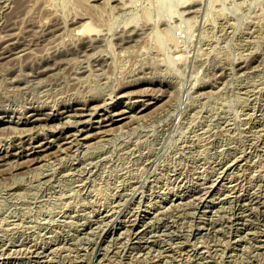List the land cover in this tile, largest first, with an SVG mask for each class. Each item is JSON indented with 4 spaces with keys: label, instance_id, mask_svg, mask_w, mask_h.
<instances>
[{
    "label": "rangeland",
    "instance_id": "374dc122",
    "mask_svg": "<svg viewBox=\"0 0 264 264\" xmlns=\"http://www.w3.org/2000/svg\"><path fill=\"white\" fill-rule=\"evenodd\" d=\"M7 1L9 2V3H7ZM17 1H18V3H17ZM105 1H107V3H106V5H105ZM110 1V2H109ZM129 1V5L130 4H132V5H130V6H128V4H127V2ZM152 1H154V0H151V1H149L148 2V0H136V3L137 4H135V0H131V2H130V0H121V1H119L118 2V0H104V1H101V0H98L97 1V3H96V0H92V5L93 6H91V0H25V2H24V0H0V9L2 10V11H0V12H2L1 14H0V22L3 20V22H1L0 23V38L3 36V38L0 40V48H2L3 49V51L0 49V51H2L1 53H0V57L1 56H3V57H1V59H0V71L2 72V73H0L1 75H0V81L2 82V85L0 84V86H2V88H0V93H2V94H0V99H2L5 103L3 104V101L2 100H0V101H2L0 104V128H2L3 130H1L0 132H4L3 133V135H1L0 136V139H1V141H0V167H1V169L0 170H2V169H6L7 171H2V172H0V224H1V226H0V229L1 228H3V230H1V232H3V233H1L0 232V239H4L3 241H1L0 240V245H1V248L3 247V249H1L0 248V254L2 255V253L1 252H3V255L4 254H7V253H9V254H7V257H6V255L5 256H1L0 255V264H35V262L37 261V263L36 264H73V262H74V264H97L98 262V264H103L104 262H105V264H117V262H121V263H119V264H135V262H137V264H139V261H140V264H143V262H144V264H155V262H156V264H165V261L167 260V263L166 264H168L169 262L171 263L172 262V264L174 263V264H199L200 262V264H213V262H215V264H241L243 261L242 260H244V262L242 263V264H261V263H263L264 264V262L262 261V260H264V199H263V195H264V122H263V120H264V118H263V116H264V0H235L234 2H233V0H228L227 1V3H226V0H219V2H218V0H216L215 1V3H214V1H212V0H196V2L198 3H192V1L193 2H195V0H170L169 2H168V0H155L154 1V5L151 3L150 4V2H152ZM158 1H160V2H158ZM188 1V2H187ZM190 1V2H189ZM199 1V2H198ZM212 1V2H211ZM230 1H232V4H229L228 5V2L230 3ZM22 2V3H21ZM28 2V3H27ZM89 2V3H88ZM98 2H100V3H98ZM113 2H114V4H116V5H114L113 4ZM117 2H118V4L121 2V4H117ZM185 3L184 5L186 6H183V3ZM206 2H207V4H206ZM209 2H211V3H209ZM220 3L219 4V7H213V5L215 4V5H217L218 3ZM222 2H223V5H221L222 4ZM238 2V3H237ZM253 2V3H252ZM11 3H12V5L13 6H11ZM16 3V4H15ZM28 5H27V4ZM104 3V4H103ZM112 3V4H111ZM123 3V4H122ZM125 3V4H124ZM179 3V4H178ZM188 5H187V4ZM200 3H201V5H200ZM209 3V4H208ZM239 3H241V4H239ZM248 4V6H245L246 4ZM249 3H251L252 5L251 6H249L250 4ZM10 4V5H9ZM20 4H22V6H20ZM89 4V5H88ZM109 4V5H108ZM113 6H115L118 10H116V12L114 11L115 10V8H110V7H112L111 5ZM155 4H157V5H155ZM176 4V5H175ZM239 4V5H238ZM3 5H5V6H3ZM122 5V6H121ZM126 5V6H125ZM180 5H182V6H180ZM194 5H195V7H197L196 9V11L194 12L193 10L195 9L194 8ZM201 7H200V6ZM226 5V6H225ZM242 6V8H241V6ZM7 6V7H6ZM15 6V7H14ZM25 6H27L28 8H27V11L25 10ZM30 6V7H29ZM95 6H98V7H96V8H94V9H92L93 7H95ZM113 6V7H114ZM120 6V7H119ZM128 6V7H127ZM155 6L157 7V9L155 8ZM190 8H189V7ZM228 6V7H227ZM12 7V8H11ZM17 7V8H16ZM35 7V8H34ZM125 7V8H124ZM132 7V8H131ZM159 7H160V10L162 11V10H166V14L167 15H165V13H164V15L162 16V14H161V12H160V10H159ZM224 7H227V9L226 8H224ZM245 7H246V9H245ZM251 8V9H248V8ZM29 8H30V10H29ZM121 8V9H120ZM123 8H124V10H123ZM145 8H147V9H145ZM149 8V9H148ZM150 8H153L155 11L153 12V10H151ZM182 8V10H179V9H181ZM194 8V9H193ZM199 8H201V9H199ZM210 8V9H209ZM214 8H217V9H214ZM236 8V9H235ZM12 9V10H11ZM33 9L35 10V11H33ZM47 9V10H46ZM176 9H177V11H176ZM188 9H192L191 10V12H190V10H188ZM212 9H214V10H216V11H218V13L217 12H215L214 11V13H212ZM248 9V10H247ZM86 10V12H83V11H85ZM91 10V12L92 13H89V11ZM129 10V11H128ZM147 10H149L148 12H147ZM167 10H169L172 14H169V12L167 13ZM179 10V11H178ZM185 10V11H184ZM198 10H201V11H198ZM224 10H225V12L226 11H228V12H224ZM253 10H254V12H253ZM5 12V14H4V12ZM10 11V12H9ZM29 11H30V15H29ZM33 11V12H32ZM49 11H51V13H49ZM75 11H77L76 13H75ZM78 11H80V13H81V15L78 13ZM124 11V12H123ZM144 11H146V12H144ZM157 11H158V13H157ZM189 11V12H188ZM205 11V12H204ZM239 11V12H238ZM241 11V12H240ZM245 11H247L246 13H245ZM258 11H259V13H258ZM260 11H263V13H261ZM15 12H16V14H15ZM36 12V13H35ZM44 12H45V15H44ZM118 12H120L119 14H118ZM123 12V13H122ZM151 12H153V13H151ZM198 12V13H197ZM199 12L201 13L200 15H198L199 14ZM206 12H208L207 13V16H209V17H212L211 19H210V21H212L211 23H213V24H211V23H208V21H209V17H206L205 19H204V17H205V14H206ZM220 12L223 14V16H224V18H223V16H222V14H220ZM232 12H234V13H232ZM236 12H238L239 14H237ZM249 12V13H248ZM11 13V14H10ZM35 13V14H34ZM72 13H74V15L72 14ZM144 13H145V15H144ZM181 14L180 15V17H178L177 16V14ZM195 13V14H194ZM197 13V14H196ZM19 14H21V15H19ZM38 15L36 18H35V16L34 15ZM50 16H49V15ZM52 14V15H51ZM56 16H55V15ZM70 14V15H69ZM78 15L77 17L75 16V15ZM87 14H88V16H87ZM92 14H93V16H94V18H93V16H92ZM151 14H154V15H152L151 17L153 18L152 19V21H150V19H151V17H150V19L148 18ZM160 15L161 14V16H160V18H159V20L157 19L159 16L158 15ZM169 14V15H168ZM174 14H176V15H174ZM188 14V16H186ZM194 14V15H193ZM216 14H217V16H216ZM243 14V15H242ZM244 14H245V18L243 17L244 16ZM8 15V16H7ZM17 15V16H16ZM26 15H28V16H26ZM41 15V16H40ZM47 15V16H46ZM65 15H66V17H65ZM68 15V16H67ZM90 15H91V17H90ZM147 15V16H146ZM172 16V18H171V16ZM189 15H190V17H189ZM192 15V16H191ZM229 15V16H228ZM236 15V16H235ZM6 16V17H5ZM20 16V17H19ZM46 18H45V17ZM64 16V17H63ZM70 16V17H69ZM74 16H75V18H74ZM82 18H84V19H82ZM165 16V17H164ZM186 16V17H185ZM193 16H195L194 17V19H192L193 18ZM216 16V17H215ZM220 16H222V18H218V17H220ZM227 16V17H226ZM240 16V17H239ZM32 17H33V19H32ZM40 17V18H39ZM43 17V18H42ZM52 17H54V18H52ZM67 17H68V19H67ZM79 17V18H78ZM140 17V18H139ZM144 17L146 18V20L144 21V23H143V19H144ZM165 19H164V18ZM166 17H168L169 19H167ZM175 17H176V19H175ZM180 18V19H178V18ZM187 17H188V19L189 18H191V21H189V24H187V22H188V20H184V19H187ZM17 18V19H16ZM23 18H25V19H23ZM29 18V19H28ZM75 19V21H74V19ZM77 18L79 19V20H77ZM89 18H90V20H89ZM233 18V19H232ZM4 19H6V20H4ZM8 19V20H7ZM12 19L14 20V22H12ZM19 19H21V20H19ZM35 19V20H34ZM51 20L52 21V23L50 24V21H47V25H45V24H43V21H46V20ZM57 19H58V21H57ZM61 19V20H60ZM71 19V20H70ZM80 19H82L81 21H80ZM85 19H87V20H85ZM148 19H149V21H148ZM162 19H164V20H167L166 22L164 21V20H162ZM198 20L197 22H195V21H193V20ZM218 21H217V20ZM223 19V20H222ZM244 19V20H243ZM23 20V21H22ZM29 20H31V21H29ZM34 20V21H33ZM68 20V21H67ZM96 21L98 24L97 25H101L104 29H107L106 27H108V29H111V30H109L108 31V29H107V31H104V29L102 28V27H98V26H95L94 27V29H90V30H92L93 31V33H91V32H88V31H85V26H90L91 28H92V22L93 21ZM161 20V21H160ZM171 20H175V22H177V23H173V21H171ZM227 20V21H226ZM228 20H230V21H228ZM16 21H17V25H15V26H17L16 28H13L14 27V24H16ZM40 21V22H39ZM42 21V22H41ZM67 21V22H66ZM72 21H74L73 23H72ZM78 21V22H77ZM93 22L94 23V25H96V22ZM130 21V22H129ZM136 22V24H139V22H141V24H139V25H137L138 27L136 28V29H134V27H136V24H132L131 22ZM179 21V22H178ZM183 21H185L184 23H183ZM209 21V22H210ZM233 22V23H235L233 26H231L233 23H230V22ZM235 21V22H234ZM242 21V22H241ZM12 22V24H10ZM25 22V23H24ZM29 24H28V23ZM36 22H38V23H36ZM70 22V23H69ZM88 22V23H87ZM128 23V25L129 26H131V25H133L131 28L128 26V29H126L127 28V24H125V23ZM146 22H147V24H148V22H151V23H153V24H151V23H149V24H151V25H146ZM160 22V23H159ZM170 22V23H169ZM181 22V23H180ZM199 22V23H198ZM223 22V23H222ZM236 22H238V24H239V26H241V27H239L238 28V25L236 24ZM241 22V23H240ZM4 23V24H3ZM14 23V24H13ZM32 23V24H31ZM39 23L41 24V25H43V26H41L40 27V25H39ZM54 23V26L52 25ZM56 23V24H55ZM78 23V24H77ZM90 23V24H89ZM156 23V25H154ZM159 23V24H158ZM163 23H165V24H163ZM169 23V24H168ZM191 23V24H190ZM194 23H195V27H196V29H194ZM197 23V24H196ZM200 23L202 24V26L200 25ZM204 23H207V24H204ZM222 23V24H221ZM229 25H228V24ZM248 23V25L246 26V24ZM251 23H252V25H251ZM1 24H3V25H1ZM6 24H8V26H7V28L8 29H5V26H6ZM62 24H64V28H63V26H62ZM75 24H77V25H80V27H78V26H76ZM144 24V25H143ZM160 24H162V25H160ZM171 24V25H170ZM177 24V25H176ZM199 24V25H198ZM208 24H211V27L208 25ZM216 24V25H215ZM224 24V25H223ZM226 24V25H225ZM10 25V26H9ZM24 25V26H23ZM30 26L29 28L28 27H26V26ZM34 27H33V26ZM58 25V26H57ZM72 25H74V26H72ZM93 25V26H94ZM112 25V26H111ZM126 25V26H125ZM186 25H190V27H186ZM197 25V26H196ZM213 25H214V27H215V29H214V27H213ZM221 25H222V27H221ZM243 25H245V26H243ZM259 27H258V26ZM11 26H13V27H11ZM23 26V27H22ZM35 26H36V28H35ZM37 26H38V28H37ZM55 26H57L58 28H56ZM66 26V27H65ZM67 26H69L68 28H67ZM145 26H146V28H145ZM151 26H155V28H152ZM157 26L159 27L158 29H157ZM172 28H171V27ZM176 26L178 27H185L186 29V31H188V32H186V31H184L183 30V32H182V28H177V30L179 31V29L181 30V31H177V30H175L176 29ZM193 26V27H192ZM204 26H205V28H204ZM229 26V27H228ZM249 26V27H248ZM21 27V28H20ZM76 28L75 30L74 29H72V28ZM121 27H123L124 28V30L121 28ZM139 27H141L140 29H139ZM143 27V28H142ZM148 27H150V28H148ZM165 27V28H164ZM166 27L168 28V29H166ZM174 27H175V29H174ZM191 27H192V29L194 30V32L192 33L191 31H192V29H191ZM243 27H244V29H243ZM246 27V28H245ZM10 28V29H9ZM12 28V29H11ZM23 28H26L25 30H23L24 32H22V34H23V36H26V39H25V37H19L20 36V34H21V31H22V29ZM29 30H28V29ZM40 28V29H39ZM46 28V29H45ZM50 28H52V29H50V30H52L54 33H55V35H56V37H58V38H55V40L56 41H50L48 38H53V40H54V33H52V32H50L49 31V29ZM56 30H55V29ZM78 28V29H77ZM97 28V29H96ZM98 28H101V29H99L100 31H98ZM152 28V29H151ZM163 28V29H162ZM201 28V29H200ZM219 28V29H218ZM220 28H221V30H220ZM223 28V29H222ZM249 28V29H248ZM263 28V29H262ZM19 29H21V30H19ZM32 29V30H31ZM54 29V30H53ZM58 29H60V30H58ZM62 29V30H61ZM67 29H69V31L67 30ZM120 29V30H119ZM133 29V30H132ZM143 29H144V31H143ZM146 29V30H145ZM150 31V32H148V30ZM170 29V30H169ZM190 29H191V31H190ZM204 29V30H203ZM207 29H209V31H208V33H211V31H213L211 34H208L207 33ZM224 29H226L225 31H224ZM246 29V31L248 32H244V30ZM248 29V30H247ZM252 29H254V30H256V29H258V30H256V31H254V30H252ZM5 30H7V31H5ZM12 30H14L13 32H12ZM19 30V31H18ZM36 30L37 31V33L36 32H34V31ZM42 30V31H41ZM47 30H48V35H50L51 37H48L47 36V38H46V35H44L45 34V32L47 33ZM63 30H65V34H64V36H63V32H61V31H63ZM73 30H74V33H71V32H73ZM89 30V31H90ZM102 30L104 31V32H102ZM124 32H123V31ZM125 30H126V32H125ZM135 30V31H134ZM140 30V31H139ZM156 31V33H154V32H152V31ZM158 30V31H157ZM159 30H160V32H161V34L163 35H161L160 33H159ZM162 30H166V31H162ZM168 30L169 31H171V33H170V35L168 36ZM250 30H252V35H251V31ZM17 31V32H16ZM29 31V32H28ZM45 31V32H44ZM96 31V32H95ZM110 31H112L111 33H110ZM133 31V32H132ZM139 31V32H138ZM141 31L145 34V36H144V34L143 33H141ZM147 31V32H146ZM226 31H232V33L233 32H235V33H237V34H235V36L234 35H232V33L231 34H227V33H229V32H227L226 33ZM238 31V32H237ZM257 31H258V33L259 34H261V35H259V34H256L257 33ZM263 31V32H262ZM10 32V33H9ZM19 32V33H18ZM61 32V33H60ZM118 32V33H117ZM131 34V32L133 33V34H129V33ZM136 32V33H135ZM173 32H175V34H177L178 35V37H177V35H176V37H175V34H173ZM195 32H196V35H193V34H195ZM206 32V33H205ZM214 32H216V33H214ZM225 32V34H223ZM239 32H241V34H243V36H244V38H246V40L249 42H247L246 40H244L246 43L244 44V41H243V36L241 35V34H239ZM250 32V33H249ZM10 34V35H8V34ZM30 33V34H29ZM36 34V35H34V34ZM44 33V34H43ZM57 33H58V35H57ZM90 33H91V35H90ZM94 33L96 34V35H94ZM100 33V34H99ZM101 33H103V35H101ZM106 33V35H104ZM116 33V35H114ZM122 33H124V36H123V38H124V40L122 39ZM138 33H140V34H138ZM159 33V34H158ZM14 34V35H13ZM15 34H17V35H15ZM21 34V35H22ZM53 34V35H52ZM71 34L73 35V36H75V37H77V39H75V37H73V36H71ZM83 34L84 35H86V36H83ZM93 34V35H92ZM118 34L121 36H118ZM136 34H138V35H136ZM142 34H143V36H142ZM154 34H156V35H154ZM164 34H166V35H164ZM186 34H188V37H187V35ZM223 34V35H222ZM254 34H255V36H258V37H260V38H256L255 36H254ZM2 35V36H1ZM30 35H32L31 37L33 38V36H34V38L32 39L31 37H30ZM37 35H39V36H37ZM41 35H44V36H41ZM68 35H69V37H68ZM108 35V36H107ZM131 37H130V36ZM146 35H149V36H147L146 37ZM150 35H151V37H150ZM179 35H182V38H183V42H182V38L179 36ZM192 35H193V37H192ZM208 35V36H207ZM211 35V36H210ZM213 35V36H212ZM225 35V36H224ZM227 35V36H226ZM237 35H238V37L239 38H235V37H237ZM249 35V36H248ZM9 36V38H6V37H8ZM15 36V37H14ZM18 37V39H17V37ZM29 36V37H28ZM102 36H104V37H102ZM127 36V37H126ZM129 36V37H128ZM138 36H140L141 37V40H143L142 42H140L139 43V40H140V38L138 37ZM163 38H162V37ZM164 36H166L167 37V39H166V37L164 38ZM205 37V36H207V38L206 39H204L203 37ZM210 36V37H209ZM221 36V37H220ZM230 36V37H229ZM11 37L13 38H16L15 40H14V38L10 41V39H11ZM36 37V38H35ZM45 37V38H44ZM59 37H61V38H59ZM64 37H68L67 38V40H66V38H64ZM87 37V38H86ZM97 37H98V39H97ZM100 37H102V38H100ZM106 37V38H105ZM112 37V38H111ZM115 39H114V38ZM116 37H118V38H116ZM143 37V38H142ZM158 37H161V39L163 40V42L161 41V40H159L158 39ZM171 37V38H170ZM173 37H174V39L175 40H173ZM217 37H219V38H217ZM251 37V38H250ZM5 38V39H4ZM72 38V39H71ZM89 38V40L87 41L86 39H88ZM121 38V39H120ZM127 38V39H126ZM135 38H137V39H135ZM148 40H147V39ZM152 39V40H150L149 41V39ZM156 38V39H155ZM202 38H203V41H202ZM231 40H230V39ZM241 38H242V40H241ZM250 38V39H249ZM4 39V40H3ZM6 39H7V42H6ZM21 39V40H20ZM24 39V40H23ZM37 39V40H36ZM79 39H81L82 41V43H80V41H79ZM90 39H91V41H93V43L92 42H90ZM94 39H96V40H94ZM106 39V40H105ZM110 39H111V41H110ZM112 39L115 41L114 43L112 42ZM117 39V40H116ZM129 39H130V41H129ZM134 39V40H133ZM139 39V40H138ZM165 39V40H164ZM171 39V40H170ZM191 39V40H190ZM192 39H194V41H192ZM240 40V42H239V40ZM249 39V40H248ZM251 39H255L254 41L253 40H251ZM30 40L32 41V42H30ZM44 40V41H43ZM64 40H66V41H64ZM74 40H76V41H74ZM85 40V41H84ZM101 40V41H100ZM137 40H138V43H136L137 42ZM156 40V41H155ZM157 40H159L158 42H157ZM197 40V42L195 43V41ZM207 40V41H206ZM210 40V41H209ZM212 40H214V42L212 41ZM221 40L222 41H224V43H221ZM251 40V41H250ZM4 41V42H3ZM10 41V42H9ZM14 41V42H13ZM21 41V43H19ZM24 41V42H23ZM45 41H46V43L47 44H49V45H47L46 43H45ZM48 41V42H47ZM60 41V42H59ZM78 41V42H77ZM86 41L90 44V45H88V43H86ZM103 41H104V43H103ZM134 41H135V44H134V46H135V48H134V46L132 45L133 43H134ZM154 41L155 42H157L156 44L158 45L159 44V42H161V43H163V48L161 47H159V45L158 46H156L155 45V43H154ZM166 41V42H165ZM168 41H170V43L168 42ZM174 41L176 42H178V43H174ZM191 41V42H190ZM199 41V42H198ZM203 42V43H200V42ZM204 41H205V43H204ZM215 41H217V44L215 43ZM225 41H226V43H225ZM228 41V42H227ZM233 41V42H232ZM236 41H238V42H236ZM10 43V44H7V43ZM11 42H13V43H11ZM18 42V43H17ZM34 42H36V43H34ZM39 42V43H38ZM56 44L57 42V44L56 45H54V43ZM64 42V43H63ZM66 42H70L69 44L68 43H66ZM73 42H74V44H75V46H73L74 44H73ZM117 42V43H116ZM120 42V43H119ZM125 42H127L126 44H123V43H125ZM168 42V43H167ZM179 42H181V44H179ZM213 42V43H212ZM231 42V43H230ZM236 42V43H235ZM17 43V44H16ZM29 43L31 44L30 46H29ZM35 45H34V44ZM41 43H43V44H41ZM83 44L84 46H86V47H84V46H82V45H79V44ZM85 43V44H84ZM111 43V44H110ZM113 43V44H112ZM116 43V44H115ZM146 43V45H144ZM168 45H167V44ZM219 43V44H218ZM235 43V44H234ZM12 44H15L14 46L12 45ZM22 44V45H21ZM24 44L26 45V46H24ZM27 44H28V46H27ZM37 44H39V45H37ZM61 44V45H60ZM64 44V45H63ZM123 44V45H122ZM136 44H141L140 46L139 45H136ZM175 44V45H174ZM177 44H178V46H177ZM192 44L194 45V46H192ZM198 44H204L201 48H200V46H198L197 47V45ZM209 44V45H208ZM212 44V45H211ZM227 46H226V45ZM229 44V45H228ZM239 44H242L241 46L239 45ZM6 45H8V46H6ZM18 45V46H17ZM44 45H46V48H45V46ZM62 45H63V47H62ZM68 45L69 46H71V47H68ZM92 45H97V47L96 46H94V47H92ZM101 45V47L99 48V46ZM109 45H112V46H109ZM121 46V48H119L120 46ZM126 45V47L125 48H123V46H125ZM129 45V47L130 48H132V52H139V53H143V54H140L141 56H143L144 55V57H146V58H141V60H136V59H140V55L139 56H137L138 54H134V56L133 55H131V54H133V53H128V52H126V50H130V48L129 47H127ZM147 45H150V47L149 46H147ZM184 45H186V46H184ZM205 45H207V46H205ZM222 45V48L220 47ZM225 45V46H224ZM244 45H246L245 47H244ZM16 46V47H15ZM38 46L39 47H41V48H38ZM44 46V47H43ZM47 46H49V47H47ZM60 48H59V47ZM90 46V47H89ZM103 46V47H102ZM114 46V47H113ZM117 46H119V47H117ZM133 46V47H132ZM139 46V47H138ZM148 47V48H146L145 50L146 51H144V48L145 47ZM152 46H154L153 48H151ZM165 46H166V48H165ZM174 47V49H172L173 47ZM204 46H205V50H204ZM234 46V47H233ZM6 47H8V48H6ZM13 47V48H12ZM25 47H27L28 48V50H26L25 49ZM33 47V48H32ZM58 47V48H57ZM89 49H88V48ZM96 47V49L94 50L93 48H95ZM111 47H112V49H111ZM137 47V48H136ZM171 47V48H170ZM175 47L176 48H180V51H178L179 49H175ZM184 47H186L185 49H184ZM189 47V48H188ZM192 47H195V49L194 48H192ZM197 47V48H196ZM212 49H210V48ZM215 49H214V48ZM218 47V49H216ZM227 47V48H226ZM231 47V48H230ZM23 48L26 50H23ZM36 49L37 48V50H36V52H35V50L34 51H32L33 49ZM44 48H45V50H44ZM54 48H56V49H54ZM74 48H76V49H74ZM77 48H79V49H77ZM81 48H84L83 50L81 49ZM92 48V49H91ZM106 48V49H105ZM109 48V49H108ZM115 48V49H114ZM117 48V49H116ZM123 48V49H122ZM157 48H159V50L157 49ZM226 48V49H225ZM19 49H20V51H19ZM58 49H63V50H60V51H65L66 52V54H65V52H62L63 53V55L61 54V52L58 50ZM91 49V50H90ZM126 49V50H125ZM134 49H136V51H134ZM142 49V50H141ZM168 49H169V51H168ZM175 50V52L174 51H172V50ZM182 49H184V50H182ZM192 50V52H191V50ZM200 49V50H199ZM210 51V53H209V51ZM222 51L221 52V55L222 56H224L223 57V61L222 60H220V58L222 57V56H218V54H220V52H218V51H220V50ZM10 50V51H9ZM12 50H13V52H12ZM21 50H22V52H24V54L21 52ZM46 50H48V51H50L51 52V58H50V60H45V59H49V53H47L48 51H46ZM52 50L55 52V54H54V52H52ZM58 50V51H57ZM74 50V51H73ZM81 50H82V52H81ZM85 50H87V51H85ZM91 52H90V51ZM118 50V51H117ZM128 50V51H129ZM154 50L157 52H159V53H162L161 55H158V54H156V52H154ZM160 50H161V52H160ZM166 51V52H163V51ZM196 50H198V53H197V51ZM202 50V51H201ZM207 50V51H206ZM218 50V51H217ZM224 50H226V51H224ZM229 50V51H228ZM8 51V52H7ZM17 53H15V52ZM67 51H70V52H72V54L74 53V55H72V54H70V52L67 54ZM84 51H85V53L86 54H84ZM95 51V52H94ZM118 52L116 55H115V53H113V52ZM121 51H124V53L126 54H128V55H130V56H127V55H125L124 53H121ZM143 51V52H142ZM170 51L172 52V54H174V56L170 53ZM196 51V52H195ZM207 52L206 54H209V55H205V54H203L204 52ZM215 51V52H214ZM27 54H26V53ZM58 52H60V54H59V57L57 56V53ZM76 52V53H75ZM130 52V51H129ZM170 53L171 54V57H173V60L170 58V55H167V53ZM174 52V53H173ZM182 52V53H181ZM184 52V53H183ZM199 52H201L200 54H199ZM226 52V53H225ZM10 53H11V55H10ZM22 55H21V54ZM43 53H45L44 55H43ZM81 53V54H80ZM89 53V54H88ZM99 53H101V54H99ZM103 53H104V55H103ZM187 53L188 54H190V58H189V55H187ZM218 53V54H217ZM9 54V55H8ZM17 56H16V55ZM28 55V56H26V55ZM39 54V55H38ZM53 54V55H52ZM64 54L65 55H67V57H65V58H69V57H73V59L75 60V63H74V60L71 62V58L69 59V60H65V58H63L64 57ZM92 54V55H91ZM121 54H124L123 56H117V55H121ZM146 54H149V55H146ZM152 54V55H151ZM176 54V55H175ZM183 54L184 55H186L185 57H183V59L184 60H181L182 58H180V57H182L183 56ZM217 54V56H215ZM226 54H227V56L228 57H226ZM19 55V56H18ZM34 55V56H33ZM40 55H42L43 56V58H45V59H41L39 56ZM46 55H48L47 56V58H46ZM61 55V56H60ZM71 55V56H70ZM77 55V56H76ZM84 55V56H83ZM86 55H89V56H87L86 57ZM90 55H91V58L93 59V61H94V63L93 64H96L97 63V65H93L92 64V62L93 61H90ZM106 55V56H105ZM153 55H155L156 57H160V56H162L161 58L162 59H160V58H155V56H154V58H153ZM167 55V56H166ZM197 55V56H196ZM232 55V56H231ZM247 55H248V58H247ZM258 55H260V57H258ZM25 56V57H24ZM31 56H33V58H31ZM38 56V59L36 60V58L35 57H37ZM41 56V57H42ZM45 56V57H44ZM56 58H54V57ZM63 56V57H62ZM78 57V56H81V58L80 59H78V58H76V57ZM82 56H83V58H82ZM102 58H101V57ZM109 56V57H108ZM112 56V57H111ZM198 57H200V59H199V61L197 60V58ZM203 56H205V58H202ZM231 57V59H230V57ZM245 56H246V58H245ZM255 56V57H254ZM6 57V58H5ZM9 57L10 58H13L14 57V60H12V59H10V60H8L9 59ZM23 57V58H22ZM99 57V58H98ZM115 57H117V59L115 58ZM168 57V58H167ZM179 57V58H178ZM252 57V58H251ZM18 59V60H15V59ZM32 60H31V59ZM105 58V61H103V59ZM108 58V59H107ZM151 58V59H150ZM169 58H170V64H168L169 63ZM174 58H175V60H174ZM206 58H208V59H206ZM212 58H216L215 60H213ZM224 58L226 59V60H230V61H226V60H224ZM229 58V59H228ZM256 58V59H255ZM4 59V60H3ZM6 59V60H5ZM23 60L22 61V64H21V60ZM27 59V60H26ZM30 59V60H29ZM62 59L63 60V63L60 61V60ZM100 59H102V60H100ZM111 59V60H110ZM148 59V60H147ZM155 59H156V61H155ZM165 59H167V61L165 62L164 60ZM179 59V60H178ZM187 59V60H186ZM189 59H191L192 60V62H191V60H189ZM203 59V60H202ZM206 59V60H205ZM217 59H218V61H217ZM245 59V60H244ZM254 59V60H253ZM261 59V60H260ZM20 60V61H19ZM54 60H57L56 62L57 63H60L61 62V65L60 64H55V63H53L54 62ZM85 60V61H84ZM99 60V62H97ZM107 60H109V61H107ZM113 60V61H112ZM158 60V61H157ZM160 60V61H159ZM179 61V63L177 62V61ZM180 60H181V63H180ZM190 61V63L188 64L190 67H194L195 68V70H194V68H193V71H191L192 70V68H189L188 67V65H187V62H189ZM197 60V61H196ZM200 60H202V62L200 61ZM207 60H208V64H207ZM213 60V61H212ZM236 60V61H235ZM246 60L248 61V63H246ZM250 60H253V61H250ZM259 60H260V62H259ZM18 61V62H17ZM26 61V62H25ZM28 61V62H27ZM31 61L33 62L32 64H31ZM41 61V62H40ZM47 61V62H46ZM58 61H60V62H58ZM66 61H70L69 63L68 62H66ZM112 61V62H111ZM137 61V63H135V62ZM148 61V64L146 63ZM153 61H154V63L155 64H157L156 66L155 65H153L152 63H153ZM216 61L218 62V63H216ZM233 61V62H232ZM258 61V62H257ZM16 62H17V65H15L16 64ZM44 62V63H43ZM50 63L52 66H48V65H50V64H47V63ZM66 62V63H65ZM78 62V63H77ZM106 62V63H105ZM140 62V63H139ZM145 62V63H144ZM157 62V63H156ZM173 62H175V64L177 63V65L175 66V64H173ZM200 62V63H199ZM215 62V63H214ZM222 62H224V63H222ZM229 62V63H228ZM31 64L32 65V67L31 66H29V68H28V66L27 65H25V64ZM38 65L39 67H35V66H33V65ZM72 63V64H71ZM87 63H89L88 65H87ZM108 63V64H107ZM135 64H137V65H135V67H134V65ZM159 63H161V65L159 64ZM164 63V64H163ZM165 63H167V66H166V64ZM201 63H204L203 64V66H201L202 64ZM220 63V64H219ZM233 63V64H232ZM247 65V68H246V65ZM254 65H253V64ZM21 64V65H20ZM24 64V65H23ZM29 64V65H30ZM42 64H43V66H42ZM54 64L57 66H54ZM66 64V65H65ZM74 64V66L72 67V65ZM75 64H76V66H75ZM80 64V65H79ZM102 64H104V65H102ZM114 64V65H113ZM148 65V66H145V65ZM180 64V65H179ZM185 64V66L183 67V65ZM195 64H198L200 67H197L198 65H195ZM210 64L212 65V67L210 66ZM213 64H215V65H213ZM222 64V65H221ZM14 65H15V68L17 69V71L19 70V68L21 69L22 67H24V68H22V71L24 70L25 72H19L18 71V73H17V71H16V69L14 68H12L11 69V67L13 66L14 67ZM41 65V66H40ZM68 65H69V69H67L68 68ZM71 65V66H70ZM77 65H79V67L77 66ZM85 65H87V67L85 66ZM102 65V66H101ZM111 66V65H113V68L112 67H109V69L107 68L108 66ZM131 65H132V67H131ZM141 65V66H140ZM151 65H153V66H151ZM163 65V66H162ZM166 67H165V66ZM171 66V68H170V70L169 71H166V70H168L169 68V66ZM175 66L176 68H174L173 66ZM217 65H218V67H217ZM221 65V66H220ZM250 66V68H249V66ZM18 66V67H17ZM22 66V67H21ZM59 66H61L62 68H63V66H65L64 67V69H63V74H62V72H56V71H58V69H59V71H62V68L61 67H59ZM92 66V68H90ZM101 68H100V67ZM143 66H145V69H144V67ZM179 66V67H178ZM224 66V68H222ZM244 66V68H242ZM5 67H7L6 69H5ZM45 67H49L50 68V70H49V68H47V70H46V68ZM55 69H54V68ZM78 67V68H77ZM89 67V68H88ZM96 67H97V69H99V71H100V75L99 76H92V75H94V73H92L93 71L95 72V70H96V72H95V75H97V73H99V71L96 69ZM105 69H104V68ZM140 67H142V68H140ZM147 67H148V71H150V69L152 70L151 72L152 73H149V76H148V73H147ZM157 70L158 69V71L157 72H154V71H156V70H153L154 68ZM159 67H161V69L159 68ZM201 67H203V68H201ZM227 67H229V68H227ZM239 67H241V68H239ZM36 68V70H34ZM38 68H39V70H41L42 71V73L44 72V73H46V74H40V72L41 71H39L38 70ZM53 68V69H52ZM75 68H77L76 70H78V72L75 70ZM82 68H84V69H82ZM87 68V69H86ZM103 68V69H102ZM132 70H131V69ZM133 68H135V70L133 69ZM139 68H140V72H138L139 71ZM168 68V69H167ZM173 68V69H172ZM181 68H183V69H181ZM198 70H197V69ZM201 68V70H202V72H201V70H199ZM207 69V71H206V69ZM215 68V69H214ZM225 68H227V69H225ZM3 69H5V71H3ZM82 69V70H81ZM89 69V70H88ZM110 69L112 70L111 72H113V73H111V72H109V73H106V71L108 72V71H110ZM143 69V71H141ZM162 70L161 71V73H160V70ZM166 69V70H165ZM175 69V70H174ZM185 69V70H184ZM189 70L190 72H194V75L196 76L195 78L196 79H194V82H193V80L191 79V78H193L194 77V75H193V73H190L189 71L188 72H186V73H184L185 71H187V70ZM210 69H212V70H210ZM244 69L246 70L245 72H243L244 71ZM248 69V70H247ZM10 70V71H9ZM12 70V71H11ZM28 70H30V71H28ZM66 70V71H65ZM74 70V71H73ZM103 70V72H101ZM105 70V71H104ZM129 71V72H131V71H133V72H131V73H126V71ZM178 70H179V72H178ZM183 70V71H182ZM214 70V71H213ZM229 71V76L231 77L232 75H234V76H232L231 78L230 77H228V72H225V71ZM239 70V71H238ZM28 71V72H27ZM36 71L38 72V73H36ZM47 71V72H46ZM73 71V72H72ZM80 71H82V72H80ZM83 71H84V73H83ZM88 73H86V72ZM137 71V74L135 73ZM173 73H172V72ZM210 71H213V73L214 74H212V72L210 73ZM216 71V72H215ZM220 71H222L223 73L221 74V75H217V74H215V73H218V74H220L221 72ZM7 72V73H6ZM32 74V75H29L30 73ZM52 74H51V73ZM54 72H56V73H54ZM90 72V73H89ZM141 72H142V74H141ZM144 72H145V74H146V76H144L143 74H144ZM164 72H166L168 75H167V78H166V73H164ZM183 72V73H182ZM200 72V73H199ZM207 72V73H206ZM220 72V73H219ZM232 72V73H231ZM235 72V73H234ZM6 73V74H5ZM16 73L18 74L17 76H16ZM19 73H22L21 75L23 76V77H25V78H22V76L21 77H19ZM25 73H27V75H25ZM74 73H76L77 74V76H76V74H75V76L73 75ZM91 73H92V75H91ZM102 73H103V75H105L107 78H109V81H112V82H109L108 81V83H107V80H105V76H102ZM136 75H135V74ZM155 73H156V75L157 76H155ZM188 73H190L191 74V76H190V74L188 75V76H186ZM197 73H199V75H197ZM201 73H203V75H201ZM9 74H11V75H9ZM15 74V75H14ZM24 74V75H23ZM35 74H37V76H35ZM50 74V76H48ZM53 74H54V76H53ZM60 76H59V75ZM112 74V75H111ZM115 74V75H114ZM122 74V75H121ZM128 74H130V75H128ZM171 74H174V76H172ZM176 74V75H175ZM182 74H183V77H186V78H183L182 77ZM207 74V75H206ZM224 74H226V75H224ZM7 75V76H6ZM9 75V76H8ZM58 75V76H57ZM73 75V76H72ZM78 75H80V77L78 76ZM85 76L86 75V77L82 80V76ZM138 75V76H137ZM142 75V77H140ZM151 75V76H150ZM177 75H181L180 76V78L178 79V76ZM201 75V76H200ZM215 75H217V76H215ZM6 76V77H5ZM14 76H16L15 78H14ZM28 76H30V77H28ZM39 76V77H38ZM47 76H48V79H47ZM55 76H56V78H55ZM72 76V77H71ZM103 77V78H101V80H99L100 79V77ZM121 77L122 76V78H116V77ZM123 76H124V78H123ZM134 76H135V79H136V81L134 82L133 80H135L134 79ZM165 76V77H164ZM202 76H204V77H202ZM206 76V77H205ZM212 76V77H211ZM215 76V77H214ZM226 76V78H224ZM2 77V78H1ZM8 77V78H7ZM10 77H13V79H14V81H13V79L11 78V80L12 81H10V82H8L7 80L8 79H10ZM19 77V78H18ZM34 77V78H33ZM36 77H38V78H41V79H38L37 81H35V79H37ZM44 77V78H43ZM49 77H51V79H49ZM71 77V78H70ZM74 77H76V78H78L79 79V81H80V83L78 82V79L75 81V78ZM89 77V78H88ZM110 77H112V78H110ZM128 77V78H127ZM143 77H144V79H145V81H144V79H143ZM148 77H150L149 79H147ZM173 79H172V78ZM177 77V78H176ZM187 77H188V79L189 80H191L190 81V83H189V80L187 79ZM202 77V78H201ZM213 77L214 78H216V79H213ZM21 78V79H20ZM30 78V79H29ZM58 78V79H57ZM94 78V79H93ZM96 78H97V80H99V84L98 83H96L95 81H96ZM115 78H116V80H115ZM129 78H131L130 79V83H128L129 82ZM152 78V79H151ZM157 78V79H156ZM199 78H201V80H203V81H201ZM4 79H6V80H4ZM20 79V80H19ZM32 79H34V80H32ZM72 79H74V80H72ZM81 79V80H80ZM86 79V80H85ZM102 79L104 80V81H106V82H104V81H102ZM127 79V80H126ZM139 79V80H138ZM156 79V80H155ZM164 79H169V80H165L164 81ZM172 79V80H171ZM177 79V80H176ZM187 79V80H186ZM198 79H199V81H200V84L198 83V84H196V82H199L198 81ZM218 79V80H217ZM223 79V80H222ZM17 82H16V81ZM21 80H22V82H21ZM28 80V81H27ZM30 80V81H29ZM44 80H45V83L44 84H42L43 82H44ZM48 80V81H47ZM51 80H54L55 82H53V81H51ZM56 80H58V81H56ZM63 81V83H62V81ZM70 80V81H69ZM72 80V81H71ZM90 80H93V82H95V85H93L91 82L92 81H90ZM115 80V81H114ZM117 80H118V82H122V81H124V83H122V85L120 84V83H118L117 82ZM161 80V81H160ZM171 80V81H170ZM173 80H175L176 81V83H175V81L173 82ZM180 80V81H179ZM182 80V81H181ZM211 81V83L209 84V82ZM212 80H215V81H212ZM222 81V82H220V81ZM25 81H26V83H25ZM42 81V82H41ZM51 81V82H50ZM59 81H61L60 83H58ZM64 81H65V83H64ZM84 81V82H83ZM87 81H89L90 83H87ZM125 81H127V82H125ZM187 81H188V84H187ZM204 81H205V84H204ZM207 81V82H206ZM209 81V82H208ZM218 81V82H217ZM223 81H224V83L225 84H223ZM20 82V83H19ZM25 83V88H24V84H22V83ZM57 82V83H56ZM69 82V83H68ZM72 82H74V83H72ZM105 83H107V87L106 86H103ZM131 82H134L135 84H131ZM161 82H162V84H161ZM168 82V83H167ZM171 82V83H170ZM6 83H8L9 84V87H8V84H6ZM15 83V84H14ZM28 83H31L32 85H33V87L31 86V85H28ZM51 83V84H50ZM53 83H54V85H53ZM55 83H56V85H55ZM69 84V85H66V84ZM74 84V85H72V84ZM76 83V84H75ZM110 83H111V85H112V87H111V85H110ZM112 83H114V84H112ZM116 83H118V84H120V85H118V84H116ZM127 83V84H126ZM173 83V84H172ZM185 83V84H184ZM196 85H195V84ZM215 83H217V84H215ZM12 84V85H11ZM40 84V85H39ZM60 84H62V85H64L65 84V93H63V88H64V86L62 87L61 86V88L62 89H60ZM100 84H101V88L99 89V87H100ZM130 84V85H129ZM154 84V85H153ZM178 84H181V85H179L180 87H182L181 89L179 88V86H178ZM188 85L187 87H185V85ZM202 84V85H201ZM204 84V85H203ZM218 84H222L221 86L220 85H218ZM5 85V86H4ZM23 85V86H22ZM26 85H28L27 87L29 88H31V89H33L32 91L34 92H31V89L29 88H27L26 87ZM35 85V86H34ZM39 87V86H41V87H37V86ZM45 86L46 88L48 87V89H49V87H51L49 90L47 89V91H46V88H43V86ZM51 85V86H50ZM54 87H53V86ZM59 85V86H58ZM76 85V86H75ZM96 85H98L99 87H97ZM125 85V86H124ZM132 85H134V86H132ZM169 85H171V86H169ZM183 85V86H182ZM193 85V86H192ZM198 85H201V86H198ZM205 85H207V86H205ZM209 85V86H208ZM213 85H216V86H214V87H211V86H213ZM14 86L17 88L16 90H15V92H13L14 90ZM21 87V89H20V87ZM92 86V87H91ZM109 86L111 87V90L110 89H106V88H109ZM195 86H196V88H195ZM198 86V87H197ZM223 86H225V87H223ZM19 87V88H18ZM57 87H58V89H57ZM96 89H95V88ZM105 87V88H104ZM118 87H120V88H118ZM148 87H149V89L150 88H152V90L150 89H148ZM158 87H160V89L158 88ZM167 87H168V89H167ZM172 87H176L177 89L179 88V91L175 88H172ZM185 87V88H184ZM194 87V88H193ZM219 87H221L219 90H217ZM12 88V89H11ZM25 90H23V89ZM35 88H37V89H35ZM90 88H91V91H90ZM95 90H94V89ZM117 88V89H116ZM144 89V88H147L146 90H144V92L142 91V90H140V89ZM153 88H155V89H153ZM186 88H189V90L186 92ZM191 88V89H190ZM199 88V89H198ZM204 88V89H203ZM212 88V89H211ZM2 89V90H1ZM20 89V90H19ZM26 89H28V90H26ZM60 89V90H59ZM75 89V90H74ZM78 89V90H77ZM98 89V90H97ZM102 89V90H101ZM105 89H106V91L107 90H109V91H107V93H105L106 91H105ZM118 89H120V91H118ZM125 89V90H124ZM133 89V90H132ZM135 89L137 90V92L139 91L140 93H137V94H149V95H151L152 97H155L156 96V98L157 97H159V96H161V94H162V89H163V93L166 91V89H167V92H169L168 94H166V92L164 93V94H162V96L163 97H160L159 99H152V100H150L151 102H152V104H151V106H153V107H150L149 109H147L146 111H143V112H141V105H142V103H136L135 102V99H132V98H130L131 100H133V102H131V100L129 99V98H127V97H122L123 95H122V93H127L128 91H133V92H135ZM159 89V90H158ZM165 89V90H164ZM215 89V90H214ZM4 90L6 91V92H4ZM8 90H10V91H8ZM13 90V91H12ZM20 91V92H18L17 93V91ZM34 90H37L36 92L34 91ZM55 90H57L55 93L56 94H54V91ZM155 90H156V92H155ZM157 90H158V93H157ZM177 91L176 93L178 94V95H176V93H175V96L173 95L174 93H173V91ZM183 90H184V93H181V91L183 92ZM204 90V91H203ZM208 90H210L209 91V93L207 92ZM218 91L219 93H217V91H216V93L214 92V91ZM22 91V92H21ZM40 91H42V92H40ZM59 91H61L62 92V95H60L61 93H59L58 95H60V96H58L57 95V92H59ZM74 91H76V92H74ZM90 91V92H89ZM96 91L98 92V91H100V93H98V95L96 94V95H94L95 93H96ZM102 91H105L104 93H102ZM111 91V92H110ZM146 91H148V92H146ZM151 91H153L152 93H150ZM160 91H161V93H160ZM170 91H172V93L173 94H170L171 92ZM191 91H193L192 92V95H190V93H191ZM195 91H198V92H201V93H203V92H205V93H203L204 94V96H203V94L201 95V93H200V95H198L199 93L198 92H195ZM211 91H213V92H211ZM26 92V93H25ZM49 92V93H48ZM52 94H51V93ZM72 92H73V94H72ZM92 92H95L94 94L92 93ZM118 92V93H117ZM146 92V93H145ZM155 92V93H154ZM195 92V93H194ZM5 93H6V95H5ZM11 93V94H10ZM22 93V94H21ZM31 93H32V95H31ZM40 93V94H39ZM41 93L43 94V93H45L44 94V96H42L41 95ZM75 93H77V94H75ZM94 95V98H93V96L91 95ZM128 93H131V92H128ZM196 93H197V95L199 96V97H197L196 96ZM212 93V95H208V94H211ZM215 93V94H214ZM8 94H9V96H8ZM13 94V95H12ZM29 94V95H28ZM39 94V95H38ZM46 94H50V95H55L54 97L52 96H49V95H46ZM65 94V95H64ZM68 94H69V96H68ZM75 94V96H73ZM78 94H80V97H77L78 96ZM86 94H87V96H88V98H86L87 96H86ZM89 94V95H88ZM118 94V95H117ZM179 94H180V96H182V99H180L181 97L179 96ZM187 94V95H186ZM205 94H206V96H207V98H205L206 96H205ZM3 95H4V97H5V99H3L4 97H3ZM17 95V96H16ZM21 95V96H20ZM26 95V96H25ZM35 95V96H34ZM42 96L43 98H44V100H43V98L41 97L40 99H39V97L38 96ZM73 97H72V96ZM108 95V96H107ZM110 95V96H109ZM120 95V96H119ZM190 95V96H189ZM2 96V97H1ZM15 97L16 96V98H11V97ZM26 98H25V97ZM58 96V97H57ZM61 96H63L62 97V99L64 100V103H65V100H66V103H65V105H63L64 103H62L63 102V100L61 99ZM67 96V97H66ZM83 96V97H82ZM89 96H90V98H89ZM102 96H104V97H102ZM167 96V97H166ZM172 96H173V98H175L174 100H173V98H172ZM178 96V97H177ZM186 96V97H185ZM188 96V97H187ZM203 96V97H202ZM8 98V100H7V98ZM30 97H32L33 99H34V101L32 100V98H30ZM46 97V98H45ZM49 97H51V99H49ZM74 97H75V99H74ZM97 97V98H96ZM100 97V98H99ZM116 97V98H115ZM185 97V98H184ZM200 97H202L200 100H199V98ZM249 97V98H248ZM11 98V99H10ZM25 98V100H23ZM27 98H29V99H27ZM38 98V99H37ZM52 98H54V99H52ZM66 98H68V99H66ZM74 99V100H72V99ZM79 98V99H78ZM85 98H86V100H85ZM108 101H106L105 99ZM111 98V99H110ZM121 98V99H120ZM147 98L148 97H144V98H142V99H139V100H147ZM163 98V99H162ZM168 98H169V100L170 101H172V103L168 100ZM177 98V99H176ZM191 98V99H190ZM212 98V99H211ZM248 98V99H247ZM27 99V100H26ZM36 99H37V101L39 102H37L36 101ZM83 99V100H82ZM87 99H88V101H87ZM93 99V100H92ZM95 99H97V100H95ZM100 101H99V100ZM116 99V100H115ZM126 100V102H125V100ZM129 99V100H128ZM149 99V98H148ZM167 99V101L166 102H163V101H165ZM188 99H190V100H188ZM252 99H253V101H252ZM254 99H256V100H254ZM49 102H48V101ZM52 102H51V101ZM62 100V101H61ZM85 100V101H84ZM104 100L106 101V102H104ZM118 100V101H117ZM181 100V101H180ZM187 100V102H184V101H186ZM195 100H197V101H195ZM246 100V101H245ZM16 101V102H15ZM24 101H27L26 103H24ZM32 101H33V103H32ZM60 101V102H59ZM115 101H117L116 103H115ZM169 101V102H168ZM191 101H193L192 103H189V102H191ZM9 102V103H8ZM46 102H48V103H46ZM54 102V103H53ZM71 102V103H70ZM80 102V103H79ZM82 102V103H81ZM94 102V103H93ZM124 102V103H123ZM173 102H175V103H177V105L176 104H174ZM182 102V103H181ZM41 103H42V105H41ZM101 103H103V104H101ZM136 103V104H135ZM161 103H162V105H161ZM245 103H248V104H246L245 105ZM252 103V104H251ZM5 104H9V105H5ZM19 104V105H18ZM25 104V105H24ZM29 104V105H28ZM38 104H40L39 105V107H38ZM46 104H48L49 105V107H47V105ZM58 104V105H57ZM98 104H101V105H98ZM112 104V105H111ZM132 104V105H131ZM141 104V105H140ZM159 104H160V109L161 108H163L162 110H163V112H162V114H161V112L160 111H162V110H160L158 107H159ZM163 104H165V106H163ZM167 104L168 105H170V106H167ZM255 104H256V108H254V110L252 109V107H253V105H254V107H255ZM23 105V106H22ZM35 105H36V107H35ZM51 105V106H50ZM55 105V106H54ZM95 105V106H94ZM96 105H98V106H96ZM114 105V106H113ZM174 105V106H173ZM184 105V107H181V106H183ZM189 105H191L190 106V108H191V111H190V108H189ZM4 106V107H3ZM18 106H20V108H18ZM46 106V107H45ZM53 106V107H52ZM85 106V107H84ZM92 106V107H91ZM166 106H167V108H166ZM172 106H173V108H172ZM176 106V107H175ZM194 106V107H193ZM250 106V107H249ZM11 107V108H10ZM27 107H29V109L27 108ZM44 107V108H43ZM55 107V108H54ZM78 107H80V108H78ZM93 107H95V108H93ZM99 107V108H98ZM124 107V108H123ZM171 109H170V108ZM179 107H180V109H179ZM248 107H249V109H248ZM13 108H15V109H13ZM26 108V109H25ZM34 110H33V109ZM40 108V109H39ZM50 108H52V109H50ZM74 108V109H73ZM88 108H92L93 110H89ZM108 108V109H107ZM127 108V109H126ZM131 108V109H130ZM151 108H154V109H152V111H154V110H156V112H155V117H157V120L159 121H157L156 123H155V121L153 120V118H154V112L152 113L151 111H150V113L152 114H150L149 116L146 114V113H148V111L149 110H151ZM167 109V112L164 110V109ZM186 108H189L188 110L190 111L189 112V115H188V111L186 112ZM194 108H195V110H194ZM8 109V110H7ZM12 109V110H11ZM17 109H20V110H18L17 111ZM36 109V110H35ZM50 109V110H49ZM77 109V110H76ZM78 109H81V111L80 110H78ZM83 109V110H82ZM87 109V110H86ZM114 109H116V110H127V111H129L131 114H133L134 116H132L130 113L127 115V116H129V118H126L127 116H125V118L123 119V120H121L119 117H116L115 118V123L113 124V125H111L110 127H108V128H111L112 127V130H114V133L111 131V132H109L108 134H106V135H98V136H96V137H89V138H87V140L85 139V140H82L83 139V137L84 136H86V135H84V136H81V137H79V138H77V140H75L74 142L75 143H73V145H72V147L71 148H67L65 151H63V152H61V154H60V152L58 151L60 148H59V146L61 145V139H60V137L61 136H64L65 135V132L66 131H71V132H76L77 131V129L78 130H84V133L85 134H87V135H91L92 133L94 134H96V132H98V130L96 129V127L98 126V124H95V122L96 121H98L99 119H103V118H105L108 114H109V112H111L112 110H114ZM174 109V110H173ZM177 109H179L178 111H177ZM183 111H182V110ZM184 109H185V111H184ZM247 111H246V110ZM5 112H4V111ZM16 110V111H15ZM46 110V111H45ZM63 111V113H62V111ZM65 110V111H64ZM67 110V111H66ZM85 110V111H84ZM137 110V111H136ZM157 110H159L158 111V114H157ZM168 110H172L171 112H169ZM181 110V111H180ZM193 110V111H192ZM199 110V111H198ZM256 110V111H255ZM10 111H11V113H10ZM25 111H27V112H25ZM92 111V112H91ZM96 111V112H95ZM106 111V112H105ZM109 111V112H108ZM195 111V112H194ZM241 111H243V113L241 112ZM246 111V112H245ZM255 111V112H254ZM58 112H59V115H58ZM74 112H75V114H74ZM79 112V113H78ZM82 112H86V113H93V118H85V119H82V118H80L79 116H77V114H81ZM135 112V113H134ZM192 112H194V113H192ZM201 112V113H200ZM240 114H239V113ZM248 112V113H247ZM252 112V113H251ZM4 113V114H3ZM27 113V114H26ZM32 113V114H31ZM35 113V114H34ZM50 113H52V115L50 116V115H48V114H50ZM61 113V114H60ZM66 113H67V115L68 116H66ZM73 113V114H72ZM77 113V114H76ZM102 113V114H101ZM143 113V114H142ZM167 114V115H165V114ZM170 113V114H169ZM175 113H176V115L179 113V118H178V116H176L175 115ZM186 114V116L184 117V118H182L183 117V115H185ZM197 113V114H196ZM244 113H247L248 115L247 116H245L246 114H244ZM254 113H256V114H259V115H256V114H254ZM263 113V114H262ZM9 114V115H8ZM13 114V115H12ZM17 114H19L18 116H17ZM30 114V115H29ZM37 114V115H36ZM55 116H54V115ZM70 114H72V116L70 115ZM142 115H146L147 117H148V120L147 119H145V118H147L146 116H144V119H142L141 118V116ZM161 116H160V115ZM173 114V115H172ZM183 114V115H182ZM193 114H195L194 115V117H191ZM237 114H239L240 116L241 115H243L242 117H244V118H242V117H239ZM253 114V115H252ZM2 115H3V117H2ZM43 115V116H42ZM62 115H65V117L64 116H62ZM131 115V116H130ZM135 115H137V117L135 116ZM175 115V116H174ZM12 116H14V117H12ZM22 116V118H20ZM26 116H30L28 119L26 118ZM139 116V117H138ZM159 116V117H158ZM166 116H168V117H166ZM180 116H182V117H180ZM188 116H190V117H188ZM197 116V117H196ZM225 116V118H223L222 119V117H224ZM249 116V117H248ZM257 118H256V117ZM262 116V117H261ZM17 117V118H16ZM60 117V118H59ZM67 117V118H66ZM69 117H70V119H69ZM101 117V118H100ZM149 117L152 119V123L150 122L151 121V119H149ZM188 117V118H187ZM260 117V118H259ZM38 118V119H37ZM40 118H42V119H40ZM45 118H47V120H45ZM78 118V119H77ZM132 118H135L136 119V121H135V119H132ZM142 119V121H144V120H146V121H144V122H141V124H140V120ZM166 118H167V120H166ZM173 118V119H172ZM187 118V119H186ZM251 118V120H249ZM257 119L256 121L254 120V119ZM258 118H259V121H258ZM36 119V120H35ZM40 119V120H39ZM62 119V120H61ZM64 119V120H63ZM131 119V121L130 122H132V121H134L133 123H129V120ZM140 119V120H139ZM177 119V120H176ZM215 119V121H213ZM227 119V120H226ZM245 119V120H244ZM261 119H262V121H261ZM4 120V121H3ZM12 120H13V122H12ZM66 120V121H65ZM77 121L78 120V122H75V121ZM79 120H81V121H79ZM82 120H86V124L84 125L83 123H82ZM138 120V121H137ZM161 120V121H160ZM182 120V121H181ZM207 120V121H206ZM212 120V121H211ZM218 120V121H217ZM222 120V121H221ZM224 120H226V125H225V122H223ZM229 120V121H228ZM239 120H241V121H239ZM244 120V121H243ZM246 120H248V122L246 121ZM25 121V122H24ZM38 121V122H37ZM44 121H46V122H44ZM62 123H61V122ZM69 121V122H68ZM74 123H73V122ZM127 121V122H126ZM174 121V122H173ZM176 121H177V123H176ZM179 121H181V123L179 122ZM227 121H228V123H227ZM15 122H17V123H15ZM19 122H20V124H19ZM40 122V123H39ZM48 122V123H47ZM53 122H54V124H53ZM66 122L68 123L67 125H66ZM126 124H125V123ZM148 122V123H147ZM170 122V123H169ZM171 122H172V124H171ZM202 122V123H201ZM240 122H242V123H240ZM246 122H247V124H246ZM64 123H65V125H64ZM92 124V125H90V124ZM138 125H137V124ZM169 123V124H168ZM174 123H176V124H174ZM180 123V124H179ZM204 123H205V125H204ZM245 123V124H244ZM13 125V127H14V129H16L15 131L16 132H14V134H12V132H13V130H11V129H13V127H12V125ZM38 124V125H37ZM39 124H41V126H39ZM45 124V125H44ZM51 124H52V126H51ZM56 124H58V125H56ZM62 124V125H61ZM69 124H71V125H69ZM121 124V125H120ZM123 124H125V126H127V125H129V126H127V127H125ZM185 126H184V125ZM244 124V125H243ZM260 124H261V126H260ZM8 125H9V127H8ZM17 125V126H16ZM35 125H37V126H35ZM49 125L51 126V127H49ZM60 125V126H59ZM75 125V126H74ZM84 125V126H83ZM97 125V126H96ZM117 125H119L118 127H119V129H118V127H117ZM122 125L124 126V127H122ZM131 125V126H130ZM163 125H164V127H163ZM171 125V126H170ZM173 125H175L174 127H173ZM180 125V126H179ZM199 125V126H198ZM247 125V126H246ZM254 125V126H253ZM19 126V127H18ZM46 126H48V127H46ZM53 126H55V127H53ZM96 126V127H95ZM177 126V127H176ZM208 126H211V127H208ZM221 128H220V127ZM250 126V127H249ZM251 126H253L252 127V129H251ZM257 126V127H256ZM263 126V127H262ZM5 127H7L8 129H7V131H6V129H5ZM12 127V128H11ZM23 127H24V129L25 128H29L30 127V129L27 131L26 129L24 130L23 129ZM33 127V130H31V128ZM115 127H116V130H115ZM121 127L123 128L122 130H121ZM133 127V128H132ZM208 127V128H207ZM218 127V128H217ZM256 127V128H255ZM18 128V129H17ZM24 130V132H25V134L26 135H21V133L22 134H24V132H23V130ZM27 128V129H28ZM34 128H35V130H34ZM41 128H43V129H41ZM50 128V129H49ZM68 128V129H67ZM86 128H88V129H86ZM108 128H107V130H108ZM125 128H129L128 130L127 129H125ZM159 128H160V131H159ZM177 130H176V129ZM205 128H206V130H205ZM248 128V129H247ZM9 129L11 130V131H9ZM134 129V130H133ZM170 129H171V131H172V133H171V131H170ZM176 130V131H174V130ZM204 129V130H203ZM223 129V130H222ZM228 129V130H227ZM20 131L21 133H19V132H17V131ZM53 130V131H52ZM56 132H55V131ZM59 130V131H58ZM96 130V131H95ZM120 130V131H119ZM166 130V133H163L164 131ZM168 130V131H167ZM210 130V131H209ZM227 130V131H226ZM250 130H252L253 132H251ZM27 131V132H26ZM35 131L37 132V133H35ZM61 131V132H60ZM93 131V132H92ZM170 131V132H169ZM206 131V132H205ZM212 131V132H211ZM229 131V132H228ZM32 134H31V133ZM40 132L43 134H41L40 135ZM45 132H47V133H45ZM52 132V133H51ZM60 132V133H59ZM88 132V133H87ZM128 132V133H127ZM162 132V133H161ZM203 132L205 133V134H203ZM228 132V133H227ZM15 133H17V134H15ZM59 133V134H58ZM116 133H118V134H116ZM8 135V136H6V135ZM9 134H10V138L11 139H13V140H10V138H8L9 137ZM254 134H258L259 136H257V135H254ZM12 135V136H11ZM33 135V136H32ZM40 137H39V136ZM47 137H46V136ZM114 135V136H113ZM122 135V136H121ZM159 135V136H158ZM233 135V136H232ZM5 136V137H4ZM21 136H22V138H21ZM31 136V137H30ZM104 136H105V138H107L108 140H109V138H110V140L108 141L107 139H105V140H103L102 141V143H101V140L102 139H104ZM110 136V137H109ZM156 136H157V139H156ZM172 136V137H171ZM233 138H232V137ZM256 138H255V137ZM21 138V139H19V138ZM23 137H24V139H23ZM28 137H30V138H28ZM35 137V138H34ZM51 137V138H50ZM102 137V138H101ZM112 137V138H111ZM122 137V138H121ZM259 137V138H258ZM34 138V139H33ZM45 138H47V140L45 139ZM82 138V139H81ZM101 138V139H100ZM162 138V140H160ZM258 138V139H257ZM3 139H5L4 141H3ZM17 139H18V141H17ZM32 139V140H31ZM37 139V140H36ZM52 139H53V141H52ZM60 141H59V140ZM79 139V140H78ZM97 139V140H96ZM113 139V140H112ZM164 139V140H163ZM171 139V141H169ZM252 139V140H251ZM19 140H25V141H20L19 142ZM30 140V141H29ZM39 140V141H38ZM44 140H45V142H44ZM50 140V141H49ZM94 140V141H93ZM157 140V141H156ZM249 140V141H248ZM10 141V142H9ZM54 141H56V142H54ZM85 141V142H84ZM97 141H98V143H100V145H98V143H97ZM105 141H107V142H105ZM164 141H166V142H164ZM173 141V142H172ZM184 141V142H183ZM12 142V143H11ZM17 142H18V144H17ZM26 142H28V143H26ZM76 142H78V143H76ZM84 142V143H83ZM92 142H94L93 143V145L95 144V146H96V150L94 151V150H92V149H94V147L95 146H89V145H92ZM112 144H111V143ZM115 142V143H114ZM163 142L165 143V145L163 144ZM4 143V144H3ZM11 144V145H9V144ZM30 143V144H29ZM55 143V144H54ZM57 143V144H56ZM83 145H82V144ZM87 143V144H86ZM136 143H137V145H136ZM171 143V144H170ZM172 143H174V144H172ZM6 144V145H5ZM15 144V145H14ZM20 144V145H19ZM23 144V145H22ZM36 144L38 145V146H36ZM40 144H42L43 145V147L44 148H46V147H48V146H52V149L50 150V151H48V152H46V153H40V146H42V145H40ZM75 144H77V145H75ZM101 144H103V145H101ZM109 144V145H108ZM114 144V146H112ZM176 144V145H175ZM7 145H9V146H7ZM17 145V146H16ZM30 145H32V146H30ZM35 145V146H34ZM40 145V146H39ZM58 145V146H57ZM79 145V146H78ZM91 147L92 149L90 150L91 151V153L93 154H91L90 153V151L89 150H87L89 147ZM98 145V146H97ZM111 145V147H110V149H109V146ZM185 145V146H184ZM3 146V147H2ZM5 146V147H4ZM14 146V147H13ZM55 146V147H54ZM83 146V147H82ZM104 146V147H103ZM9 147V148H8ZM58 147V148H57ZM70 147V146H69ZM76 147H79V149L78 148H76ZM100 147H102L103 149H101ZM22 148V149H21ZM24 148H25V150H24ZM27 148V149H26ZM75 148V149H74ZM84 148H85V152H88L89 151V155H87V153H84L83 154V151H84ZM98 148V149H97ZM100 148V149H99ZM106 148H108V149H106ZM116 148V149H115ZM10 151H9V150ZM13 149V150H12ZM21 149V150H20ZM72 149V150H71ZM123 149V150H122ZM228 149V150H227ZM244 149V150H243ZM20 150V151H19ZM38 150V151H37ZM53 150V151H52ZM71 150V151H70ZM76 150V151H75ZM80 151L79 152V155H78V151ZM103 150H105V151H103ZM121 150V151H120ZM166 150H169L168 152H166ZM19 151V152H18ZM26 151V152H25ZM28 151V152H27ZM52 151V153H50ZM54 151H57V152H54ZM109 151H111L112 153H109ZM141 151H143L142 152V155H141ZM221 151H222V153H221ZM244 151H245V153H244ZM6 152V153H5ZM8 152V153H7ZM16 154H15V153ZM66 152H67V155H66ZM99 152V153H98ZM107 152H108V154H107ZM136 154H135V153ZM145 152H146V154H148V155H146L145 154ZM224 152V153H223ZM250 152V153H249ZM2 153V154H1ZM11 153V154H10ZM18 153H19V155L20 156H18ZM28 153V154H27ZM49 153V154H48ZM54 153V154H53ZM71 154V156H70V154ZM106 153V154H105ZM123 153H124V155H123ZM127 153V154H126ZM131 153V154H130ZM139 153V154H138ZM219 153H221L222 155L220 156V154ZM243 153V154H242ZM13 154H15V155H13ZM39 154L41 155V156H39ZM48 154V155H47ZM52 156H51V155ZM236 154V155H235ZM2 155H3V157H2ZM17 155V156H16ZM21 155H22V157H21ZM38 155V156H37ZM65 155H66V157H65ZM68 155H69V157H68ZM92 155V156H91ZM95 155V156H94ZM108 155V156H107ZM132 155V156H131ZM135 155V156H134ZM144 155H146V157H142V156H144ZM213 155H215V156H213ZM8 156V157H7ZM43 156H44V158H43ZM46 156V157H45ZM60 156H61V158H60ZM78 156L79 157H81V159L80 158H78ZM85 156H86V158H85ZM98 156V157H97ZM99 156H101L100 158H99ZM151 158H150V157ZM17 159H16V158ZM24 157V158H23ZM29 157V158H28ZM39 157V158H38ZM41 157V158H40ZM49 157V158H48ZM63 157H65V158H67V159H65V158H63ZM92 157V158H91ZM96 157H97V159H96ZM108 157H110V158H108ZM143 158V160L141 159H138V158ZM216 157H217V159H216ZM15 158V159H14ZM21 160H20V159ZM23 158V159H22ZM32 158V160H30ZM64 159V161H62L63 159ZM80 159V160H77V159ZM99 158V159H98ZM223 158V159H222ZM6 159V160H5ZM8 159V160H7ZM10 159V160H9ZM11 159H14V162H13V160H11ZM29 161V163H28V161ZM33 159H37V160H34L33 161ZM42 159V160H41ZM46 159H48V160H46ZM55 159L57 160L56 162H53V161H55ZM69 159H70V161H69ZM76 159V160H75ZM96 159V160H95ZM100 159H101V161H100ZM106 159H109V160H106ZM145 159V160H144ZM237 159V160H236ZM4 162H2V161ZM15 160H17L19 163H21V161H22V164H25L24 162H27V164H30V165H27V164H25V165H23L22 167L20 166V164H17L18 162L17 161H15ZM44 160H46V162L44 161ZM50 160L53 162V163H51L50 162ZM74 160V161H73ZM89 160V161H88ZM95 160V161H94ZM220 162H219V161ZM24 161V162H23ZM38 162V164L36 163V162ZM81 161V162H80ZM85 162V163H82V162ZM91 161V166H89V163L88 162H90ZM92 161H94V164L92 163ZM152 161V162H151ZM153 161H155V162H153ZM215 161V162H214ZM217 161H218V163H217ZM222 161V162H221ZM223 161H224V163H223ZM234 161V162H233ZM7 162H9V163H7ZM41 162H42V164H41ZM48 162H50V165H53L52 167L51 166H49V163ZM58 162V163H57ZM71 162H72V165H71ZM74 162V163H73ZM80 162V163H79ZM138 162V163H137ZM150 165H148L147 163ZM205 162V163H204ZM17 165H16V164ZM33 163V164H32ZM43 163H45V164H43ZM63 163H64V165H63ZM88 163V164H87ZM142 163H144V164H142ZM157 163V164H156ZM158 163H159V165H158ZM204 163V164H203ZM230 163H232V164H230ZM21 164V165H22ZM40 164H41V166H43L45 169H43V167H40ZM65 164H69V165H65ZM82 164V165H81ZM84 164H85V166H84ZM225 164H226V166H225ZM9 165V166H8ZM31 165H33V166H31ZM37 165H38V168L37 169H39L40 168V171H38V170H36L35 168L37 167ZM60 165H62V166H60ZM77 165V166H76ZM88 167H87V166ZM102 165V166H101ZM142 165H144V166H142ZM158 165V166H157ZM216 165V166H215ZM5 166V167H4ZM12 166V167H11ZM15 166V167H14ZM29 166H31L32 168L34 167V169H32L31 167H29ZM47 166H49V167H47ZM54 166H56V168L54 167ZM64 166V167H63ZM70 166V167H69ZM72 166H74L75 167V169H74V167H72ZM83 166V167H82ZM99 166V167H98ZM100 166H101V168H100ZM141 166H142V168H141ZM155 166V168L153 169V167ZM204 166V167H203ZM207 166V167H206ZM209 166V167H208ZM222 166V167H221ZM3 167V168H2ZM6 167H11V168H6ZM57 167H58V169H57ZM60 167V168H59ZM86 167V169H84ZM96 167V168H95ZM106 167V168H105ZM160 167V168H159ZM183 167V168H182ZM200 167V168H199ZM226 167V168H225ZM16 168H18V169H20V170H17ZM30 168V169H29ZM51 168H52V170H51ZM62 168V169H61ZM67 168V169H66ZM69 168H71V169H69ZM77 168H79V169H77ZM140 168H141V171H140ZM171 168H172V171H171ZM178 168V169H177ZM179 168H180V170H179ZM181 168H182V170H181ZM203 170H202V169ZM207 168V170H205ZM222 168V169H221ZM229 168V169H228ZM240 168V169H239ZM4 169V170H5ZM15 169V170H14ZM28 169H29V171H31V172H28ZM41 169H42V172H41ZM49 169H50V171H53V172H51V173H53V175L49 172ZM70 170V173H68L69 172V170ZM83 169V170H82ZM91 169H93V170H96L97 171V173H96V171H93V170H91ZM143 169V170H142ZM163 169V170H162ZM165 169V170H164ZM173 169H175V171H173ZM199 169V170H198ZM216 169V170H215ZM219 169V170H218ZM228 169V170H227ZM236 169H238V170H236ZM14 170V171H13ZM26 170V171H25ZM32 170H34V172L32 171ZM36 170V171H35ZM62 170V171H61ZM65 170H67V171H65ZM77 170H79V171H77ZM82 170V171H81ZM85 170V171H84ZM140 171V174H139V171ZM148 170V171H147ZM169 170V171H168ZM193 170V171H192ZM196 172H195V171ZM19 171V172H18ZM22 171V172H21ZM24 171V172H23ZM43 171H45V172H43ZM47 171V172H46ZM84 171V172H83ZM90 171V172H89ZM91 171H93V172H91ZM100 171V172H99ZM103 171V172H102ZM105 171V172H104ZM135 171V172H134ZM136 171H138L137 173H136ZM147 171V172H146ZM177 171V172H176ZM185 171V172H184ZM214 171H215V173H214ZM217 171H219V172H217ZM221 171V172H220ZM11 172V173H10ZM17 173V175H18V173H19V175L17 176V175H15V176H13L14 174L13 173ZM36 172L38 173V176H37V174H36ZM49 172V173H48ZM54 172H56V173H54ZM60 172H64V174L62 173V174H60ZM79 172H81L82 174H80ZM100 174H99V173ZM134 172V173H133ZM141 172H142V174H141ZM149 172V173H148ZM171 172H174V173H171ZM182 172V173H181ZM197 172H199V173H197ZM1 173H3V174H1ZM15 173V174H16ZM26 173V174H25ZM29 173V174H28ZM32 173V174H31ZM66 173V174H65ZM72 173H74V174H72ZM87 175H86V174ZM96 173V174H95ZM144 173V174H143ZM146 173V174H145ZM152 173V174H151ZM166 173V175H167V177H168V179H167V177H166V175H164ZM184 173V174H183ZM222 173H224V174H222ZM233 173V174H232ZM238 173V174H237ZM13 174V175H12ZM28 174V175H27ZM34 174H36L35 175V177H34ZM41 175V177H40V175ZM43 174H45L44 175V177H43ZM56 174V175H55ZM78 174V175H77ZM93 174V175H92ZM101 174H102V177H101ZM127 174H129V175H127ZM149 174V175H148ZM150 174H151V176H150ZM219 174V175H218ZM235 174V175H234ZM6 177V178H4V176ZM9 175H11V176H9ZM22 175V176H21ZM24 175H27L26 177L24 176ZM29 175H30V179H29ZM32 175V176H31ZM51 175H52V177H51ZM61 175V176H60ZM73 175H75V176H73ZM92 175V176H91ZM99 175V176H98ZM122 175H123V177H122ZM127 176V178H125L126 176ZM136 175V176H135ZM138 175V176H137ZM142 175V176H141ZM143 175H145V177H143ZM169 175V176H168ZM182 175H183V177H182ZM230 175V176H229ZM233 175V176H232ZM3 176V177H2ZM20 176V177H19ZM49 176V177H48ZM57 176V177H56ZM60 176V177H59ZM65 176V177H64ZM67 176V177H66ZM88 177V179H87V177ZM93 176H94V178H93ZM141 176V177H140ZM161 176H163V179H162V177ZM177 176V177H176ZM189 176V177H188ZM220 176V177H219ZM225 176V177H224ZM261 176V177H260ZM15 177V178H14ZM54 177V178H53ZM75 177H77L78 179H76ZM96 177H98V180L99 181H101V182H103V183H101V182H99L98 180H97V178ZM151 177V178H150ZM165 177V178H164ZM172 177V178H171ZM182 179H181V178ZM185 177H186V179H185ZM219 177V178H218ZM230 177V178H229ZM233 177V178H232ZM21 178V179H20ZM34 178V179H33ZM37 178V179H36ZM43 178V179H42ZM51 178V179H50ZM60 178L61 179H64V181L63 182H61L60 183V181H62V180H60ZM109 178V179H108ZM115 178H116V180H115ZM147 178H148V180H147ZM170 178V179H169ZM179 178V179H178ZM220 178H222V179H220ZM231 178H232V181H231ZM26 180V185L25 184H23V185H15V184H22V181L21 180ZM35 179L39 182V185H37L38 183H37V181H35ZM46 179H47V182H48V185H47V182H46ZM53 179V180H52ZM74 179V180H73ZM80 179H82V180H80ZM83 179H84V181H83ZM86 179V180H85ZM96 179V180H95ZM102 179H103V181H102ZM121 179H123V180H121ZM132 179H134L135 180V182H134V180L133 181H131ZM138 179V180H137ZM142 179V180H141ZM146 179V180H145ZM157 179H159V180H157ZM174 179V180H173ZM3 180V181H2ZM15 180H17V181H20V182H17V181H15ZM24 180V181H25ZM29 180H32L31 181V183L29 182V183H27ZM41 180H42V182H41ZM45 180V181H44ZM50 180V181H49ZM80 180V183L78 182ZM89 180V181H88ZM92 180V181H91ZM95 180V181H94ZM112 180H113V182H112ZM161 180V181H160ZM169 180V181H168ZM174 181V182H172V181ZM184 180V181H183ZM215 180V182H213V181ZM218 180V181H217ZM235 180V181H234ZM23 181V182H24ZM53 181V182H52ZM76 181H77V183H76ZM87 181V182H86ZM98 181V182H97ZM109 181H110V183H109ZM119 181H121V186L119 185V184H117V182L119 183ZM139 181H141V182H139ZM148 181V182H147ZM178 181V182H177ZM192 181H193V183H192ZM198 181H199V183H198ZM229 181V182H228ZM262 181V182H261ZM34 182V183H33ZM37 184H36V183ZM43 182H45V184H43ZM57 182V183H56ZM67 182H68V184H67ZM69 182H71V183H69ZM93 182V183H92ZM112 182V183H111ZM116 182V183H115ZM143 182V183H142ZM146 182V183H145ZM149 182H151V183H149ZM176 182V183H175ZM186 182V183H185ZM221 182H223V183H221ZM237 182V183H236ZM14 185H13V184ZM25 183V182H24ZM54 184V186L52 185V184ZM78 183H79V185H78ZM106 183H108L107 185H106ZM134 184L133 186H132V184ZM137 183H139V185L142 183V186H139ZM148 183V184H147ZM170 183H172V185H170ZM214 183H216V184H214ZM229 183V184H228ZM236 183V184H235ZM260 183V184H259ZM34 184L37 186V187H35L34 186ZM40 184L42 185V186H40ZM61 184V185H60ZM65 184V185H64ZM80 184H82V185H80ZM97 184V186H95ZM116 184H117V187H116ZM129 184V185H128ZM168 184V185H167ZM183 184V185H182ZM186 184V185H185ZM187 184H188V186H187ZM207 184L208 185H211V186H207ZM222 184V185H221ZM262 184V185H261ZM13 185V186H12ZM31 185H33V187H31ZM46 185H47V187H46ZM53 187H52V186ZM55 185H57V186H55ZM63 185H64V187H63ZM76 185V186H75ZM87 185V186H86ZM94 185V186H93ZM101 186V187H103V186H105V187H103L102 188V190H100L99 188H97L98 186ZM109 185V186H108ZM113 185H114V188H113ZM122 185H124V186H122ZM196 187H195V186ZM213 185V186H212ZM228 185V186H227ZM8 186H10L9 188H11V189H9V188H7ZM12 186V187H11ZM18 186V187H17ZM25 186V187H24ZM30 186V187H29ZM40 186V187H39ZM44 186V187H43ZM48 186H49V188H48ZM73 186H75V187H73ZM90 186H92V187H94V188H92V187H90ZM99 186V187H100ZM119 186V187H118ZM126 186H128V188L126 187ZM132 186V188H130ZM152 186V187H151ZM175 186V187H174ZM178 186V187H177ZM182 186V187H181ZM206 188H205V187ZM224 186H226V187H224ZM258 186H261V190H260V187H258ZM57 187H62V188H57ZM69 187V188H68ZM72 187V188H71ZM90 187V188H89ZM108 187V188H107ZM122 187H124V188H122ZM134 187H136V188H134ZM170 187H171V189H170ZM180 187V188H179ZM185 187V188H184ZM202 187H204V188H202ZM231 187V188H230ZM236 187H237V190H241V191H237L236 190ZM258 187V188H257ZM34 188H35V190L36 189H41V190H39L40 192L39 193H36V192H38L37 190L35 191L34 190ZM49 189V192L50 193H48L47 194V192H48V189ZM67 188H68V190H67ZM70 188H71V191H73V192H71L70 191ZM77 188V190L75 191V189ZM85 188H86V190H85ZM92 188V190H90ZM110 188H112L113 190H111ZM119 188V189H118ZM120 188H122V189H120ZM133 188H134V190H133ZM145 188H146V190H145ZM148 188V189H147ZM169 188V189H168ZM197 188V189H196ZM209 188V189H208ZM212 188V189H211ZM215 188V189H214ZM225 188V189H224ZM244 188V189H243ZM246 188V189H245ZM252 188V189H251ZM257 188V189H256ZM13 189H14V191H13ZM26 191H25V190ZM44 189H45V191H44ZM47 189V190H46ZM55 189V190H54ZM59 189V190H58ZM73 189V190H72ZM84 190V191H81V190ZM107 189V190H106ZM117 189V190H116ZM126 189H128V190H130V192L127 190L126 191ZM136 189V190H135ZM141 189V190H140ZM176 189V190H175ZM181 189V190H180ZM207 190V191H205V190ZM228 189H229V191H228ZM250 189H251V191H250ZM5 190H7L6 192H5ZM19 192H18V191ZM65 190V191H64ZM89 190H90V192H89ZM95 190V191H94ZM96 190H100V192L98 193V191H96ZM106 191V192H102V191ZM124 190V191H123ZM162 190H163V192H162ZM175 190V191H174ZM204 190V191H203ZM211 190V191H210ZM232 191V193H230L231 191ZM244 190V191H243ZM3 191V192H2ZM56 191V192H55ZM68 191H70V192H68ZM75 191V192H74ZM81 191V192H80ZM141 191L143 192V195L141 194ZM145 191H147V192H145ZM177 191V192H176ZM215 191V192H214ZM250 191V192H249ZM254 191V192H253ZM257 193H256V192ZM2 192V193H1ZM13 192H15V193H13ZM22 192H26V194L24 193L23 195H22ZM29 192V193H28ZM33 192H35L36 194H33ZM52 192V193H51ZM61 192H62V195L65 193V195H64V198H66V199H62V197L63 196H61V198H60V194H61ZM83 192V193H82ZM111 193V194H107V193ZM129 192V193H128ZM156 192V193H155ZM158 192V193H157ZM160 192H162V193H160ZM166 192V193H165ZM170 192V193H169ZM195 192H197V193H195ZM201 194H200V193ZM206 192H209V193H205ZM223 192H225V193H223ZM239 192H241L240 194H239ZM244 192V193H243ZM5 193V194H4ZM32 193V194H31ZM45 193V194H44ZM54 193H55V195H54ZM70 193H73V195L72 194H70ZM79 193V194H78ZM95 193V194H94ZM100 193H102V194H100ZM112 193H114V194H112ZM119 193H121V194H123V195H121V194H119ZM128 193V194H127ZM135 193V194H134ZM153 193H154V195H153ZM178 193V194H177ZM219 193V194H218ZM222 193V194H221ZM243 193V194H242ZM256 195H255V194ZM261 193V194H260ZM14 194V195H13ZM20 196L21 195V197H20V199H19V197H17L18 199L16 200V196H18V195ZM28 194V195H27ZM31 194V195H30ZM38 194V195H37ZM50 194H52L51 196H50ZM69 196H68V195ZM78 194V195H77ZM96 194H97V196H96ZM117 194V195H116ZM124 194H126V195H124ZM149 194V195H148ZM152 194V195H151ZM159 194H162V196H165L164 198L161 196V195H159ZM199 194H200V196H199ZM205 194V195H204ZM208 194V195H207ZM230 194V195H229ZM236 194V195H235ZM240 196H239V195ZM247 194V195H246ZM248 194H251V195H248ZM10 195V196H9ZM16 195V196H15ZM28 196V198H27V196ZM47 195V196H46ZM59 195V196H58ZM94 195L96 196V198L94 197ZM100 195H101V197H100ZM106 195H108V196H111V199H107L106 197ZM115 195V196H114ZM128 195V196H127ZM136 195V196H135ZM173 195V196H172ZM202 195V196H201ZM218 195V197H216ZM224 195H226L227 197H225L224 198ZM229 195V196H228ZM240 197V198H242V199H240L238 196ZM243 197H242V196ZM261 195V196H260ZM13 196H14V199H12L13 198ZM73 196H75V197H73ZM77 196V197H76ZM78 196H79V199H78ZM86 196V197H85ZM89 198H88V197ZM99 196V197H98ZM105 196V197H104ZM146 196H148V197H146ZM168 196V197H167ZM198 196V197H197ZM203 196H205L204 198H202ZM232 196V197H231ZM235 196V197H234ZM250 196V197H249ZM6 197V198H5ZM8 197V198H7ZM25 197H26V199H25ZM33 197V198H32ZM36 197V198H35ZM68 197H69V199H68ZM81 197V198H80ZM114 199H113V198ZM120 197V198H119ZM130 197V198H129ZM141 197H143V198H141ZM153 197V198H152ZM160 197V198H159ZM175 197V198H174ZM195 197L197 198V199H195ZM200 197L202 198V199H200ZM22 198V199H21ZM24 198V199H23ZM32 198V199H31ZM38 198V199H37ZM40 198H41V200H40ZM60 198V199H59ZM71 198H73L72 200H71ZM77 198V199H76ZM83 198V199H82ZM100 198H102V199H100ZM106 198V199H105ZM110 198V197H109ZM127 198H129V199H127ZM132 198V199H131ZM209 198H211V199H209ZM221 198V199H220ZM224 198V199H223ZM233 198V199H232ZM62 199V200H61ZM90 199H92V200H90ZM94 199L96 200L95 202L96 203H94L93 201H94ZM122 199V200H121ZM123 199H124V201H125V205H124V203H123V205H121L122 203H121V201H123ZM128 201H127V200ZM133 199H134V202H133ZM140 199V200H139ZM164 199V201H162ZM168 199V200H167ZM173 199V200H172ZM183 199V200H182ZM193 199H194V202H193ZM221 201H220V200ZM246 199H247V202H246ZM251 199V200H250ZM70 201L71 200V202L72 201H74L75 202V204L74 203H69V205L67 204L68 202L67 201ZM78 200H79V202H78ZM81 200V201H80ZM98 200V201H97ZM115 200V201H114ZM132 200V201H131ZM138 200V201H137ZM150 200V201H149ZM158 200V201H157ZM167 200V201H166ZM183 202H182V201ZM196 200V201H195ZM199 202H198V201ZM202 200V201H201ZM249 200H250V203H249ZM101 201V202H100ZM103 201V202H102ZM120 201V202H119ZM123 201V202H124ZM153 203H152V202ZM155 201V202H154ZM169 201H170V203H169ZM186 201H188V202H186ZM214 201V202H213ZM231 201V202H230ZM234 201V202H233ZM240 201V202H239ZM77 202L79 203L78 205V208H77ZM129 202V203H128ZM173 202V203H172ZM189 202H191V205L189 204ZM197 202H198V204H197ZM216 202V203H215ZM238 204H237V203ZM244 202V203H243ZM253 202H255V203H253ZM82 203H86V204H88V205H82ZM95 205H93V204ZM99 203V204H98ZM106 203H110V204H112V206H108V204H106ZM116 203V205H114L113 206V204H115ZM139 203H141V206L140 205H138ZM144 203L145 204H147V206L146 205H144ZM148 203H150V204H148ZM157 203V204H156ZM162 203V204H161ZM179 205V204H182V205H177V204ZM184 203V204H183ZM193 203V204H192ZM202 203H205V205L204 204H202ZM223 203V204H222ZM226 203V204H225ZM232 203H233V205L234 206H232L231 207V205H232ZM249 203V205H244V204H248ZM262 203V204H261ZM65 204V205H64ZM66 204H67V207H66ZM70 204H73V205H71L70 206ZM92 204V206H93V208L90 206ZM130 204V205H129ZM160 204V206H158ZM172 204H176L175 206H173ZM186 204H187V206H186ZM197 204V205H196ZM230 204V205H229ZM241 204V205H240ZM252 204H253V206H252ZM256 204V205H255ZM74 205H76V207L74 206ZM105 206V207H103V206ZM128 205V206H127ZM150 205V206H149ZM156 205V206H155ZM171 205V206H170ZM186 207H185V206ZM194 205V206H193ZM206 205H208V206H206ZM215 205H216V207H215ZM226 205H228V206H226ZM243 205V206H242ZM255 205V206H254ZM87 206V207H86ZM98 206V207H97ZM107 206H108V209H107ZM116 206H117V208H116ZM120 206V207H119ZM126 206V207H125ZM130 206V207H129ZM135 206V207H134ZM151 206L153 207V208H151ZM170 207V209H169V214L168 215H170V216H168L167 215V213H166V215H164L165 214V212H168V211H165V209L166 208H169ZM196 206V207H195ZM197 206H199V207H197ZM221 206H224L225 207V210H227V211H225L224 210V208L223 207H221ZM240 206V207H239ZM244 206H245V208H244ZM247 206V207H246ZM259 206V207H258ZM65 207V208H64ZM71 207V208H70ZM82 208V209H79V208ZM96 207V208H95ZM101 207V208H100ZM103 207V208H102ZM111 207V208H110ZM115 207V208H114ZM123 207V208H122ZM138 207V208H137ZM157 207V208H156ZM161 207V208H160ZM182 207H184L183 209H182ZM253 207H255V208H253ZM67 208H70V209H67ZM121 208V209H120ZM156 208V209H155ZM174 210H173V209ZM181 208V209H180ZM189 208V209H188ZM191 208V209H190ZM204 208V209H203ZM212 208H214V209H212ZM220 208H222L221 210H220ZM229 208V209H228ZM232 208V209H231ZM234 208V209H233ZM243 208V209H242ZM250 208H252V209H250ZM259 208H261V209H259ZM63 209V210H62ZM65 209V210H64ZM77 209V210H76ZM86 209V210H85ZM97 209H99L98 211H97ZM105 209V210H104ZM114 209H115V211H114ZM126 209V210H125ZM133 210V212H131V211H127V210ZM145 209V210H144ZM161 210V211H165V212H162V214L160 213V212H158V214H157V210ZM172 209V210H171ZM178 209H180V210H178ZM184 209H188L187 210V212L184 210ZM196 209V210H195ZM205 210V211H203V210ZM211 209V210H210ZM215 209L217 210L216 212H214L215 211ZM237 209V210H236ZM255 209H258V212L255 210ZM262 209H263V211H262ZM79 210V211H78ZM87 210L89 211V212H87ZM94 210H95V212H94ZM102 210V211H101ZM111 210L112 211H114L115 212V214H114V212L112 213L111 212ZM117 210V211H116ZM124 210V211H123ZM137 210V211H136ZM144 210V211H143ZM158 210V211H159ZM174 211V212H172L171 213V211ZM182 210V211H181ZM202 210V211H201ZM207 210V211H206ZM233 210V211H232ZM247 210V211H246ZM250 210V211H249ZM260 210V211H259ZM69 211V212H68ZM72 211V212H71ZM77 211V213H74V212H76ZM119 211H123L125 214L123 215V213L122 212H120V213H118ZM152 211V212H151ZM178 211H179V213H178ZM183 211H184V213H183ZM190 211H192V212H190ZM193 211H195V212H193ZM220 211V212H219ZM243 211V212H242ZM254 211V212H253ZM58 212V214H56ZM92 212V213H91ZM98 212V213H97ZM100 212V213H99ZM108 212V213H107ZM128 212V213H127ZM130 212V213H129ZM134 212L136 213V217H135V214H134ZM142 212V213H141ZM154 212V213H153ZM175 212H177V213H175ZM181 212L183 213V214H181ZM186 212V213H185ZM198 212H200V213H198ZM204 212V213H203ZM232 212V213H231ZM233 212H234V214H233ZM241 212V213H240ZM248 212H250V213H248ZM263 212V213H262ZM78 213H80V214H78ZM84 213V214H83ZM90 213L92 214L91 216H92V218L94 219H91V217H90ZM94 213V214H93ZM106 213V214H105ZM111 213V214H110ZM132 213V214H131ZM138 213V214H137ZM149 213V214H148ZM151 213V214H150ZM160 213V214H159ZM189 213V214H188ZM198 213V214H197ZM203 213V214H202ZM212 213H214V215H213V217H212ZM218 213H220L219 215L220 216H222V220L224 221H222V222H220L221 221V218H220V220H219V218L218 217H220V216H218ZM229 213L231 214V215H229ZM248 213V214H247ZM262 213V214H261ZM56 214V215H55ZM69 214V215H68ZM119 214V215H118ZM173 214V217L171 216ZM178 214H179V216H178ZM191 214V215H190ZM201 214V215H200ZM210 214V215H209ZM224 214V215H223ZM228 214V215H227ZM241 214V216H239ZM244 214H246V215H244ZM60 215H61V217H60ZM80 215V216H79ZM83 215V216H82ZM84 215H85V217H84ZM103 215H108V217H110L111 215H112V218H114L115 220L116 219H118L117 221H115L114 220V225L112 224L111 226H109L108 228H110V230H109V234H106V235H99V233L98 232H100V233H102V231H103V229H105V225L103 226L102 224H99L100 223V218H102V216ZM155 215V216H154ZM175 215H177V218H176V216ZM182 215V216H181ZM183 215H185L184 217H185V219H184V217H183ZM187 215H189V216H187ZM226 215H227V217H226ZM250 216V218H249V216ZM259 215V216H258ZM50 216V217H49ZM54 216H55V218H54ZM78 216V217H77ZM101 216V217H100ZM117 216H119V217H117ZM129 216V217H128ZM146 216V217H145ZM153 216V217H152ZM160 216H161V218H163V217H165V218H163V219H161L160 218ZM181 216V217H180ZM192 216V217H191ZM194 216V217H193ZM202 216V217H201ZM234 216V217H233ZM246 216V217H245ZM247 216H248V218H247ZM258 218H257V217ZM70 217V218H69ZM89 219H88V218ZM95 217V218H94ZM97 217V218H96ZM117 217V218H116ZM138 217V218H137ZM151 217V218H150ZM167 217V218H166ZM169 217V218H168ZM180 217V218H179ZM190 219V221L191 222H189V220H188V218ZM196 217V218H195ZM200 217V218H199ZM233 217V218H232ZM254 217V218H253ZM260 217V218H259ZM52 218V219H51ZM134 218H137V222L135 223V225L137 226V228H138V230H139V234H140V236L142 237V240H144L143 238H144V236H146V238L148 239V240H144V241H140L139 243H136V244H132V242H130V243H128L127 241L125 242V240L127 239L128 240V238H130V236H131V234L133 233V229L131 230L130 228H131V223L129 222V220L130 219H134ZM157 218H159L160 220H158ZM173 218V219H172ZM198 218V219H197ZM206 218V219H205ZM208 218V219H207ZM217 218V219H216ZM224 218V219H223ZM234 218H236V219H234ZM247 218V219H246ZM256 218L258 219V221H256ZM52 220V221H50V220ZM55 219V220H54ZM71 219V220H70ZM74 219H76V221L74 220ZM83 219H85L86 220V222H82V221H85V220H83ZM95 219H97V220H95ZM98 219H99V223H98ZM126 219H128V220H126ZM143 219V220H142ZM150 219H152V221L153 222H151L150 221ZM180 219V220H179ZM199 219H201V220H199ZM202 219H205L204 221L202 220ZM231 219V220H230ZM249 219V220H248ZM250 219L251 220H254L255 222H253L252 221V223L251 222H249L250 221ZM261 219H263L262 221H261ZM23 220V221H22ZM66 220L67 221H69L70 223V225L68 226V222H66ZM72 220H74L75 222H72ZM155 220H158V221H155ZM163 220H164V222H163ZM167 220H168V222H167ZM174 220H176V221H174ZM193 220V221H192ZM228 220V221H227ZM248 220V221H247ZM56 221V222H55ZM149 221L151 222V223H149ZM172 221H173V223H172ZM178 221V222H177ZM181 223H180V222ZM188 221V222H187ZM207 223H206V222ZM214 221H215V224L213 225V223H214ZM242 221V222H241ZM47 224H46V223ZM72 222V223H71ZM82 222V223H81ZM96 222V223H95ZM120 222H122V223H120ZM154 222H155V224H154ZM170 222V223H169ZM183 222L185 223V225L184 226H186V227H184V226H182L183 225ZM192 222H194L193 224H192ZM208 222H210V223H208ZM213 222V223H212ZM219 224H218V223ZM230 222V223H229ZM257 222V223H256ZM258 222H259V224H258ZM11 223H12V225H11ZM15 223V224H14ZM16 223H18L17 225H16ZM19 223H21V224H19ZM60 223H62L63 224V226H62V224H60ZM66 223H67V226H66ZM74 223V224H73ZM76 223V224H75ZM79 223V224H78ZM86 223L88 224V225H86ZM92 223V224H91ZM134 223V222H133ZM138 223V224H137ZM161 223H164L165 224V226H166V228H164L165 226H163L164 224H161ZM225 223H226V225H225ZM243 223V224H242ZM256 225H255V224ZM10 224V225H9ZM14 224V225H13ZM58 224H59V226H58ZM65 224V225H64ZM78 224V225H77ZM99 224V225H98ZM143 226H142V225ZM149 224V225H148ZM151 224H153V225H151ZM178 224H179V226H178ZM181 224V225H180ZM188 224H190V225H188ZM234 224L236 225V226H234ZM247 224V225H246ZM253 224V225H252ZM44 227H43V226ZM48 225V226H47ZM95 225L96 226H98V227H95ZM102 225V229L100 228V226ZM119 225V226H118ZM126 225V226H125ZM145 225H147V226H145ZM168 225V226H167ZM194 225V226H193ZM198 225H200V226H198ZM205 225V227H203V226ZM216 225V226H215ZM220 225H221V227H220ZM225 225V226H224ZM230 225H233V226H230ZM8 226V227H7ZM16 226V227H15ZM58 226V227H57ZM73 226V227H72ZM76 226L78 227V228H76ZM115 226V227H114ZM151 227V228H149V227ZM157 226H160V227H158L159 229H157ZM169 226H171V227H169ZM192 228V229H190V227ZM223 226V227H222ZM226 226H228V227H226ZM230 226V227H229ZM239 226V227H238ZM255 226H257V227H255ZM29 227V228H28ZM30 227H32V228H30ZM60 227V228H59ZM66 227V228H65ZM81 227H83L82 228V230H81ZM94 227V228H93ZM182 227V228H181ZM198 227V228H197ZM201 227V228H200ZM212 227V228H211ZM220 227V228H219ZM254 227V228H253ZM8 228V229H7ZM28 228V229H27ZM45 230H43V229ZM70 228V229H69ZM98 228H100V229H98ZM126 228V229H125ZM167 228H170V229H167ZM209 228V229H208ZM211 228V229H210ZM214 228H216V229H214ZM223 229L221 232H220V229ZM226 228V229H225ZM238 228H239V230H238ZM245 228V229H244ZM258 230H257V229ZM10 229V230H9ZM17 229H19L20 231H24V233H23V231L22 232H20L19 230L17 231ZM50 229V230H49ZM52 229V230H51ZM68 229V230H67ZM77 229V230H76ZM92 229H94V230H92ZM98 229V230H97ZM107 229V228H106ZM120 229H121V231H122V233H120L121 231H120ZM147 229H149L148 231H147ZM156 229V230H155ZM166 229V230H165ZM177 229V230H176ZM181 229V230H180ZM189 229H190V231H189ZM218 229V230H217ZM5 230H6V232H5ZM41 230L44 232V233H46V235L48 236H45L44 235V233L43 232H41ZM61 230V231H60ZM67 230V231H66ZM76 230V231H75ZM89 230V231H88ZM97 230V231H96ZM126 230H127V233H126ZM152 232H151V231ZM164 230V231H163ZM172 230V231H171ZM177 231L176 232V234H175V232L174 231ZM197 230V231H196ZM226 230V231H225ZM235 230H238V232H236ZM244 230V231H243ZM251 230V231H250ZM255 230L257 231V232H255ZM17 231V232H16ZM48 231V232H47ZM52 231H53V233H52ZM56 231H58V234H56L57 232ZM60 231V232H59ZM79 231H81V232H79ZM83 231H84V234H83ZM124 231V232H123ZM129 231V232H128ZM180 231V232H179ZM196 231V232H195ZM203 231H204V233H203ZM210 233H209V232ZM216 231V232H215ZM224 231V232H223ZM228 231H230V235L228 234ZM234 231V232H233ZM240 231V232H239ZM242 231V232H241ZM249 233H248V232ZM252 231H254V234L256 235V237L252 234L253 232ZM259 231V232H258ZM261 231V232H260ZM4 232H5V235L7 236V237H5L3 234H4ZM37 232V233H36ZM40 234H39V233ZM50 232V233H49ZM55 232V233H54ZM71 232V233H70ZM89 232H90V234H89ZM113 232V233H112ZM118 232V233H117ZM131 232V234H129ZM146 232V233H145ZM162 232V233H161ZM167 232V233H166ZM185 232V233H184ZM187 232V233H186ZM246 232H247V234H246ZM20 234V236H18L19 234ZM59 233H60V235H59ZM61 233H64L63 235H62V238L60 237L61 236ZM73 233V234H72ZM76 233V234H75ZM94 235H93V234ZM119 233L121 234L120 236H121V238L120 237H118L119 236ZM156 235H155V234ZM159 233V234H158ZM166 235H165V234ZM191 233V234H190ZM196 233H198V234H196ZM200 233V234H199ZM205 233H207V234H205ZM223 233V234H222ZM237 233H239V234H237ZM246 234V236H244L243 237V235H245ZM256 233H258V235L256 234ZM21 234L22 235H25V236H21ZM39 234V235H38ZM42 234V235H41ZM51 234V235H50ZM55 234V235H54ZM113 234V235H112ZM148 234V235H147ZM152 234V235H151ZM154 234V235H153ZM173 234V235H172ZM218 235V238L219 239H221V240H223V239H225V240H228L227 242H224L225 240H223V242L221 241V240H217V241H215V239H217V236H215V235ZM228 234V235H227ZM261 235V238H260V235ZM12 235H14V236H12ZM30 235V236H29ZM38 236V237H34V236ZM80 235H82V236H80ZM97 235H99V236H101V237H95V236H97ZM151 235V236H150ZM168 235V236H167ZM171 235V236H170ZM179 235V236H178ZM184 235H186V236H184ZM196 235V236H195ZM198 235V236H197ZM238 235H242V236H239L238 237ZM4 236V237H3ZM32 236H33V238H32ZM75 236V237H74ZM78 236L79 237H81V240H83V238L84 237H86L87 236V238H85L84 240H85V242H81V240H79L78 239ZM112 236V238H110ZM123 236V237H122ZM126 236V237H125ZM127 236H129V237H127ZM155 236V237H154ZM156 236H157V238H156ZM158 236H159V238H158ZM162 236H164V237H162ZM170 236V237H169ZM202 238H201V237ZM206 236V237H205ZM229 236V237H228ZM252 236V237H251ZM258 236V237H257ZM14 237V238H13ZM19 237V239L17 240V238ZM30 237V238H29ZM45 237V238H44ZM53 237V238H52ZM67 237V238H66ZM69 237H71V238H69ZM92 237H94V238H92ZM105 237V238H104ZM114 237V238H113ZM148 237H150V238H148ZM189 237H190V239H189ZM224 237V238H223ZM243 237V238H242ZM246 237H248V238H246ZM6 238H7V240H6ZM10 238V239H9ZM22 238V239H21ZM26 238V240L28 241H25L24 239ZM47 238V239H46ZM51 238V239H50ZM56 239L55 241H53V239ZM58 238L60 239V241H58ZM73 238V239H72ZM115 238L117 239V238H119V239H117V240H115ZM145 238V239H146ZM173 238V239H172ZM179 238H183V239H180L179 240ZM207 238V239H206ZM232 238V239H231ZM240 238H242V243H241V239ZM245 238V239H244ZM253 238V239H252ZM256 238V239H255ZM8 239L9 240H12V242H10V241H8ZM33 239H35V240H33ZM42 239V240H41ZM50 239V240H49ZM65 239H67V240H65ZM78 239V240H77ZM91 239H93L92 241H91ZM153 239V240H152ZM167 239V240H166ZM168 239H169V241H168ZM195 239H198V240H195ZM200 239H202V240H204V243L202 242V240H200ZM208 239H209V241L210 240H212V242L214 243V242H216V243H214V244H211L210 242L207 244V242H208ZM231 239V240H230ZM255 239V240H254ZM261 239H262V242H261ZM13 240H14V242H13ZM22 240V241H21ZM65 240V241H64ZM86 240H88V241H86ZM105 240H106V242H105ZM112 240V241H111ZM156 240V241H155ZM165 240H166V242L167 243H165ZM175 240V241H174ZM184 240H185V242H184ZM192 240H193V242H192ZM214 240V241H213ZM233 240H236V241H233ZM249 240H251L253 243H251V241H250V243H249ZM257 240H259V241H257ZM5 241V242H4ZM37 241H40V242H37ZM47 241V242H46ZM52 241V243H50ZM57 241V242H56ZM76 241L77 242H80V243H76ZM110 241H111V244H110ZM180 241V242H179ZM182 241H183V243H182ZM188 241H190V242H188ZM245 241H247V242H245ZM25 242V243H24ZM31 242V243H30ZM35 244H34V243ZM37 242V243H36ZM54 242V243H53ZM61 242V243H60ZM71 242V243H70ZM118 242H119V244H118ZM169 242H172L171 243V245H170V243ZM201 242V244H199ZM205 242H206V244H205ZM217 242H219L220 243V245H219V243H217ZM255 242V243H254ZM259 242H261V243H259ZM14 243V244H13ZM44 243V244H43ZM59 243V244H58ZM66 243H68V244H66ZM77 245H76V244ZM104 243V244H103ZM123 243H124V245H123ZM161 243H163V245L161 244ZM174 243V244H173ZM186 245H185V244ZM191 243V244H190ZM198 243V244H197ZM224 243H225V247L227 248H222V246H224ZM245 243V244H244ZM6 244V245H5ZM17 244H19V245H16ZM21 244V245H20ZM23 244H24V246H23ZM32 244H33V247H32ZM57 244V245H56ZM64 245L63 247L61 246V245ZM74 244V245H73ZM79 244H80V246L83 248V249H81V247L79 248ZM96 244V245H95ZM126 244V245H125ZM129 244V245H128ZM138 244V245H137ZM177 244H178V246H177ZM182 244V245H181ZM184 244V245H183ZM188 244H190V245H188ZM194 246H193V245ZM203 244V245H202ZM235 244V245H234ZM236 244H237V246H236ZM251 244V245H250ZM256 244H258V246L256 245ZM8 245V246H7ZM11 245V246H10ZM42 245V246H41ZM48 245V246H47ZM54 245V246H53ZM66 245H67V247H66ZM83 245V246H82ZM119 245H123V246H119ZM132 245V246H131ZM134 245H136V246H134ZM140 245V246H139ZM144 245H146V247L145 248H143V246ZM176 245V246H175ZM198 245V246H197ZM241 245V246H240ZM247 245H249L250 247L249 248H251V249H243V247H247ZM256 245V246H255ZM7 246V247H6ZM9 246H10V248H9ZM28 246V247H27ZM45 246H47V247H45ZM59 246H60V248H59ZM75 246H77L76 248H75ZM87 248H85V247ZM107 246V247H106ZM115 246V247H114ZM139 246V247H138ZM148 246V247H147ZM153 246V247H152ZM160 246V247H159ZM174 246V247H173ZM215 246H216V248H218V252H217V250H216V248H215ZM232 246V247H231ZM260 246V247H259ZM261 246H263V247H261ZM6 247V248H5ZM19 247H21V248H19ZM38 248L39 250H40V252H42V251H44V253H42L41 254V258H38V257H36V256H33V255H31V254H29L28 252H30L33 248ZM45 247V248H44ZM55 247H57L58 249H55V250H53L54 251V253L52 252V249L53 248H55ZM69 247H72V248H69ZM94 247V248H93ZM122 247V248H121ZM159 247V248H158ZM166 247V248H165ZM173 247V248H172ZM178 247H182V248H178ZM187 247V248H186ZM198 247V248H197ZM256 247L258 248V249H256ZM17 248H18V250H17ZM24 250H26V251H24ZM73 248L75 249V250H73ZM96 248V249H95ZM102 248H103V251L104 252H102ZM111 248V249H110ZM127 248V249H126ZM130 248V249H129ZM146 248H148L147 250H146ZM152 248V249H151ZM153 248H154V250L156 251L157 249V251L155 252L154 250H153ZM156 248V249H155ZM161 248H163V249H165V250H162ZM178 248V249H177ZM204 250H203V249ZM222 248V249H221ZM254 248V249H253ZM7 249H8V251H7ZM11 249V250H10ZM28 249H30V251L28 250ZM41 249H42V251H41ZM97 249H98V251H97ZM124 249V250H123ZM137 249V250H136ZM143 249H145V250H143ZM149 249L151 250L150 252H151V254L150 253H147L148 254V258H147V254H146V256H145V253L146 252H148L149 251ZM171 249V250H170ZM180 249H182V251L183 252H181V250ZM186 249H187V251H186ZM47 250V251H46ZM50 250V251H49ZM69 250H71V251H69ZM80 250V252H78ZM93 250V251H92ZM115 250H117V252L115 251ZM173 250H175V252H176V254L178 255V257H177V255L175 254V252L173 251ZM190 250V251H189ZM213 250H215V251H213ZM223 252H225L224 254H222V251ZM239 250H241V251H239ZM243 250H245L244 252H243ZM10 251V252H9ZM13 253H12V252ZM16 251H19V252H17V255H16V257H15V255L14 254H16L15 252ZM28 251V252H27ZM93 253H92V252ZM108 251H109V253H108ZM123 251H125V252H123ZM141 253H140V252ZM168 251V252H167ZM170 251V252H169ZM179 251V252H178ZM227 251H229V254H228V252ZM250 251H252V252H250ZM263 251V252H262ZM21 252V253H20ZM24 252V253H23ZM48 252H50V254H48L49 255V257L50 258H48V256H47V254L46 253H48ZM68 252H69V254H68ZM75 252V253H74ZM91 252V253H90ZM101 252V253H100ZM111 252V253H110ZM115 252V253H114ZM121 252V253H120ZM135 252V253H134ZM142 252H144V253H142ZM158 252V253H157ZM161 252V253H160ZM167 252V255L165 254ZM172 252V253H171ZM190 252V253H189ZM192 252V253H191ZM200 254H199V253ZM208 252V253H207ZM220 252V253H219ZM241 252H243V256H242V254H241ZM246 252H248V253H246ZM263 253V254H261V255H259L258 256V254L259 253ZM10 253H12L11 255H13V257L12 258H10ZM26 253V254H25ZM27 253H28V255H27ZM84 253H86V254H84ZM88 253H90V254H88ZM94 253H95V255H94ZM97 253V254H96ZM104 253L106 254L105 255V257H104ZM113 253V254H112ZM156 253V254H155ZM164 253V254H163ZM185 253V254H184ZM188 253V254H187ZM195 253V254H194ZM197 253V254H196ZM204 255H203V254ZM212 253V254H211ZM215 253V254H214ZM233 253H235V254H233ZM251 253V254H250ZM256 253H258V254H256ZM44 254V255H43ZM53 254V255H52ZM55 254V255H54ZM58 254V255H57ZM62 254H65V256L64 255H62ZM71 254V255H70ZM78 254V255H77ZM88 254V256L86 257V255ZM112 254V255H111ZM121 254H123V257L121 256ZM129 254V255H128ZM134 254V256L135 257H133L132 255ZM140 254V255H139ZM155 254V255H154ZM160 254H162V256L163 257H161V256H159ZM169 254V255H168ZM173 254V255H172ZM190 254V255H189ZM192 254V255H191ZM207 254V255H206ZM224 256V257H222V255ZM231 254H232V256H231ZM241 254V255H240ZM254 254V255H253ZM69 255V256H68ZM85 255V256H84ZM111 255V256H110ZM114 255H116L117 256V259H116V257L114 256ZM131 255V256H130ZM139 256V257H137V256ZM150 255V256H149ZM166 255V256H165ZM172 255V256H171ZM218 255V256H217ZM253 256V258H252V256ZM19 256V257H18ZM26 256V257H25ZM32 256V257H31ZM53 258H52V257ZM61 256H63V260H62V257ZM68 256V257H67ZM77 256V257H76ZM82 256V257H81ZM113 256V257H112ZM154 256L155 257H157V259L156 258H154ZM175 257V259L173 260V259H171V258H174ZM185 256H186V259H185ZM196 256V257H195ZM201 256V257H200ZM206 256V257H205ZM220 256H221V260H220ZM235 256V257H234ZM245 256H246V259H245ZM247 256L248 257H250V261H249V259H247ZM255 256V257H254ZM262 256V257H261ZM2 257V258H1ZM44 257V258H43ZM88 257L89 258H91V260L92 261H90V259H88ZM107 257V258H106ZM123 259H122V258ZM131 257H132V259H131ZM139 258V260H137V258ZM142 258V260H141V258ZM152 257L154 258V259H152ZM165 257H167V259L165 260ZM188 257H190V258H188ZM198 257V258H197ZM227 257H228V260H226L227 259ZM241 257V258H240ZM45 258H46V260H45ZM54 258H56V259H54ZM70 258V259H69ZM82 258H84L83 260H82ZM114 258V259H113ZM130 258V259H129ZM145 258H147L146 260L147 261H149V262H147V261H145L144 259ZM151 258V259H150ZM162 258V259H161ZM194 258H196V259H194ZM205 258H206V260H205ZM207 258H209L210 260L208 261L207 260ZM213 258H215V259H213ZM233 258V259H232ZM236 258H237V262L235 261L236 260ZM257 258H259V259H257ZM44 259V260H43ZM52 260V261H49V260ZM65 259H67V260H65ZM74 259H76L77 261L75 262V260ZM99 259H101V262L99 261ZM111 259V260H110ZM112 259H113V261H112ZM118 259H119V261H118ZM126 259V260H125ZM157 261H156V260ZM171 259V260H170ZM183 259V260H182ZM188 259V261H186ZM219 259V260H218ZM232 260L231 262H230V260ZM18 260V261H17ZM42 260V261H41ZM48 260V261H47ZM69 260V261H68ZM72 260H73V262H72ZM79 260V261H78ZM103 260V261H102ZM131 260V261H130ZM152 260H153V262H152ZM159 260V261H158ZM179 260V261H178ZM185 260V261H184ZM191 262H190V261ZM223 260V261H222ZM233 260H234V262H233ZM239 260V261H238ZM246 260V261H245ZM252 260V261H251ZM6 261V262H5ZM20 261V262H19ZM29 261V262H28ZM43 261H45V262H43ZM58 261H60L59 263H58ZM89 261V262H88ZM94 261V262H93ZM117 261V262H116ZM133 261V262H132ZM143 261V262H142ZM178 261V262H177ZM194 261L195 262H197L198 261V263H194ZM208 261V262H207ZM213 261V262H212ZM22 262V263H21ZM27 262V263H26ZM70 262V263H69ZM81 262H83V263H81ZM87 262V263H86ZM108 262H110V263H108ZM115 262V263H114ZM160 262V263H159ZM181 262V263H180ZM203 262V263H202ZM204 262H206V263H204ZM217 262V263H216ZM222 262V263H221ZM230 262V263H229ZM260 262V263H259Z\"/></svg>",
    "mask_w": 264,
    "mask_h": 264
},
{
    "label": "bare ground",
    "instance_id": "6f19581e",
    "mask_svg": "<svg viewBox=\"0 0 264 264\" xmlns=\"http://www.w3.org/2000/svg\"><path fill=\"white\" fill-rule=\"evenodd\" d=\"M13 1H14V0H13ZM97 1H98V0H96V3H97ZM101 1H104V0H101ZM119 1H121V0H118V2H119ZM137 1H138V0H137ZM149 1H151V0H148V2H149ZM154 1H155V0H154ZM154 1L150 2V4L152 3V4L154 5ZM169 1H170V0H168V2H169ZM171 1H172V0H171ZM185 1H186V0H185ZM204 1H205V0H204ZM212 1H214V3H215L216 0H212ZM212 1H211V2H212ZM223 1H224V0H223ZM227 1H228V0H226V3H227ZM234 1H235V0H233V2H234ZM236 1H237V0H236ZM24 2H25V0H24ZM109 2H110V1H109ZM118 2H117V4H118ZM130 2H131V0H130ZM158 2H160V1H158ZM187 2H188V1H187ZM189 2H190V1H189ZM198 2H199V1H198ZM211 2H209V3H211ZM218 2H219V0H218ZM218 2H217V3H218ZM7 3H9V2L7 1ZM17 3H18V1H17ZM21 3H22V2H21ZM27 3H28V2H27ZM27 3H26V4H27ZM88 3H89V2H88ZM98 3H100V2H98ZM104 3H105V5H106L107 1H105ZM104 3H103V4H104ZM182 3H183V2H182ZM192 3H197V2H196V0H195V2L192 1ZM209 3H208V4H209ZM237 3H238V2H237ZM252 3H253V2H252ZM15 4H16V3H15ZM111 4H112V3H111ZM111 4H110V5H111ZM113 4H114V2H113ZM119 4H121V2H120ZM119 4H118V5H119ZM122 4H123V3H122ZM124 4H125V3H124ZM127 4H128V6L132 5V4L129 5V1L127 2ZM135 4H137V3H136V0H135ZM178 4H179V3H178ZM184 4H185V3H183V6H185ZM186 4H187V3H186ZM197 4H198V3H197ZM206 4H207V2H206ZM215 4H216V3H215ZM215 4L213 5V7H219V4H220V3H218L217 5H215ZM229 4H232V1H230V3L228 2V5H229ZM233 4H234V3H233ZM233 4H232V5H233ZM239 4H241V3H239ZM239 4H238V5H239ZM245 4H246V3H245ZM249 4H250L249 6L252 5L251 3H249ZM9 5H10V4H9ZM27 5H28V4H27ZM88 5H89V4H88ZM108 5H109V4H108ZM114 5H116V4H114ZM114 5H113V6H114ZM155 5H157V4H155ZM175 5H176V4H175ZM187 5H188V4H187ZM200 5H201V3H200ZM200 5H199V6H200ZM221 5H223V2H222ZM3 6H5V5H3ZM11 6H13L12 3H11ZM20 6H22V4H20ZM91 6H93V5H92V0H91ZM111 6H112V5H111ZM113 6L110 7V8H111V9H112V8H115L114 11L116 12V10H118V9H117L118 7L116 8L115 6H114V7H113ZM121 6H122V5H121ZM125 6H126V5H125ZM128 6H127V7H128ZM132 6H133V5H132ZM180 6H182V5H180ZM225 6H226V5H225ZM240 6H241V5H240ZM245 6H248V4H246ZM6 7H7V6H6ZM14 7H15V6H14ZM25 7H26L25 10L27 11V8H28V7H27V6H25ZM29 7H30V6H29ZM96 7H98V6H95V7H93L92 9H94V8H96ZM119 7H120V6H119ZM157 7H158V6H157ZM157 7L155 6L156 9H157ZM185 7H186V6H185ZM188 7H189V6H188ZM200 7H201V6H200ZM227 7H228V6H227ZM227 7H224V8L227 9ZM11 8H12V7H11ZM16 8H17V7H16ZM34 8H35V7H34ZM124 8H125V7H124ZM124 8H123V10H124ZM131 8H132V7H131ZM189 8H190V7H189ZM194 8H195V9H194ZM194 8H193V9H194L193 11L195 12V11L197 10V9H196L197 7H195V5H194ZM219 8H220V7H219ZM241 8H242V6H241ZM1 9H2V8H1ZM1 9H0V11L3 10V9H2V10H1ZM120 9H121V8H120ZM145 9H147V8H145ZM148 9H149V8H148ZM150 9L153 10V12L155 11L153 8H150ZM199 9H201V8H199ZM209 9H210V8H209ZM214 9H217V8H214ZM214 9H212V13H214V11L218 13V11H216V10H214ZM235 9H236V8H235ZM245 9H246V7H245ZM248 9H251V8L249 7ZM248 9H247V10H248ZM11 10H12V9H11ZM29 10H30V8H29ZM46 10H47V9H46ZM159 10H160V7H159ZM179 10H182V8L179 9ZM179 10H178V11H179ZM188 10H190V12H191L192 9H188ZM33 11H35V10L33 9ZM33 11H32V12H33ZM124 11H125V10H124ZM124 11H123V12H124ZM128 11H129V10H128ZM148 11H149V10H147V12H148ZM176 11H177V9H176ZM184 11H185V10H184ZM198 11H201V10H198ZM3 12H4V11H3ZM9 12H10V11H9ZM76 12H77V11H75V13H76ZM83 12H86V10L83 11ZM123 12H122V13H123ZM144 12H146V11H144ZM149 12H150V11H149ZM153 12H151V13H153ZM160 12H161L162 16L164 15V13H165V15H167V14H166V10H165V11H164V10H162V11L160 10ZM168 12H169V14H172L169 10H167V13H168ZM188 12H189V11H188ZM204 12H205V11H204ZM224 12H225V10H224ZM226 12H228V11H226ZM226 12H225V13H226ZM238 12H239V11H238ZM238 12H236V13L239 14ZM240 12H241V11H240ZM246 12H247V11H245V13H246ZM253 12H254V10H253ZM260 12L263 13V11H260ZM1 13H2V12H0V14H1ZM35 13H36V12H35ZM35 13H34V14H35ZM49 13H51V11H49ZM78 13L81 15L80 11H78ZM89 13H92L91 10L89 11ZM119 13H120V12H118V14H119ZM157 13H158V11H157ZM197 13H198V12H197ZM197 13H196V14H197ZM207 13H208V12H206L204 19H205L206 17H209V16H207ZM228 13H229V12H228ZM232 13H234V12H232ZM248 13H249V12H248ZM258 13H259V11H258ZM2 14H3V13H2ZM4 14H5V12H4ZM10 14H11V13H10ZM15 14H16V12H15ZM30 14H31V13H30V11H29V15H30ZM34 14H33V15H34ZM72 14L74 15V13H72ZM161 14H160V15L157 14V15L159 16V17L157 18L158 20H159ZM169 14H168V15H169ZM176 14H177V13H176ZM176 14H174V15H176ZM194 14H195V13H194ZM194 14H193V15H194ZM200 14H201V13L199 12L198 15H200ZM220 14H222V13L220 12ZM234 14H235V13H234ZM19 15H21V14H19ZM44 15H45V12H44ZM48 15H49V14H48ZM51 15H52V14H51ZM54 15H55V14H54ZM69 15H70V14H69ZM144 15H145V13H144ZM152 15H154V14H151L148 18L150 19V17H151ZM178 15H179V14H177V16H178ZM180 15H181V14H180ZM180 15H179L178 17H180ZM242 15H243V14H242ZM7 16H8V15H7ZM16 16H17V15H16ZM26 16H28V15H26ZM34 16H35V18H36L38 15H34ZM40 16H41V15H40ZM46 16H47V15H46ZM49 16H50V15H49ZM55 16H56V15H55ZM67 16H68V15H67ZM75 16L77 17L78 15L76 14ZM75 16H74V18H75ZM87 16H88V14H87ZM92 16H93V14H92ZM146 16H147V15H146ZM170 16H171V15H170ZM172 16H173V15H172ZM172 16H171V18H172ZM186 16H188V14H187ZM186 16H185V17H186ZM191 16H192V15H191ZM216 16H217V14H216ZM216 16H215V17H216ZM222 16H223V14H222ZM222 16H220V17H218V18H222ZM228 16H229V15H228ZM235 16H236V15H235ZM246 16H247V15H246ZM246 16H245V14H244L243 17L245 18ZM5 17H6V16H5ZM19 17H20V16H19ZM44 17H45V16H44ZM63 17H64V16H63ZM65 17H66V15H65ZM69 17H70V16H69ZM80 17H81V16H80ZM82 17H83V16H82ZM82 17H81V18H82ZM90 17H91V15H90ZM152 17H153V16H152ZM152 17H151L150 21H152V19H153ZM164 17H165V16H164ZM164 17H163V18H164ZM178 17H177V18H178ZM189 17H190V15H189ZM194 17H195V16H193L192 19H194ZM212 17H213V16H212ZM212 17H209V21H210V19H211ZM226 17H227V16H226ZM239 17H240V16H239ZM39 18H40V17H39ZM42 18H43V17H42ZM45 18H46V17H45ZM52 18H54V17H52ZM74 18H73V19H74ZM78 18H79V17H78ZM78 18H77V20H79ZM93 18H94V16H93ZM139 18H140V17H139ZM146 18H147V17H146ZM146 18L144 17V19H143V23H144V21L146 20ZM166 18L169 19L168 17H166ZM223 18H224V16H223ZM16 19H17V18H16ZM23 19H25V18H23ZM28 19H29V18H28ZM32 19H33V17H32ZM67 19H68V17H67ZM82 19H84V18H82ZM82 19H80V21H81ZM149 19H148V21H149ZM164 19H165V18H164ZM164 19H162V20H164ZM175 19H176V17H175ZM178 19H180V18H178ZM232 19H233V18H232ZM4 20H6V19H4ZM7 20H8V19H7ZM19 20H21V19H19ZM34 20H35V19H34ZM34 20H33V21H34ZM60 20H61V19H60ZM70 20H71V19H70ZM85 20H87V19H85ZM89 20H90V18H89ZM184 20H188L187 24H189V21H191V18L188 19V17H187V19H184ZM216 20H217V19H216ZM222 20H223V19H222ZM243 20H244V19H243ZM22 21H23V20H22ZM29 21H31V20H29ZM47 21H50V24L52 23L51 20H48V19H47L46 21H43V24L47 25V24H46ZM57 21H58V19H57ZM67 21H68V20H67ZM67 21H66V22H67ZM74 21H75V19H74ZM74 21H72V23H73ZM94 21H95V20H94ZM94 21H93V22H94ZM160 21H161V20H160ZM164 21L166 22L167 20H164ZM171 21H173V20H171ZM193 21L197 22L198 20L196 19V20H193ZM209 21H208V23H211V22H212V21H210V22H209ZM217 21H218V20H217ZM226 21H227V20H226ZM228 21H230V20H228ZM1 22H3V20H2ZM1 22H0V23H1ZM12 22H14L13 19H12ZM12 22H11L10 24H12ZM39 22H40V21H39ZM41 22H42V21H41ZM75 22H76V21H75ZM77 22H78V21H77ZM81 22H82V21H81ZM93 22H92V25H91L92 28H91L90 26H85V31H88V32L93 33V31L90 30V29H94L95 26L102 27L101 25H97L98 23H97L96 21H95V22H96V25H94ZM129 22H130V21H129ZM141 22H142V21H141ZM141 22H139V24H141ZM174 22H175V20L173 21V23H174ZM178 22H179V21H178ZM184 22H185V21H183V23H184ZM234 22H235V21H234ZM241 22H242V21H241ZM241 22H240V23H241ZM24 23H25V22H24ZM27 23H28V22H27ZM36 23H38V22H36ZM69 23H70V22H69ZM87 23H88V22H87ZM131 23H132V24H133V23L136 24V22H133V21H132ZM149 23H151V22H148V24H149ZM153 23H154V22H153ZM153 23H151V24H153ZM159 23H160V22H159ZM159 23H158V24H159ZM169 23H170V22H169ZM169 23H168V24H169ZM175 23H177V22H175ZM180 23H181V22H180ZM198 23H199V22H198ZM222 23H223V22H222ZM222 23H221V24H222ZM230 23H233V22L231 21ZM230 23H229V24H230ZM3 24H4V23H3ZM3 24H1V25H3ZM13 24H14V23H13ZM28 24H29V23H28ZM31 24H32V23H31ZM41 24H42V23H41ZM41 24L39 23L40 27L43 26V25H41ZM55 24H56V23H55ZM77 24H78V23H77ZM77 24H75V25L78 26V27H80L81 24H80V25H77ZM89 24H90V23H89ZM125 24H127V28H126V29H128V26H129L128 23L126 22ZM139 24H136V27H134V29H136V28L138 27L137 25H139ZM148 24H147V22H146V25H148ZM151 24H149V25H151ZM163 24H165V23H163ZM190 24H191V23H190ZM196 24H197V23H196ZM204 24H207V23H204ZM211 24H213V23H211ZM211 24H208V25L211 27ZM227 24H228V23H227ZM229 24H228V25H229ZM234 24H235V23H233L232 25L230 24V25L233 26ZM236 24L238 25V28L241 27V26H239L238 22H236ZM15 25H17V21H16V24H14V27H13V26H11V27L16 28V27L18 26V25H17V26H15ZM52 25L54 26V23H53ZM93 25H94V26H93ZM143 25H144V24H143ZM154 25H156V23H155ZM160 25H162V24H160ZM170 25H171V24H170ZM176 25H177V24H176ZM198 25H199V24H198ZM200 25L202 26L201 23H200ZM215 25H216V24H215ZM223 25H224V24H223ZM225 25H226V24H225ZM247 25H248V23L246 24V26H247ZM251 25H252V23H251ZM263 25H264V24H263ZM7 26H8V24H6L5 29H8ZM9 26H10V25H9ZM23 26H24V25H23ZM23 26H22V27H23ZM32 26H33V25H32ZM57 26H58V25H57ZM57 26H55V27L58 28ZM62 26H63V28H64V24H62ZM72 26H74V25H72ZM111 26H112V25H111ZM125 26H126V25H125ZM132 26H133V25H131V26H129V27L131 28ZM139 26H140V25H139ZM196 26H197V25H196ZM243 26H245V25H243ZM257 26H258V25H257ZM26 27L29 28L30 26L27 25ZM33 27H34V26H33ZM65 27H66V26H65ZM68 27H69V26H67V28H68ZM151 27H152V28H155V26H154V27L151 26ZM170 27H171V26H170ZM172 27H173V26H172ZM172 27H171V28H172ZM178 27H179V26H178ZM178 27L176 26V29H175V27H174V29L177 30ZM186 27H190V25H186ZM192 27H193V26H192ZM192 27H191V29H192ZM213 27H214V25H213ZM221 27H222V25H221ZM228 27H229V26H228ZM248 27H249V26H248ZM258 27H259V26H258ZM263 27H264V26H263ZM20 28H21V27H20ZM28 28H27V29H28ZM35 28H36V26H35ZM37 28H38V26H37ZM102 28H103V27H102ZM106 28L108 29V27H106ZM121 28L124 30L123 27H121ZM140 28H141V27H139V29H140ZM142 28H143V27H142ZM145 28H146V26H145ZM148 28H150V27H148ZM152 28H151V29H152ZM158 28H159V27L157 26V29H158ZM164 28H165V27H164ZM179 28H182V29H181L182 32H183V30L186 31V30H185V29H186L185 27H182V26H181V27H179ZM204 28H205V26H204ZM211 28H212V27H211ZM241 28H242V27H241ZM245 28H246V27H245ZM9 29H10V28H9ZM11 29H12V28H11ZM16 29H17V28H16ZM25 29H26V28H23V29H22L21 34H22V32H24L23 30H25ZM29 29H30V28H29ZM29 29H28V30H29ZM39 29H40V28H39ZM45 29H46V28H45ZM48 29H49V28H48ZM50 29H52V28H50ZM50 29H49V31L52 32V33H54V32H53L52 30H50ZM54 29H55V28H54ZM54 29H53V30H54ZM72 29L75 30L76 28L74 27V28H72ZM77 29H78V28H77ZM96 29H97V28H96ZM99 29H101V28H98V31H100ZM103 29H104V28H103ZM107 29H104V31H107ZM162 29H163V28H162ZM166 29H168V28L166 27ZM191 29H190V31H191ZM194 29H196V27H195V23H194ZM200 29H201V28H200ZM214 29H215V27H214ZM218 29H219V28H218ZM222 29H223V28H222ZM243 29H244V27H243ZM248 29H249V28H248ZM248 29H247V30H248ZM262 29H263V28H262ZM19 30H21V29H19ZM19 30H18V31H19ZM31 30H32V29H31ZM55 30H56V29H55ZM58 30H60V29H58ZM61 30H62V29H61ZM67 30L69 31V29H67ZM74 30H73V32H71V33H74ZM89 30H90V31H89ZM109 30H111V29H108V31H109ZM119 30H120V29H119ZM123 30H122V31H123ZM128 30H129V29H128ZM132 30H133V29H132ZM136 30H137V29H136ZM145 30H146V29H145ZM147 30H148V29H147ZM149 30H150V29H149ZM149 30H148V32H150ZM169 30H170V29H169ZM169 30H168V33H169L168 36H169L170 33H171V31H169ZM181 30L179 29V31H181ZM203 30H204V29H203ZM220 30H221V28H220ZM225 30H226V29H224V31H225ZM252 30H254V29H252ZM252 30H250V31H251V35H252V33H253ZM256 30H258V29H256ZM256 30H254V31H256ZM5 31H7V30H5ZM13 31H14V30H12V32H13ZM33 31H34V30H33ZM41 31H42V30H41ZM70 31H71V30H70ZM70 31H69V32H70ZM104 31L102 30V32H104ZM108 31H107V32H108ZM134 31H135V30H134ZM139 31H140V30H139ZM139 31H138V32H139ZM143 31H144V29H143ZM151 31H152V30H151ZM157 31H158V30H157ZM162 31H166V30H162ZM177 31H178V30H177ZM179 31H178V32H179ZM206 31H207V33H208L209 29H207ZM245 31H246V29L244 30V32H245ZM16 32H17V31H16ZM28 32H29V31H28ZM34 32L37 33L36 30H35ZM44 32H45V31H44ZM61 32H63V36H64V34H65V30H63V31H61ZM61 32H60V33H61ZM95 32H96V31H95ZM111 32H112V31H110V33H111ZM123 32H124V31H123ZM125 32H126V30H125ZM132 32H133V31H132ZM132 32H131V34H133ZM144 32H145V31H144ZM146 32H147V31H146ZM152 32H154V31H152ZM186 32H188V31H186ZM191 32L193 33L194 30L192 29ZM212 32H213V31H211V33H212ZM227 32H229V31H226V33H227ZM237 32H238V31H237ZM246 32H247V31H246ZM246 32H245V33H246ZM262 32H263V31H262ZM9 33H10V32H9ZM18 33H19V32H18ZM91 33H90V35H91ZM117 33H118V32H117ZM128 33H129V32H128ZM135 33H136V32H135ZM141 33H143V32L141 31ZM154 33H156V31H155ZM159 33L161 34L160 30H159ZM159 33H158V34H159ZM183 33H184V32H183ZM188 33H189V32H188ZM205 33H206V32H205ZM211 33H208V34H211ZM214 33H216V32H214ZM231 33H232V31H230V32L227 33V34H231ZM247 33H248V32H247ZM249 33H250V32H249ZM7 34H8V33H7ZM21 34H20L19 37H22V38L25 37V39H26V36H23L24 33H23L22 35H21ZM29 34H30V33H29ZM33 34H34V33H33ZM43 34H44V33H43ZM46 34H47V35H46ZM96 34H97V33H96ZM96 34L94 33V35H96ZM99 34H100V33H99ZM122 34H123V35H122V39L124 40V38H123L124 33H122ZM129 34H130V33H129ZM131 34H130V35H131ZM138 34H140V33H138ZM138 34H136V35H138ZM143 34H144V33H143ZM143 34H142V36H143ZM173 34H175V32H173ZM223 34H225V32H224ZM223 34H222V35H223ZM235 34H237V33H235V32L232 33V35H234V36H235ZM239 34H241V32H239ZM256 34H259L258 31H257ZM8 35H10V34H8ZM13 35H14V34H13ZM15 35H17V34H15ZM34 35H36V34H34ZM44 35H46V38H47V36H48V37H51L50 35H48V30H47V33L45 32ZM44 35H41V36H44ZM52 35H53V34H52ZM54 35H55V33H54ZM57 35H58V33H57ZM92 35H93V34H92ZM101 35H103V33H101ZM104 35H106V33H105ZM114 35H116V33H115ZM130 35H129V36H130ZM154 35H156V34H154ZM161 35H162V34H161ZM164 35H166V34H164ZM176 35H177V34H175V37H176ZM186 35H187V37H188V34H186ZM193 35H196V32H195V34H193ZM193 35H192V37H193ZM241 35L243 36V34H241ZM259 35H261V34H259ZM259 35H258V36H259ZM1 36H2V35H1ZM31 36H32V35H30V37H31ZM37 36H39V35H37ZM71 36H73V35L71 34ZM83 36H86V35L83 34ZM107 36H108V35H107ZM118 36H120V35L118 34ZM129 36H128V37H129ZM144 36H145V34H144ZM147 36H149V35H146V37H147ZM162 36H163V35H162ZM162 36H161V37H162ZM179 36L182 38V35H179ZM207 36H208V35H207ZM207 36H205V37L202 36V37H203L204 39H206ZM210 36H211V35H210ZM210 36H209V37H210ZM212 36H213V35H212ZM224 36H225V35H224ZM226 36H227V35H226ZM248 36H249V35H248ZM252 36H253V35H252ZM254 36H255V34H254ZM258 36H255V37H256V38H260V37H258ZM14 37H15V36H14ZM14 37H13V38H14ZM16 37H17V36H16ZM28 37H29V36H28ZM68 37H69V35H68ZM68 37H64V38H66V40H67ZM73 37H75V36H73ZM102 37H104V36H102ZM102 37H100V38H102ZM120 37H121V36H120ZM126 37H127V36H126ZM130 37H131V36H130ZM138 37L140 38V40L138 39V40H139V43L142 42L143 40H141V37H140V36H138ZM150 37H151V35H150ZM161 37H158V39L161 40V41L163 42V40L161 39ZM165 37H166V36H164V38H165ZM177 37H178V35H177ZM177 37H176V38H177ZM220 37H221V36H220ZM229 37H230V36H229ZM2 38H3V36L0 38V40H1ZM6 38H9V36L6 37ZM13 38L11 37L10 41H11ZM31 38H32V37H31ZM33 38H34V36H33ZM33 38H32V39H33ZM35 38H36V37H35ZM44 38H45V37H44ZM55 38H58V37H56V35H55V36H54V40H53V38H48V39H49L50 41H51V40H52V41H56ZM59 38H61V37H59ZM86 38H87V37H86ZM105 38H106V37H105ZM111 38H112V37H111ZM113 38H114V37H113ZM116 38H118V37H116ZM142 38H143V37H142ZM147 38H148V37H147ZM147 38H146V39H147ZM162 38H163V37H162ZM170 38H171V37H170ZM193 38H194V37H193ZM203 38H202V41H203ZM217 38H219V37H217ZM235 38H239L238 35H237V37H235ZM250 38H251V37H250ZM250 38H249V39H250ZM4 39H5V38H4ZM4 39H3V40H4ZM15 39H16V38H14V40H15ZM17 39H18V37H17ZM71 39H72V38H71ZM75 39H77V37H75ZM97 39H98V37H97ZM114 39H115V38H114ZM120 39H121V38H120ZM126 39H127V38H126ZM135 39H137V38H135ZM155 39H156V38H155ZM166 39H167V37H166ZM229 39H230V38H229ZM249 39H248V40H249ZM20 40H21V39H20ZM23 40H24V39H23ZM36 40H37V39H36ZM66 40H64V41H66ZM86 40L88 41L89 38L86 39ZM94 40H96V39H94ZM105 40H106V39H105ZM116 40H117V39H116ZM133 40H134V39H133ZM138 40H137L136 43H138ZM147 40H148V39H147ZM150 40H152V39L150 38L149 41H150ZM159 40H157V42H158ZM164 40H165V39H164ZM170 40H171V39H170ZM173 40H175L174 37H173ZM190 40H191V39H190ZM230 40H231V39H230ZM238 40H239V39H238ZM241 40H242V38H241ZM244 40H246V38H244V36H243V41H244ZM251 40L254 41L255 39H251ZM251 40H250V41H251ZM10 41H9V42H10ZM43 41H44V40H43ZM52 41H51V42H52ZM74 41H76V40H74ZM79 41H80V43H82V42H81V41H82L81 39H79ZM84 41H85V40H84ZM87 41H86V43H88ZM100 41H101V40H100ZM110 41H111V39H110ZM129 41H130V39H129ZM155 41H156V40H155ZM155 41H154V43H155L156 46H158V45L160 44L159 47H160V48H161V47L163 48V46H164L163 43L159 42V44L157 45V44H156L157 42H155ZM192 41H194V39H192ZM202 41H201L200 43H203ZM206 41H207V40H206ZM209 41H210V40H209ZM212 41L214 42V40H212ZM246 41H247V40H246ZM3 42H4V41H3ZM6 42H7V39H6ZM9 42H8L7 44H10ZM13 42H14V41H13ZM13 42H11V43H13ZM23 42H24V41H23ZM30 42H32V41L30 40ZM47 42H48V41H47ZM59 42H60V41H59ZM77 42H78V41H77ZM90 42L93 43V41H91V39H90ZM112 42L114 43L115 41L112 39ZM130 42H131V41H130ZM165 42H166V41H165ZM168 42L170 43V41H168ZM168 42H167V43H168ZM182 42H183V38H182ZM190 42H191V41H190ZM196 42H197V40L195 41V43H196ZM198 42H199V41H198ZM213 42H212V43H213ZM227 42H228V41H227ZM232 42H233V41H232ZM236 42H238V41H236ZM236 42H235V43H236ZM239 42H240V40H239ZM247 42H248V41H247ZM17 43H18V42H17ZM17 43H16V44H17ZM19 43H21V41H20ZM34 43H36V42H34ZM34 43H33V44H34ZM38 43H39V42H38ZM45 43H46V41H45ZM53 43H54V42H53ZM57 43H58V42H57ZM57 43H56V44H57ZM63 43H64V42H63ZM66 43H68V42H66ZM69 43H70V42H69ZM69 43H68V44H69ZM103 43H104V41H103ZM113 43H112V44H113ZM116 43H117V42H116ZM116 43H115V44H116ZM119 43H120V42H119ZM126 43H127V42H125V43H123V44H126ZM167 43H166V44H167ZM171 43H172V42H171ZM171 43H170V44H171ZM174 43H178V42H177V41H176V42L174 41ZM204 43H205V41H204ZM215 43L217 44V41H215ZM221 43H224V41L221 40ZM225 43H226V41H225ZM230 43H231V42H230ZM235 43H234V44H235ZM245 43H246V42L244 41V44H245ZM248 43H249V42H248ZM41 44H43V43H41ZM46 44H47V43H46ZM49 44H50V43H49ZM49 44H47V45H49ZM56 44L54 43V45H56ZM73 44H74V42H73ZM78 44H79V43H78ZM84 44H85V43H84ZM110 44H111V43H110ZM123 44H122V45H123ZM134 44H135V41H134V43H133L132 45L134 46ZM161 44H162L163 46H162ZM179 44H181V42H179ZM218 44H219V43H218ZM246 44H247V43H246ZM12 45L14 46L15 44H12ZM21 45H22V44H21ZM30 45H31V44L29 43V46H30ZM34 45H35V44H34ZM37 45H39V44H37ZM60 45H61V44H60ZM63 45H64V44H63ZM63 45H62V47H63ZM79 45L84 46L83 44H79ZM88 45H90V44L88 43ZM136 45H139V46H140L141 44H136ZM144 45H146V43H145ZM167 45H168V44H167ZM174 45H175V44H174ZM201 45H202V44H201ZM201 45L198 44L197 47L200 46V48H201L204 44H203L202 46H201ZM208 45H209V44H208ZM211 45H212V44H211ZM225 45H226V44H225ZM225 45H224V46H225ZM228 45H229V44H228ZM239 45L241 46L242 44H239ZM6 46H8V45H6ZM17 46H18V45H17ZM24 46H26V45L24 44ZM27 46H28V44H27ZM29 46H28V47H29ZM44 46H45V48H46V45H44ZM44 46H43V47H44ZM71 46H72V45H71ZM71 46L68 45V47H71ZM73 46H75V44H74ZM94 46L97 47V45H92V47H94ZM109 46H112V45H109ZM119 46H120V45H119ZM119 46H117V47H119ZM133 46H132V47H133ZM139 46H138V47H139ZM147 46L150 47V45H147ZM177 46H178V44H177ZM184 46H186V45H184ZM192 46H194V45L192 44ZM205 46H207V45H205ZM205 46H204V50H205ZM226 46H227V45H226ZM245 46H246V45H244V47H245ZM15 47H16V46H15ZM47 47H49V46H47ZM58 47H59V46H58ZM58 47H57V48H58ZM60 47H61V46H60ZM60 47H59V48H60ZM84 47H86V46H84ZM89 47H90V46H89ZM96 47L93 48V49L95 50ZM100 47H101V45L99 46V48H100ZM102 47H103V46H102ZM113 47H114V46H113ZM125 47H126V45L123 46V48H125ZM127 47H129V45H128ZM144 47H145V46H144ZM153 47H154V46H152L151 48H153ZM172 47H173V46H172ZM197 47H196V48H197ZM220 47L222 48V45H221ZM233 47H234V46H233ZM6 48H8V47H6ZM12 48H13V47H12ZM32 48H33V47H32ZM38 48H41V47L38 46ZM45 48H44V50H45ZM87 48H88V47H87ZM119 48H121V46H120ZM123 48H122V49H123ZM129 48H130V47H129ZM134 48H135V46H134ZM136 48H137V47H136ZM146 48H148V47H145V48H144V51H146V50H145ZM154 48H155V47H154ZM165 48H166V46H165ZM170 48H171V47H170ZM180 48H181V47H180ZM180 48H176V47H175V49H179L178 51H180ZM185 48H186V47H184V49H185ZM188 48H189V47H188ZM192 48L195 49V47H192ZM202 48H203V47H202ZM202 48H201V49H202ZM209 48H210V47H209ZM213 48H214V47H213ZM226 48H227V47H226ZM226 48H225V49H226ZM230 48H231V47H230ZM0 49L3 51L2 48H0ZM8 49H9V48H8ZM25 49L28 50L27 47H25ZM25 49L23 48V50H25ZM54 49H56V48H54ZM74 49H76V48H74ZM77 49H79V48H77ZM81 49L83 50L84 48H81ZM88 49H89V48H88ZM91 49H92V48H91ZM91 49H90V50H91ZM105 49H106V48H105ZM108 49H109V48H108ZM111 49H112V47H111ZM114 49H115V48H114ZM116 49H117V48H116ZM157 49L159 50V48H157ZM172 49H174V47H173ZM172 49H171V50H172ZM184 49H182V50H184ZM210 49H211V48H210ZM214 49H215V48H214ZM216 49H218V47H217ZM26 50H25V51H26ZM34 50H35V52H36L37 48H36V49L34 48L32 51H34ZM58 50L60 51V50H63V49H58ZM58 50H57V51H58ZM82 50H81V52H82ZM90 50H89V51H90ZM125 50H126V49H125ZM128 50H129V49H128ZM128 50H126V52H128L129 54H130V53H133V54H131V55H133V56H134L135 53L138 54V53L140 52V51H139V52H135V53H134V52H132V48H130V50H129L130 52H129ZM141 50H142V49H141ZM185 50H186V49H185ZM190 50H191V49H190ZM199 50H200V49H199ZM207 50H208V49H207ZM207 50H206V51H207ZM211 50H212V49H211ZM219 50H220V49H219ZM2 51H0V53H1ZM9 51H10V50H9ZM19 51H20V49H19ZM46 51H48V50H46ZM73 51H74V50H73ZM85 51H87V50H85ZM85 51H84V54H86ZM117 51H118V50H117ZM134 51H136V49H134ZM162 51H163V50H162ZM166 51H167V50H166ZM166 51H163V52H166ZM168 51H169V49H168ZM172 51L175 52V50H172ZM196 51H197V53H198V50H196ZM196 51H195V52H196ZM201 51H202V50H201ZM206 51H205L203 54H205V55L207 56V55H209V54H206V53H207ZM208 51H209V50H208ZM217 51H218V50H217ZM224 51H226V50H224ZM228 51H229V50H228ZM7 52H8V51H7ZM12 52H13V50H12ZM14 52H15V51H14ZM21 52H22V50H21ZM49 52H50V51H48L47 53H49ZM52 52H54V51L52 50ZM60 52H61V54L63 55L62 52H65V51H60ZM60 52L57 53V56H58V57H59ZM69 52H70V51H67V54H68ZM90 52H91V51H90ZM94 52H95V51H94ZM142 52H143V51H142ZM154 52H156V51L154 50ZM160 52H161V50H160ZM174 52H173V53H174ZM191 52H192V50H191ZM214 52H215V51H214ZM218 52H220V54L217 53L218 56H219V57L222 56V55H221V52H222V51L220 50V51H218ZM226 52H227V51H226ZM226 52H225V53H226ZM15 53H16V52H15ZM22 53L24 54V52H22ZM25 53H26V52H25ZM27 53H28V52H27ZM27 53H26V54H27ZM75 53H76V52H75ZM113 53H115V55H116L118 52H115V51H114ZM121 53H124V51H121ZM158 53H159V52L157 51L156 54H158ZM170 53L172 54L171 51H170ZM170 53L168 52L167 55H170V58L173 60V57H171V54H170ZM181 53H182V52H181ZM183 53H184V52H183ZM192 53H193V52H192ZM200 53H201V52H199V54H200ZM209 53H210V51H209ZM16 54H17V53H16ZM16 54H15V55H16ZM20 54H21V53H20ZM26 54H25V55H26ZM44 54H45V53H43V55H44ZM54 54H55V52H54ZM65 54H66V52H65ZM65 54H64V57L62 56L63 58L67 57V55H65ZM70 54H72V52H70ZM80 54H81V53H80ZM88 54H89V53H88ZM99 54H101V53H99ZM124 54H125V53H124ZM124 54L117 55V56H123ZM140 54H143V53H139L137 56H139ZM161 54H162V53H159L158 55H161ZM201 54H202V53H201ZM203 54H202V55H203ZM210 54H211V53H210ZM217 54H216L215 56H217ZM8 55H9V54H8ZM10 55H11V53H10ZM21 55H22V54H21ZM38 55H39V54H38ZM52 55H53V54H52ZM72 55H74V53H73ZM91 55H92V54H91ZM91 55H90V58H91ZM103 55H104V53H103ZM125 55L130 56V55H128L127 53H126ZM146 55H149V54H146ZM151 55H152V54H151ZM167 55H166V56H167ZM172 55L174 56V54H172ZM175 55H176V54H175ZM187 55H189V58H190V54L187 53ZM3 56H4V55H3ZM3 56H1V57H3ZM11 56H12V55H11ZM16 56H17V55H16ZM18 56H19V55H18ZM26 56H28V55H26ZM33 56H34V55H33ZM33 56H31V58H33ZM41 56H42V55H40L39 57L42 59L43 56H42V57H41ZM47 56H48V55H46V58H47ZM50 56H51V52L49 53V59H45V58H43V59H45V60H50V58H51ZM60 56H61V55H60ZM70 56H71V55H70ZM76 56H77V55H76ZM76 56H75V57H76ZM83 56H84V55H83ZM83 56H82V58H83ZM87 56H89V55H86V57H87ZM105 56H106V55H105ZM154 56H155V55H153V58H154ZM162 56H163V55H162ZM162 56H160V57H156V56H155V58H160V59H162V58H161ZM185 56H186V55L183 54V56L180 57V58H182L181 60H184L183 57H185ZM196 56H197V55H196ZM196 56H195V57H196ZM231 56H232V55H231ZM1 57H0V59H1ZM24 57H25V56H24ZM44 57H45V56H44ZM53 57H54V56H53ZM55 57H56V56H55ZM55 57H54V58H55ZM100 57H101V56H100ZM108 57H109V56H108ZM111 57H112V56H111ZM142 57H143V58H146V57H144V55H143V56L140 55V59H136V60H137V61H138V60H141ZM207 57H208V56H207ZM223 57H224V56H222V57L220 58V60L223 61ZM226 57H228L227 54H226ZM229 57H230V56H229ZM254 57H255V56H254ZM258 57H260V55H258ZM5 58H6V57H5ZM22 58H23V57H22ZM31 58H30V59H31ZM35 58H36V60H37V59H38V56L35 57ZM70 58H71V62L75 59V58L73 59V57L71 56V57H69V58H65V60H66V59L69 60ZM76 58L80 59L81 56H78V57H76ZM98 58H99V57H98ZM101 58H102V57H101ZM115 58L117 59V57H115ZM167 58H168V57H167ZM170 58H169V63H168V64L171 63V62H170ZM178 58H179V57H178ZM185 58H186V57H185ZM196 58H197V57H196ZM202 58H205V56H203ZM245 58H246V56H245ZM247 58H248V55H247ZM251 58H252V57H251ZM10 59L14 60V57H13V58H10V57H9L8 60H10ZM30 59H29V60H30ZM55 59H56V58H55ZM107 59H108V58H107ZM150 59H151V58H150ZM199 59H200V57L197 58L198 61H199ZM206 59H208V58H206ZM206 59H205V60H206ZM212 59L215 60L216 58H215V59L212 58ZM226 59H227V58H226ZM226 59L224 58V60H226ZM228 59H229V58H228ZM230 59H231V57H230ZM248 59H249V58H248ZM255 59H256V58H255ZM3 60H4V59H3ZM5 60H6V59H5ZM15 60H18V59L16 58ZM20 60H21V59H20ZM20 60H19V61H20ZM26 60H27V59H26ZM31 60H32V59H31ZM59 60H60V59H59ZM100 60H102V59H100ZM110 60H111V59H110ZM147 60H148V59H147ZM174 60H175V58H174ZM178 60H179V59H178ZM181 60H180V63H181ZM186 60H187V59H186ZM189 60H191V59H189ZM189 60H188V61H189ZM197 60H196V61H197ZM202 60H203V59H202ZM202 60H200V61L202 62ZM208 60H209V59H208ZM208 60H207V64L209 63ZM213 60H212V61H213ZM244 60H245V59H244ZM253 60H254V59H253ZM253 60H250V61H253ZM260 60H261V59H260ZM260 60H259V62H260ZM22 61H23V60H21V64H22ZM56 61H57V60H54L53 63L56 64V63H57ZM60 61L63 63V60H62V59H61ZM60 61H58V62H60ZM84 61H85V60H84ZM90 61H93V59L91 58ZM94 61H95V60H94ZM94 61L92 62V64L94 63ZM103 61H105V58L103 59ZM107 61H109V60H107ZM112 61H113V60H112ZM112 61H111V62H112ZM137 61H136V62L134 61V62L137 63ZM155 61H156V59H155ZM157 61H158V60H157ZM159 61H160V60H159ZM164 61L166 62L167 59H165ZM176 61H177V60H176ZM217 61H218V59H217ZM217 61H216V63H218ZM226 61H230V60H226ZM235 61H236V60H235ZM17 62H18V61H17ZM17 62H16L15 65H17ZM23 62H24V61H23ZM25 62H26V61H25ZM27 62H28V61H27ZM40 62H41V61H40ZM46 62H47V61H46ZM61 62H60V63H57V64H60V65H61ZM66 62H68V61H66ZM66 62H65V63H66ZM69 62H70V61H69ZM69 62H68V63H69ZM97 62H99V60H98ZM177 62L179 63V61H177ZM191 62H192V60H191ZM232 62H233V61H232ZM253 62H254V61H253ZM257 62H258V61H257ZM32 63H33V62L31 61V64H32ZM43 63H44V62H43ZM72 63H73V62H72ZM72 63H71V64H72ZM74 63H75V60H74ZM77 63H78V62H77ZM105 63H106V62H105ZM139 63H140V62H139ZM144 63H145V62H144ZM146 63L148 64V61H147ZM156 63H157V62H156ZM189 63H190V61L187 62V65H188ZM199 63H200V62H199ZM214 63H215V62H214ZM222 63H224V62H222ZM228 63H229V62H228ZM246 63H248L247 60H246ZM21 64H20V65H21ZM29 64H30V63H29ZM29 64L26 63L25 65H27L28 68H29V66L32 67V65H31V64L29 65ZM34 64H35V63H34ZM47 64H50V63L48 62ZM55 64H54V66L57 65V64H56V65H55ZM88 64H89V63H87V65H88ZM107 64H108V63H107ZM132 64H133V63H132ZM137 64H138V63H137ZM137 64H135V65H137ZM147 64H146L145 66H148ZM152 64L155 65V66L157 65V64L154 63V61H153ZM159 64L161 65V63H159ZM163 64H164V63H163ZM165 64H166V66H167V63H165ZM173 64H175V62H173ZM201 64H202L201 66H203L204 63H201ZM219 64H220V63H219ZM232 64H233V63H232ZM244 64H245V63H244ZM252 64H253V63H252ZM15 65H14V67L12 66L11 69H12V68L14 69V68H15ZM23 65H24V64H23ZM38 65H39V64H38ZM38 65L35 64V65H33V66H35V67H39ZM65 65H66V64H65ZM79 65H80V64H79ZM79 65H77V66L79 67ZM87 65H85V66L87 67ZM93 65H97V63H96V64H93ZM102 65H104V64H102ZM102 65H101V66H102ZM113 65H114V64H113ZM113 65H111V66H108V65H107V66H108L107 68H108V69H109V67H112V68H113ZM133 65H134V64H133ZM135 65H134V67H135ZM153 65H151V66H153ZM176 65H177V63L175 64V66H176ZM179 65H180V64H179ZM195 65H198V64H195ZM204 65H205V64H204ZM213 65H215V64H213ZM221 65H222V64H221ZM221 65H220V66H221ZM245 65H246V64H245ZM253 65H254V64H253ZM40 66H41V65H40ZM42 66H43V64H42ZM48 66L50 67V66H52V65L50 64V65H48ZM57 66H58V65H57ZM57 66H56V67H57ZM70 66H71V65H70ZM73 66H74V64L72 65V67H73ZM75 66H76V64H75ZM88 66H89V65H88ZM140 66H141V65H140ZM145 66H143L144 69H145ZM162 66H163V65H162ZM164 66H165V65H164ZM166 66H165V67H166ZM168 66H169V65H168ZM172 66H173V65H172ZM175 66H173V67L176 68ZM184 66H185V64L183 65V67H184ZM210 66L212 67L211 64H210ZM248 66H249V65H248ZM17 67H18V66H17ZM21 67H22V66H21ZM49 67H45L46 70H47V68H49ZM59 67H61V66H59ZM64 67H65V66H63V68L61 67V68H62V71H59V69H58V71H56V72H57V73H58V72H59V73L62 72V74H63V69H64ZM78 67H77V68H78ZM99 67H100V66H99ZM131 67H132V65H131ZM178 67H179V66H178ZM188 67H189V68H192L191 71H193V68H194L193 66L190 67V66L188 65ZM197 67H200V66L198 65ZM217 67H218V65H217ZM6 68H7V67H5V69H6ZM22 68H24V67H22ZM22 68H21V69L19 68L18 71H19V72H20V71H21V72H25L24 70L22 71ZM53 68H54V67H53ZM53 68H52V69H53ZM77 68H75V70H76ZM88 68H89V67H88ZM90 68H92V66H91ZM100 68H101V67H100ZM103 68H104V67H103ZM103 68H102V69H103ZM140 68H142V67H140ZM140 68H139V71H138V72H140ZM153 68H154V67H153ZM159 68L161 69V67H159ZM168 68H169V69H168ZM168 68H167L168 70H166V69H165V70H166V71H169L170 68H171V66H169ZM201 68H203V67H201ZM201 68H200L199 70H201ZM218 68H219V67H218ZM222 68H224V66H223ZM227 68H229V67H227ZM227 68H225V69H227ZM239 68H241V67H239ZM242 68H244V66H243ZM242 68H241V69H242ZM246 68H247V65H246ZM249 68H250V66H249ZM0 69H1V68H0ZM5 69H3V71H5ZM7 69H8V68H7ZM13 69H12V70H13ZM15 69H16V68H15ZM54 69H55V68H54ZM67 69H69V65H68V68H67ZM82 69H84V68H82ZM82 69H81V70H82ZM86 69H87V68H86ZM96 69H97V67H96ZM104 69H105V68H104ZM130 69H131V68H130ZM133 69L135 70V68H133ZM160 69H159V70H160ZM172 69H173V68H172ZM181 69H183V68H181ZM196 69H197V68H196ZM205 69H206V68H205ZM207 69H208V68H207ZM207 69H206V71H207ZM214 69H215V68H214ZM12 70H11V71H12ZM34 70H36V68H35ZM38 70H39V68H38ZM49 70H50V68H49ZM88 70H89V69H88ZM97 70L99 71V69H97ZM112 70H113V69H112ZM112 70L110 69V71H108V72L106 71V73H109V72H111ZM131 70H132V69H131ZM153 70H156V69L154 68ZM174 70H175V69H174ZM184 70H185V69H184ZM186 70H187V69H186ZM194 70H195V68H194ZM197 70H198V69H197ZM210 70H212V69H210ZM247 70H248V69H247ZM9 71H10V70H9ZM16 71H17V69H16ZM18 71H17V73H18ZM28 71H30V70H28ZM28 71H27V72H28ZM39 71H41V70H39ZM65 71H66V70H65ZM73 71H74V70H73ZM73 71H72V72H73ZM76 71L78 72V70H76ZM104 71H105V70H104ZM141 71H143V69H142ZM151 71H152L151 69H150V71H148V67H147V73H148V72H149V73H152ZM157 71H158V69H157L156 71H154V72H157ZM161 71H162V70H160V73H161ZM182 71H183V70H182ZM188 71H189V70L185 71L184 73H186V72H188ZM213 71H214V70H213ZM213 71H210V73L212 72V74H214ZM224 71H225V70H224ZM238 71H239V70H238ZM245 71H246V70L244 69L243 72H245ZM46 72H47V71H46ZM56 72H54V73H56ZM80 72H82V71H80ZM85 72H86V71H85ZM95 72H96V70H95ZM95 72H94V71L92 72V73H94V75H92V73H91V75H92L93 77H94V76H95V77H96V76H99V75L101 74L100 71H99V73H97V75H95ZM101 72H103V70H102ZM127 72H128V73H131V72H133V71L129 72V71L127 70L126 73H127ZM171 72H172V71H171ZM178 72H179V70H178ZM189 72H190V71H189ZM201 72H202V70H201ZM215 72H216V71H215ZM220 72H221V73H220ZM220 72H219L220 74H218V73H215V74H217V75H221V74L223 73L222 71H220ZM225 72H228V77H230V76H229V75H230V74H229V71H225ZM0 73H2V72L0 71ZM6 73H7V72H6ZM6 73H5V74H6ZM17 73H16V76L18 75ZM29 73H30V72H29ZM36 73H38V72L36 71ZM41 73H42V71L40 72V74H41ZM50 73H51V72H50ZM78 73H79V72H78ZM83 73H84V71H83ZM86 73H87V72H86ZM89 73H90V72H89ZM111 73H113V72H111ZM135 73L137 74V71H136ZM135 73H134V74H135ZM147 73H146V74H147ZM149 73H148V76H149ZM164 73H166V72H164ZM172 73H173V72H172ZM182 73H183V72H182ZM190 73H193V75H194V72H190ZM190 73H188L186 76H188ZM199 73H200V72H199ZM199 73H197V75H199ZM206 73H207V72H206ZM231 73H232V72H231ZM234 73H235V72H234ZM21 74H22V73H19V77L22 76ZM32 74H33V73H32ZM32 74L30 73L29 75H32ZM42 74L44 75V74H46V73L43 72ZM51 74H52V73H51ZM60 74H61V73H60ZM75 74H76V73H74L73 75L75 76ZM87 74H88V73H87ZM98 74H99V75H98ZM136 74H135V75H136ZM141 74H142V72H141ZM146 74H145V72H144L143 75L146 76ZM161 74H162V73H161ZM0 75H1V74H0ZM9 75H11V74H9ZM9 75H8V76H9ZM14 75H15V74H14ZM23 75H24V74H23ZM25 75H27V73H25ZM33 75H34V74H33ZM58 75H59V74H58ZM58 75H57V76H58ZM73 75H72V76H73ZM111 75H112V74H111ZM114 75H115V74H114ZM121 75H122V74H121ZM128 75H130V74H128ZM167 75H168V74L166 73V78H167ZM171 75L174 76V74H171ZM175 75H176V74H175ZM193 75H192V76H193ZM201 75H203V73H201ZM201 75H200V76H201ZM206 75H207V74H206ZM217 75H215V76H217ZM224 75H226V74H224ZM6 76H7V75H6ZM6 76H5V77H6ZM16 76H14V78H15ZM35 76H37V74H35ZM48 76H50V74H49ZM48 76H47V79H48ZM53 76H54V74H53ZM59 76H60V75H59ZM72 76H71V77H72ZM76 76H77V74H76ZM78 76L80 77V75H78ZM81 76H82V75H81ZM102 76H105V75H103V73H102ZM102 76L100 77L99 80H101V78H103ZM137 76H138V75H137ZM150 76H151V75H150ZM155 76H157L156 73H155ZM177 76H178V79H179L181 75H180V76L177 75ZM190 76H191V74H190ZM192 76H191V77H192ZM215 76H214V77H215ZM221 76H222V75H221ZM232 76H234V75H232ZM232 76H231V77H232ZM19 77H18V78H19ZM28 77H30V76H28ZM38 77H39V76H38ZM38 77H36L37 79H35V81H37L38 79H41V78H38ZM71 77H70V78H71ZM85 77H86V75H85V76H82V80H83ZM105 77H106V76H105ZM140 77H142V75H141ZM164 77H165V76H164ZM182 77H183V74H182ZM188 77H189V76H188ZM188 77H187V79H188ZM195 77H196V76L194 75V77L191 78V79L193 80V82H194V79H196ZM202 77H204V76H202ZM202 77H201V78H202ZM205 77H206V76H205ZM211 77H212V76H211ZM214 77H213V79H216V78H214ZM222 77H223V76H222ZM228 77H227V78H228ZM231 77H230V78H231ZM1 78H2V77H1ZM7 78H8V77H7ZM11 78L13 79V77H10V79H8L7 81H8V82L12 81ZM22 78H25V77L22 76ZM33 78H34V77H33ZM43 78H44V77H43ZM55 78H56V76H55ZM74 78H75V81L78 79V78H76V77H74ZM88 78H89V77H88ZM110 78H112V77H110ZM116 78H122V76H121V77H118V76H117ZM116 78H115V80H116ZM123 78H124V76H123ZM127 78H128V77H127ZM149 78H150V77H148L147 79H149ZM171 78H172V77H171ZM176 78H177V77H176ZM183 78H186V77H183ZM201 78H199V79L201 80ZM224 78H226V76H225ZM227 78H226V79H227ZM20 79H21V78H20ZM20 79H19V80H20ZM29 79H30V78H29ZM49 79H51V77H49ZM57 79H58V78H57ZM93 79H94V78H93ZM130 79H131V78H129V82H128V83H130ZM134 79H135V76H134ZM136 79H137V78H136ZM136 79L133 80V81L135 82ZM143 79H144V77H143ZM151 79H152V78H151ZM156 79H157V78H156ZM156 79H155V80H156ZM172 79H173V78H172ZM172 79H171V80H172ZM187 79H186V80H187ZM199 79H198V81H199ZM4 80H6V79H4ZM32 80H34V79H32ZM72 80H74V79H72ZM72 80H71V81H72ZM80 80H81V79H80ZM85 80H86V79H85ZM99 80H97V78H96V81H95V82L98 83ZM105 80H107V83H108L109 78L106 77ZM115 80H114V81H115ZM126 80H127V79H126ZM138 80H139V79H138ZM165 80H169V79H164V81H165ZM171 80H170V81H171ZM176 80H177V79H176ZM188 80H189V79H188ZM203 80H204V79H203ZM203 80H201V81H203ZM217 80H218V79H217ZM222 80H223V79H222ZM13 81H14V79H13ZM15 81H16V80H15ZM27 81H28V80H27ZM29 81H30V80H29ZM38 81H39V80H38ZM38 81H37V82H38ZM47 81H48V80H47ZM51 81L55 82L54 80H51ZM51 81H50V82H51ZM56 81H58V80H56ZM61 81H62V80H61ZM61 81H59L58 83H60ZM69 81H70V80H69ZM90 81H92L91 83H92L93 85H95V82H93V80H90ZM102 81H104V80L102 79ZM144 81H145V79H144ZM160 81H161V80H160ZM174 81H175V80H173V82H174ZM179 81H180V80H179ZM181 81H182V80H181ZM190 81H191V80H189V83H190ZM209 81H210V80H209ZM209 81H208V82H209ZM212 81H215V80H212ZM219 81H220V80H219ZM16 82H17V81H16ZM21 82H22V80H21ZM41 82H42V81H41ZM78 82L80 83L79 79H78ZM83 82H84V81H83ZM104 82H106V81H104ZM109 82H112V81H109ZM117 82H118V80H117ZM125 82H127V81H125ZM134 82H131V84H135ZM136 82H137V81H136ZM165 82H166V81H165ZM206 82H207V81H206ZM217 82H218V81H217ZM220 82H222V81H220ZM19 83H20V82H19ZM25 83H26V81H25ZM25 83H24V82L22 83V84H24V88H25ZM44 83H45V80H44V82H43L42 84H44ZM46 83H47V82H46ZM46 83H45V84H46ZM56 83H57V82H56ZM56 83H55V85H56ZM62 83H63V81H62ZM64 83H65V81H64ZM68 83H69V82H68ZM68 83H67L66 85H69ZM72 83H74V82H72ZM72 83H71V84H72ZM87 83H90V82L87 81ZM102 83H103V82H102ZM107 83H105V84L103 83V84H104L103 86H106ZM118 83H120V82H118ZM118 83H116V84H118ZM122 83H124V81H122L120 84L122 85ZM167 83H168V82H167ZM170 83H171V82H170ZM175 83H176V81H175ZM198 83L200 84V81H199V82H196V84H198ZM210 83H211V81L209 82V84H210ZM0 84L2 85V82H1V81H0ZM6 84H8V83H6ZM14 84H15V83H14ZM50 84H51V83H50ZM75 84H76V83H75ZM98 84H99V83H98ZM112 84H114V83H112ZM120 84H118V85H120ZM126 84H127V83H126ZM161 84H162V82H161ZM172 84H173V83H172ZM184 84H185V83H184ZM187 84H188V81H187ZM187 84L185 85V87L188 86ZM194 84H195V83H194ZM196 84H195V85H196ZM204 84H205V81H204ZM204 84H203V85H204ZM211 84H212V83H211ZM215 84H217V83H215ZM223 84H225L224 81H223ZM11 85H12V84H11ZM28 85H31V86L33 87V85H32L31 83H28ZM28 85H26V87H27ZM39 85H40V84H39ZM53 85H54V83H53ZM53 85H52V86H53ZM72 85H74V84H72ZM110 85H111V83H110ZM129 85H130V84H129ZM153 85H154V84H153ZM179 85H181V84H178V86H179ZM201 85H202V84H201ZM201 85H198V86H201ZM218 85H220V84H218ZM221 85H222V84H221ZM221 85H220V86H221ZM4 86H5V85H4ZM22 86H23V85H22ZM34 86H35V85H34ZM36 86H37V85H36ZM42 86H43V85H42ZM50 86H51V85H50ZM58 86H59V85H58ZM61 86H62V87L64 86V88H63L62 91H63V93H65V91H64V90H65V84H64V85L60 84V89H62ZM75 86H76V85H75ZM96 86L99 87L98 85H96ZM124 86H125V85H124ZM132 86H134V85H132ZM169 86H171V85H169ZM182 86H183V85H182ZM192 86H193V85H192ZM198 86H197V87H198ZM205 86H207V85H205ZM208 86H209V85H208ZM214 86H216V85H213V86H211V87H214ZM8 87H9V84H8ZM19 87H20V86H19ZM19 87H18V88H19ZM37 87H38V86H37ZM39 87H41V86H39ZM39 87H38V88H39ZM53 87H54V86H53ZM91 87H92V86H91ZM106 87H107V86H106ZM111 87H112V85H111ZM111 87L109 86V88H106V89H110V90H111ZM185 87H184V88H185ZM223 87H225V86H223ZM0 88H2V86H0ZM9 88H10V87H9ZM27 88H28V87H27ZM29 88H30V87H29ZM29 88H28V89H29ZM43 88H46V87L43 86ZM50 88H51V87H49V89H50ZM94 88H95V87H94ZM94 88H93V89H94ZM100 88H101V84H100L99 89H100ZM104 88H105V87H104ZM118 88H120V87H118ZM158 88L160 89V87H158ZM172 88L175 89L176 87H172ZM179 88L181 89L182 87L179 86ZM179 88H178V89L176 88V89L179 91ZM193 88H194V87H193ZM195 88H196V86H195ZM217 88H218V87H217ZM220 88H221V87H219L217 90H219ZM2 89H3V88H2ZM2 89H1V90H2ZM11 89H12V88H11ZM16 89H17V88L14 86V89H13L14 91H13V90H12V91L15 92ZM20 89H21V87H20ZM20 89H19V90H20ZM22 89H23V88H22ZM28 89H26V90H28ZM30 89H31V88H30ZM35 89H37V88H35ZM47 89H48V87L46 88V91H47ZM49 89H48V90H49ZM57 89H58V87H57ZM60 89H59V90H60ZM95 89H96V88H95ZM95 89H94V90H95ZM106 89H105V91H106ZM116 89H117V88H116ZM139 89H140V88H139ZM146 89H147V88H144L143 90L140 89V90H142V91L144 92V90H146ZM148 89H149V87H148ZM150 89L152 90V88H150ZM150 89H149V90H150ZM153 89H155V88H153ZM159 89H158V90H159ZM167 89H168V87H167ZM167 89H166V91H165L166 94L169 93V92H167ZM187 89L189 90V88H186V92L188 91ZM190 89H191V88H190ZM198 89H199V88H198ZM203 89H204V88H203ZM211 89H212V88H211ZM221 89H222V88H221ZM221 89H220V90H221ZM19 90L17 91V93L20 92ZM23 90H24V89H23ZM32 90H33V89H31V92H33ZM74 90H75V89H74ZM77 90H78V89H77ZM97 90H98V89H97ZM101 90H102V89H101ZM124 90H125V89H124ZM132 90H133V89H132ZM158 90H157V93H158ZM164 90H165V89H164ZM214 90H215V89H214ZM214 90H213V91H214ZM217 90H216V91H217ZM8 91H10V90H8ZM24 91H25V90H24ZM34 91L36 92L37 90H34ZM56 91H57V90L54 91V94H56V93H55ZM90 91H91V88H90ZM90 91H89V92H90ZM105 91H102V93H104ZM107 91H109V90H107ZM107 91H106L105 93H107ZM118 91H120V89H118ZM172 91H173V90H172ZM172 91H170V92H171L170 94H173V93H174L173 95L175 96V93H176L177 91H173V93H172ZM189 91H190V90H189ZM203 91H204V90H203ZM209 91H210V90H208L207 92L209 93ZM213 91H211V92H213ZM216 91H214V92L216 93ZM4 92H6V91L4 90ZM10 92H11V91H10ZM21 92H22V91H21ZM40 92H42V91H40ZM74 92H76V91H74ZM110 92H111V91H110ZM128 92H131V93H128ZM128 92H127V93H122V95H123L122 97H127V98H129V99L132 98V99H135V102H136V103H139V102L142 103V105L140 104V105H141V107H140V108H141V112L146 111V110L149 109L150 107H153V106H151L152 102H151L150 100H152V99H159L160 97H163L162 94L165 93V92L163 93V89H162V94H161V96H159V97L156 98V96H155V97H152V96L149 95V94H143V93H142V94H137V93H140V92H139V91L137 92L136 89H135V92H133V91H128ZM136 92H137V93H136ZM146 92H148V91H146ZM146 92H145V93H146ZM149 92H150V91H149ZM152 92H153V91H151L150 93H152ZM155 92H156V90H155ZM155 92H154V93H155ZM192 92H193V91H191L190 95H192ZM195 92H198V91H195ZM195 92H194V93H195ZM15 93H16V92H15ZM25 93H26V92H25ZM33 93H34V92H33ZM48 93H49V92H48ZM50 93H51V92H50ZM59 93H61L60 95H62V92H61V91L57 92V95H58ZM92 93L94 94L95 92H92ZM98 93H100V91H98V92L96 91V93H95L94 95H96V94L98 95ZM117 93H118V92H117ZM160 93H161V91H160ZM177 93H178V92H177ZM177 93H176V95H178ZM181 93H184V90H183V92L181 91ZM198 93H199L198 95H200L201 92H198ZM203 93H205V92H203ZM203 93H201V95H202ZM215 93H214V94H215ZM217 93H219V92L217 91ZM0 94H2V93H0ZM10 94H11V93H10ZM21 94H22V93H21ZM39 94H40V93H39ZM39 94H38V95H39ZM44 94H45V93H43V94L41 93L42 96H44ZM51 94H52V93H51ZM72 94H73V92H72ZM75 94H77V93H75ZM75 94H74L73 96H75ZM90 94H91V93H90ZM5 95H6V93H5ZM12 95H13V94H12ZM28 95H29V94H28ZM31 95H32V93H31ZM38 95H37V96H38ZM46 95H49V96H51V97H52V96H53V97L55 96V95H50V94H46ZM60 95H58V96H60ZM64 95H65V94H64ZM88 95H89V94H88ZM91 95H92V94H91ZM94 95H92L93 98H94ZM117 95H118V94H117ZM186 95H187V94H186ZM190 95H189V96H190ZM198 95H197V93H196V96H197V97H199ZM208 95H212V93H211V94H208ZM8 96H9V94H8ZM16 96H17V95H16ZM16 96H15V97L12 96L11 98H16ZM20 96H21V95H20ZM25 96H26V95H25ZM25 96H24V97H25ZM34 96H35V95H34ZM42 96H38L39 99H40ZM58 96H57V97H58ZM68 96H69V94H68ZM71 96H72V95H71ZM73 96H72V97H73ZM86 96H87V94H86ZM98 96H99V95H98ZM107 96H108V95H107ZM109 96H110V95H109ZM119 96H120V95H119ZM179 96H180V94H179ZM203 96H204V94H203ZM203 96H202V97H203ZM205 96H206V94H205ZM1 97H2V96H1ZM3 97H4V95H3ZM51 97H49V99H51ZM62 97H63V96H61V99H62ZM66 97H67V96H66ZM77 97H80V94H78ZM82 97H83V96H82ZM102 97H104V96H102ZM144 97H148L149 99L147 98V100H145V99H144V100H139V99H142V98H144ZM166 97H167V96H166ZM177 97H178V96H177ZM180 97H181L180 99H182V96H180ZM185 97H186V96H185ZM185 97H184V98H185ZM187 97H188V96H187ZM202 97H200L199 100H200ZM6 98H7V97H6ZM8 98H9V97H8ZM8 98H7V100H8ZM11 98H10V99H11ZM25 98H26V97H25ZM25 98H24L23 100H25ZM30 98H32V97H30ZM42 98H43V97H42ZM45 98H46V97H45ZM86 98H88V96H87ZM86 98H85V100H86ZM89 98H90V96H89ZM96 98H97V97H96ZM99 98H100V97H99ZM115 98H116V97H115ZM172 98H173V96H172ZM205 98H207V96H206ZM248 98H249V97H248ZM248 98H247V99H248ZM3 99H5V97H4ZM27 99H29V98H27ZM27 99H26V100H27ZM37 99H38V98H37ZM37 99H36V101H37ZM52 99H54V98H52ZM66 99H68V98H66ZM71 99H72V98H71ZM74 99H75V97H74ZM74 99H72V100H74ZM78 99H79V98H78ZM90 99H91V98H90ZM104 99H105V98H104ZM110 99H111V98H110ZM120 99H121V98H120ZM129 99H128V100H129ZM162 99H163V98H162ZM174 99H175V98H173V100H174ZM176 99H177V98H176ZM190 99H191V98H190ZM190 99H188V100H190ZM207 99H208V98H207ZM211 99H212V98H211ZM0 100H2V99H0ZM32 100L34 101L33 98H32ZM43 100H44V98H43ZM62 100H63V99H62ZM62 100H61V101H62ZM82 100H83V99H82ZM85 100H84V101H85ZM92 100H93V99H92ZM95 100H97V99H95ZM98 100H99V99H98ZM105 100H106V99H105ZM105 100H104V102L107 101V100H106V101H105ZM115 100H116V99H115ZM124 100H125V99H124ZM130 100H131V99H130ZM168 100H169V98H168ZM170 100H171V99H170ZM170 100H169V101H170ZM254 100H256V99H254ZM2 101H3V100H2ZM2 101H0V103H1ZM33 101H32V103H33ZM44 101H45V100H44ZM47 101H48V100H47ZM50 101H51V100H50ZM87 101H88V99H87ZM99 101H100V100H99ZM108 101H109V100H108ZM108 101H107V102H108ZM117 101H118V100H117ZM117 101H115V103H116ZM166 101H167V99H166L165 101H163V102H166ZM169 101H168V102H169ZM180 101H181V100H180ZM195 101H197V100H195ZM245 101H246V100H245ZM252 101H253V99H252ZM5 102H6V101H5ZM5 102L3 101V104H4ZM15 102H16V101H15ZM26 102H27V101H24V103H26ZM37 102H38V101H37ZM48 102H49V101H48ZM48 102H46V103H48ZM51 102H52V101H51ZM59 102H60V101H59ZM88 102H89V101H88ZM125 102H126V100H125ZM131 102H133V100H131ZM170 102L172 103V101H170ZM184 102H187V100L184 101ZM192 102H193V101H191V102H189V103H192ZM8 103H9V102H8ZM38 103H39V102H38ZM53 103H54V102H53ZM62 103H64V100H63ZM65 103H66V100H65ZM65 103H64L63 105H65ZM70 103H71V102H70ZM79 103H80V102H79ZM81 103H82V102H81ZM93 103H94V102H93ZM123 103H124V102H123ZM136 103H135V104H136ZM173 103L177 105V103H175V102H173ZM181 103H182V102H181ZM101 104H103V103H101ZM101 104H98V105H101ZM246 104H248V103H245V105H246ZM251 104H252V103H251ZM0 105H1V104H0ZM5 105H9V104H5ZM18 105H19V104H18ZM24 105H25V104H24ZM28 105H29V104H28ZM39 105H40V104H38V107H39ZM41 105H42V103H41ZM46 105H47V107H49L48 104H46ZM57 105H58V104H57ZM98 105H96V106H98ZM111 105H112V104H111ZM131 105H132V104H131ZM161 105H162V103H161ZM22 106H23V105H22ZM50 106H51V105H50ZM54 106H55V105H54ZM94 106H95V105H94ZM113 106H114V105H113ZM163 106H165V104H163ZM167 106H170V105L167 104ZM167 106H166V108H167ZM173 106H174V105H173ZM173 106H172V108H173ZM190 106H191V105H189V108H190ZM3 107H4V106H3ZM35 107H36V105H35ZM45 107H46V106H45ZM52 107H53V106H52ZM84 107H85V106H84ZM91 107H92V106H91ZM175 107H176V106H175ZM181 107H184V105L181 106ZM193 107H194V106H193ZM249 107H250V106H249ZM249 107H248V109H249ZM256 107H257V106H256V104H255V107H254V105H253L252 109L254 110V108H256ZM0 108H1V107H0ZM10 108H11V107H10ZM18 108H20V106H18ZM27 108L29 109V107H27ZM43 108H44V107H43ZM54 108H55V107H54ZM78 108H80V107H78ZM93 108H95V107H93ZM98 108H99V107H98ZM123 108H124V107H123ZM158 108L160 109V104H159V107H158ZM163 108H164V107H163ZM163 108H161L160 110H162ZM166 108H165L164 110L167 112V109H166ZM169 108H170V107H169ZM189 108H186V109H187L186 112L188 111V112H187L188 115H189V112L191 111V108H190V111L188 110ZM13 109H15V108H13ZM25 109H26V108H25ZM32 109H33V108H32ZM39 109H40V108H39ZM50 109H52V108H50ZM50 109H49V110H50ZM73 109H74V108H73ZM88 109H89V110H93L92 108H91V109L88 108ZM107 109H108V108H107ZM126 109H127V108H126ZM130 109H131V108H130ZM152 109H154V108H151V110H149L148 113H146L148 116L151 114L150 111H151L152 113H153L154 111L156 112V110L152 111ZM170 109H171V108H170ZM179 109H180V107H179ZM179 109H177V111H178ZM7 110H8V109H7ZM11 110H12V109H11ZM18 110H20V109H17V111H18ZM33 110H34V109H33ZM35 110H36V109H35ZM76 110H77V109H76ZM78 110L81 111V109H78ZM82 110H83V109H82ZM86 110H87V109H86ZM173 110H174V109H173ZM181 110H182V109H181ZM181 110H180V111H181ZM194 110H195V108H194ZM245 110H246V109H245ZM3 111H4V110H3ZM15 111H16V110H15ZM45 111H46V110H45ZM61 111H62V110H61ZM64 111H65V110H64ZM66 111H67V110H66ZM84 111H85V110H84ZM136 111H137V110H136ZM158 111H159V110H157V114H158ZM168 111L171 112L172 110H168ZM182 111H183V110H182ZM184 111H185V109H184ZM192 111H193V110H192ZM198 111H199V110H198ZM246 111H247V110H246ZM246 111H245V112H246ZM255 111H256V110H255ZM255 111H254V112H255ZM4 112H5V111H4ZM25 112H27V111H25ZM91 112H92V111H91ZM95 112H96V111H95ZM105 112H106V111H105ZM108 112H109V111H108ZM155 112L153 113V114H154V115H153V116H154L153 120H154L155 123H156L158 120H157V117H155ZM160 112H161V114H162L163 110L160 111ZM194 112H195V111H194ZM194 112H192V113H194ZM241 112L243 113V111H241ZM10 113H11V111H10ZM62 113H63V111H62ZM78 113H79V112H78ZM93 113H94V112H93ZM93 113L82 112L81 114H77V113H76V114H77V116H79L80 118L85 119V118H93V117H92V116H93ZM129 113H130L129 111H127V110H122V109H121L120 111H119V110H116V109L112 110L111 112H109V114H108L105 118H103V119H99L98 121L95 122V124H98V126L96 125L97 127L95 126L96 129L98 130V132H96V134H95V133H94V134L92 133L91 135H87V134L84 133V130H83V129H82V130H78V129H77L76 132L66 131V132H65V135L60 137L61 141L58 139V140L61 142V145L59 146L60 149H59L58 151H59L60 154H61V152L65 151L67 148H68V149L71 148L72 145H73V143H75L74 141L77 140V138H79V137H81V136H84V135H86V136H84L83 139L81 138L82 140H85V139L87 140V138H89V137H96V136H98V135H102V136H103V135L108 134V133L111 132V131L114 133V130H112V127H111V128H108V127H110L111 125H113V124L116 122V121H115V118H116V117H119L121 120H123V119L125 118V116H127ZM134 113H135V112H134ZM200 113H201V112H200ZM238 113H239V112H238ZM247 113H248V112H247ZM247 113H244V114H246L245 116L248 115ZM251 113H252V112H251ZM3 114H4V113H3ZM26 114H27V113H26ZM31 114H32V113H31ZM34 114H35V113H34ZM60 114H61V113H60ZM72 114H73V113H72ZM72 114H70V115L72 116ZM74 114H75V112H74ZM101 114H102V113H101ZM130 114H131V113H130ZM142 114H143V113H142ZM164 114H165V113H164ZM167 114H168V113H167ZM167 114H165V115H167ZM169 114H170V113H169ZM184 114H185V113H184ZM196 114H197V113H196ZM239 114H240V113H239ZM239 114H237L239 117H242V116H243V115L240 116ZM254 114H256V113H254ZM262 114H263V113H262ZM8 115H9V114H8ZM12 115H13V114H12ZM18 115H19V114H17V116H18ZM29 115H30V114H29ZM36 115H37V114H36ZM48 115L51 116L52 113H50V114H48ZM53 115H54V114H53ZM58 115H59V112H58ZM131 115L134 116L133 114H131ZM131 115H130V116H131ZM139 115H140V114H139ZM151 115H152V114H151ZM159 115H160V114H159ZM172 115H173V114H172ZM175 115H176V113H175ZM175 115H174V116H175ZM182 115H183V114H182ZM194 115H195V114H193L191 117H194ZM252 115H253V114H252ZM256 115H259V114H256ZM42 116H43V115H42ZM54 116H55V115H54ZM62 116L65 117V115H62ZM66 116H68L67 113H66ZM135 116L137 117V115H135ZM140 116H141V115H140ZM144 116H146V115H142L141 118L144 119ZM160 116H161V115H160ZM176 116H178V118H179V113H178ZM185 116H186V114L183 115V117H182V116H180V117L184 118ZM2 117H3V115H2ZM12 117H14V116H12ZM18 117H19V116H18ZM27 117L29 118L30 116H26V118H27ZM138 117H139V116H138ZM146 117H147V116H146ZM158 117H159V116H158ZM166 117H168V116H166ZM188 117H190V116H188ZM188 117H187V118H188ZM196 117H197V116H196ZM248 117H249V116H248ZM255 117H256V116H255ZM261 117H262V116H261ZM16 118H17V117H16ZM20 118H22V116H21ZM28 118H27V119H28ZM59 118H60V117H59ZM66 118H67V117H66ZM100 118H101V117H100ZM126 118H129V116H127ZM141 118H140V119H141ZM151 118H152V117H151ZM151 118L149 117V119H151ZM187 118H186V119H187ZM223 118H225V116L222 117V119H223ZM242 118H244V117H242ZM256 118H257V117H256ZM256 118L254 119L255 121L257 120ZM259 118H260V117H259ZM259 118H258V121H259ZM263 118H264V116H263ZM37 119H38V118H37ZM40 119H42V118H40ZM40 119H39V120H40ZM69 119H70V117H69ZM77 119H78V118H77ZM132 119H135V118H132ZM140 119H139V120H140ZM142 119L140 120V124H141V122L146 121V120L142 121ZM145 119L148 120V117L145 118ZM172 119H173V118H172ZM179 119H180V118H179ZM35 120H36V119H35ZM45 120H47V118H45ZM61 120H62V119H61ZM63 120H64V119H63ZM128 120H129V119H128ZM156 120H157V121H156ZM166 120H167V118H166ZM176 120H177V119H176ZM226 120H227V119H226ZM226 120L223 121V122H225V125H226ZM244 120H245V119H244ZM244 120H243V121H244ZM249 120H251V118H250ZM3 121H4V120H3ZM65 121H66V120H65ZM74 121H75V120H74ZM79 121H81V120H79ZM130 121H131V119L129 120V123H133V122H134V121H132V122H130ZM135 121H136V119H135ZM137 121H138V120H137ZM160 121H161V120H160ZM181 121H182V120H181ZM181 121H179V122L181 123ZM206 121H207V120H206ZM211 121H212V120H211ZM213 121H215V119H214ZM217 121H218V120H217ZM221 121H222V120H221ZM228 121H229V120H228ZM228 121H227V123H228ZM239 121H241V120H239ZM246 121L248 122V120H246ZM261 121H262V119H261ZM12 122H13V120H12ZM24 122H25V121H24ZM37 122H38V121H37ZM44 122H46V121H44ZM60 122H61V121H60ZM68 122H69V121H68ZM72 122H73V121H72ZM75 122H78V120L75 121ZM126 122H127V121H126ZM150 122L152 123V119H151ZM158 122H159V121H158ZM158 122H157V123H158ZM173 122H174V121H173ZM247 122H246V124H247ZM263 122H264V120H263ZM15 123H17V122H15ZM39 123H40V122H39ZM47 123H48V122H47ZM61 123H62V122H61ZM73 123H74V122H73ZM82 123H83V124H84V123L86 124V120H82ZM124 123H125V122H124ZM144 123H145V122H144ZM147 123H148V122H147ZM169 123H170V122H169ZM169 123H168V124H169ZM176 123H177V121H176ZM176 123H174V124H176ZM180 123H179V124H180ZM201 123H202V122H201ZM240 123H242V122H240ZM17 124H18V123H17ZM19 124H20V122H19ZM53 124H54V122H53ZM67 124H68V123L66 122V125H67ZM85 124H84V125H85ZM89 124H90V123H89ZM125 124H126V123H125ZM125 124H123V125L125 126ZM136 124H137V123H136ZM138 124H139V123H138ZM138 124H137V125H138ZM171 124H172V122H171ZM244 124H245V123H244ZM244 124H243V125H244ZM11 125H12V124H11ZM37 125H38V124H37ZM37 125H35V126H37ZM44 125H45V124H44ZM56 125H58V124H56ZM61 125H62V124H61ZM64 125H65V123H64ZM69 125H71V124H69ZM84 125H83V126H84ZM90 125H92V124H90ZM120 125H121V124H120ZM123 125H122V127H124ZM176 125H177V124H176ZM183 125H184V124H183ZM185 125H186V124H185ZM185 125H184V126H185ZM204 125H205V123H204ZM16 126H17V125H16ZM39 126H41V124H39ZM51 126H52V124H51ZM51 126L49 125V127H51ZM59 126H60V125H59ZM74 126H75V125H74ZM118 126H119V125H117V127H118ZM127 126H129V125H127ZM127 126H125V127H127ZM130 126H131V125H130ZM170 126H171V125H170ZM174 126H175V125H173V127H174ZM179 126H180V125H179ZM198 126H199V125H198ZM246 126H247V125H246ZM253 126H254V125H253ZM253 126H251V129H252ZM260 126H261V124H260ZM8 127H9V125H8ZM12 127H13V125H12ZM12 127H11V128H12ZM14 127H15V126H14ZM14 127H13V129H11V130H13L12 134H14V132H16V131H15L16 129H14ZM18 127H19V126H18ZM46 127H48V126H46ZM53 127H55V126H53ZM122 127H121V130L123 129ZM163 127H164V125H163ZM176 127H177V126H176ZM208 127H211V126H208ZM208 127H207V128H208ZM219 127H220V126H219ZM249 127H250V126H249ZM256 127H257V126H256ZM256 127H255V128H256ZM262 127H263V126H262ZM27 128H28V127H27ZM27 128H25V129L28 131V130L30 129V127H29L28 129H27ZM55 128H56V127H55ZM107 128H108V130H107ZM132 128H133V127H132ZM164 128H165V127H164ZM217 128H218V127H217ZM220 128H221V127H220ZM0 129L3 130L2 128H0ZM5 129H6V131H7L8 128L5 127ZM17 129H18V128H17ZM21 129H22V128H21ZM23 129H24V127H23ZM23 129H22V130H23ZM25 129H24V130H25ZM41 129H43V128H41ZM49 129H50V128H49ZM67 129H68V128H67ZM86 129H88V128H86ZM118 129H119V127H118ZM125 129L128 130L129 128H125ZM175 129H176V128H175ZM247 129H248V128H247ZM1 130H0V131H1ZM11 130L9 129V131H11ZM24 130H23V132H24ZM31 130H33V127L31 128ZM34 130H35V128H34ZM115 130H116V127H115ZM133 130H134V129H133ZM173 130H174V129H173ZM176 130H177V129H176ZM176 130H174V131H176ZM203 130H204V129H203ZM205 130H206V128H205ZM207 130H208V129H207ZM207 130H206V131H207ZM222 130H223V129H222ZM227 130H228V129H227ZM227 130H226V131H227ZM27 131H26V132H27ZM52 131H53V130H52ZM54 131H55V130H54ZM56 131H57V130H56ZM56 131H55V132H56ZM58 131H59V130H58ZM95 131H96V130H95ZM119 131H120V130H119ZM159 131H160V128H159ZM167 131H168V130H167ZM170 131H171V129H170ZM170 131H169V132H170ZM206 131H205V132H206ZM209 131H210V130H209ZM250 131L253 132L252 130H250ZM17 132L21 133L19 130H18ZM60 132H61V131H60ZM60 132H59V133H60ZM92 132H93V131H92ZM211 132H212V131H211ZM228 132H229V131H228ZM228 132H227V133H228ZM3 133H4V132H0V136L3 135ZM30 133H31V132H30ZM35 133H37V132L35 131ZM45 133H47V132H45ZM51 133H52V132H51ZM59 133H58V134H59ZM87 133H88V132H87ZM127 133H128V132H127ZM161 133H162V132H161ZM163 133H166V130H165ZM171 133H172V131H171ZM15 134H17V133H15ZM31 134H32V133H31ZM41 134H42V133L40 132V135H41ZM116 134H118V133H116ZM203 134H205V133L203 132ZM5 135H6V134H5ZM21 135H26V134H25V132H24V134L21 133ZM42 135H43V134H42ZM42 135H41V136H42ZM254 135L259 136L258 134H254ZM6 136H8V135H6ZM11 136H12V135H11ZM32 136H33V135H32ZM38 136H39V135H38ZM45 136H46V135H45ZM113 136H114V135H113ZM121 136H122V135H121ZM158 136H159V135H158ZM232 136H233V135H232ZM232 136H231V137H232ZM4 137H5V136H4ZM30 137H31V136H30ZM30 137H28V138H30ZM39 137H40V136H39ZM46 137H47V136H46ZM109 137H110V136H109ZM171 137H172V136H171ZM254 137H255V136H254ZM8 138H10V134H9V137H8ZM18 138H19V137H18ZM21 138H22V136H21ZM21 138H19V139H21ZM34 138H35V137H34ZM34 138H33V139H34ZM50 138H51V137H50ZM101 138H102V137H101ZM101 138H100V139H101ZM111 138H112V137H111ZM121 138H122V137H121ZM232 138H233V137H232ZM255 138H256V137H255ZM258 138H259V137H258ZM258 138H257V139H258ZM23 139H24V137H23ZM45 139L47 140V138H45ZM105 139H107V138H105V136H104V139L101 140V143H102V141L105 140ZM156 139H157V136H156ZM4 140H5V139H3V141H4ZM10 140H13V139L10 138ZM31 140H32V139H31ZM36 140H37V139H36ZM78 140H79V139H78ZM96 140H97V139H96ZM107 140H108V139H107ZM109 140H110V138H109ZM109 140H108V141H109ZM112 140H113V139H112ZM160 140H162V138H161ZM163 140H164V139H163ZM251 140H252V139H251ZM0 141H1V139H0ZM5 141H6V140H5ZM13 141H14V140H13ZM17 141H18V139H17ZM20 141L23 142V141H25V140H19V142H20ZM29 141H30V140H29ZM38 141H39V140H38ZM49 141H50V140H49ZM52 141H53V139H52ZM93 141H94V140H93ZM110 141H111V140H110ZM156 141H157V140H156ZM169 141H171V139H170ZM248 141H249V140H248ZM9 142H10V141H9ZM44 142H45V140H44ZM54 142H56V141H54ZM84 142H85V141H84ZM84 142H83V143H84ZM103 142H104V141H103ZM105 142H107V141H105ZM164 142H166V141H164ZM164 142H163V144L165 145ZM172 142H173V141H172ZM183 142H184V141H183ZM11 143H12V142H11ZM26 143H28V142H26ZM76 143H78V142H76ZM93 143H94V142H92V145H89V146H95V144L93 145ZM97 143H98V141H97ZM110 143H111V142H110ZM114 143H115V142H114ZM3 144H4V143H3ZM8 144H9V143H8ZM17 144H18V142H17ZM29 144H30V143H29ZM54 144H55V143H54ZM56 144H57V143H56ZM81 144H82V143H81ZM86 144H87V143H86ZM111 144H112V143H111ZM170 144H171V143H170ZM172 144H174V143H172ZM5 145H6V144H5ZM9 145H11V144H9ZM9 145H7V146H9ZM14 145H15V144H14ZM19 145H20V144H19ZM22 145H23V144H22ZM40 145H42V144H40ZM40 145H39V146H40ZM75 145H77V144H75ZM82 145H83V144H82ZM98 145H100V143H98ZM98 145H97V146H98ZM101 145H103V144H101ZM108 145H109V144H108ZM136 145H137V143H136ZM175 145H176V144H175ZM0 146H1V145H0ZM16 146H17V145H16ZM30 146H32V145H30ZM34 146H35V145H34ZM36 146H38V145L36 144ZM57 146H58V145H57ZM69 146H70V147H69ZM78 146H79V145H78ZM87 146H88V145H87ZM89 146H88V147H89ZM112 146H114V144H113ZM184 146H185V145H184ZM2 147H3V146H2ZM4 147H5V146H4ZM13 147H14V146H13ZM54 147H55V146H54ZM82 147H83V146H82ZM103 147H104V146H103ZM110 147H111V145L109 146V149H110ZM8 148H9V147H8ZM39 148L41 149V150H40V153L43 154V153H46V152L50 151V150L52 149V146H48V147L44 148L43 145H42V146H40ZM57 148H58V147H57ZM76 148L79 149V147H76ZM100 148L103 149L102 147H100ZM100 148H99V149H100ZM21 149H22V148H21ZM21 149H20V150H21ZM26 149H27V148H26ZM74 149H75V148H74ZM91 149H92V148L89 147L87 150L90 151ZM97 149H98V148H97ZM106 149H108V148H106ZM115 149H116V148H115ZM8 150H9V149H8ZM12 150H13V149H12ZM20 150H19V151H20ZM24 150H25V148H24ZM71 150H72V149H71ZM71 150H70V151H71ZM92 150L95 151V150H96V146H95L94 149H92ZM122 150H123V149H122ZM227 150H228V149H227ZM243 150H244V149H243ZM9 151H10V150H9ZM19 151H18V152H19ZM37 151H38V150H37ZM52 151H53V150H52ZM52 151H51L50 153H52ZM75 151H76V150H75ZM77 151H78V150H77ZM85 151H86V150H85V148H84L83 154H84V153H87V155H89V154H88L89 151H88V152H85ZM103 151H105V150H103ZM120 151H121V150H120ZM168 151H169V150H166V152H168ZM25 152H26V151H25ZM27 152H28V151H27ZM54 152H57V151H54ZM79 152H80V151L77 152L78 155H79ZM142 152H143V151H141V155H142ZM5 153H6V152H5ZM7 153H8V152H7ZM14 153H15V152H14ZM16 153H17V152H16ZM16 153H15V154H16ZM90 153H91V151H90ZM98 153H99V152H98ZM109 153H112V152L109 151ZM134 153H135V152H134ZM221 153H222V151H221ZM221 153H219L220 156L222 155ZM223 153H224V152H223ZM244 153H245V151H244ZM249 153H250V152H249ZM1 154H2V153H1ZM10 154H11V153H10ZM15 154H13V155H15ZM27 154H28V153H27ZM48 154H49V153H48ZM48 154H47V155H48ZM53 154H54V153H53ZM53 154H52V155H53ZM69 154H70V153H69ZM71 154H72V153H71ZM71 154H70V156H71ZM91 154H92V153H91ZM93 154H94V153H93ZM93 154H92V155H93ZM105 154H106V153H105ZM107 154H108V152H107ZM126 154H127V153H126ZM130 154H131V153H130ZM135 154H136V153H135ZM138 154H139V153H138ZM145 154H146V152H145ZM242 154H243V153H242ZM50 155H51V154H50ZM52 155H51V156H52ZM66 155H67V152H66ZM66 155H65V157H66ZM73 155H74V154H73ZM73 155H72V156H73ZM92 155H91V156H92ZM123 155H124V153H123ZM146 155H148V154H146ZM146 155H144V156H142V157H146ZM235 155H236V154H235ZM16 156H17V155H16ZM18 156H20L19 153H18ZM37 156H38V155H37ZM39 156H41V155L39 154ZM72 156H71V157H72ZM94 156H95V155H94ZM107 156H108V155H107ZM131 156H132V155H131ZM134 156H135V155H134ZM213 156H215V155H213ZM2 157H3V155H2ZM7 157H8V156H7ZM21 157H22V155H21ZM45 157H46V156H45ZM65 157H63V158H65ZM68 157H69V155H68ZM73 157H74V156H73ZM97 157H98V156H97ZM97 157H96V159H97ZM100 157H101V156H99V158H100ZM149 157H150V156H149ZM0 158H1V157H0ZM15 158H16V157H15ZM15 158H14V159H15ZM23 158H24V157H23ZM23 158H22V159H23ZM28 158H29V157H28ZM38 158H39V157H38ZM40 158H41V157H40ZM43 158H44V156H43ZM48 158H49V157H48ZM60 158H61V156H60ZM63 158H62V159H63ZM78 158L81 159V157H79V156H78ZM85 158H86V156H85ZM91 158H92V157H91ZM99 158H98V159H99ZM108 158H110V157H108ZM137 158H138V157H137ZM150 158H151V157H150ZM14 159H11V160H13V162H14ZM16 159H17V158H16ZM19 159H20V158H19ZM65 159H67V158H65ZM76 159H77V158H76ZM76 159H75V160H76ZM80 159H77V160H80ZM96 159H95V160H96ZM138 159H140V158H138ZM141 159L143 160V158H141ZM141 159H140V160H141ZM216 159H217V157H216ZM222 159H223V158H222ZM5 160H6V159H5ZM7 160H8V159H7ZM9 160H10V159H9ZM20 160H21V159H20ZM26 160H27V159H26ZM28 160H29V159H28ZM28 160H27V161H28ZM30 160H32V158H31ZM34 160H37V159H33V161H34ZM41 160H42V159H41ZM46 160H48V159H46ZM46 160H44V161L46 162ZM95 160H94V161H95ZM106 160H109V159H106ZM144 160H145V159H144ZM236 160H237V159H236ZM1 161H2V160H1ZM15 161H17V160H15ZM56 161H57V160L55 159V161H53V162H56ZM62 161H64V159H63ZM69 161H70V159H69ZM73 161H74V160H73ZM88 161H89V160H88ZM94 161H92L93 164H94ZM100 161H101V159H100ZM218 161H219V160H218ZM218 161H217V163H218ZM2 162H3V161H2ZM17 162H18V161H17ZM23 162H24V161H23ZM35 162H36V161H35ZM50 162L53 163L51 160H50ZM50 162H48V163H49V166L52 167L54 164H53V165H50ZM80 162H81V161H80ZM80 162H79V163H80ZM151 162H152V161H151ZM153 162H155V161H153ZM214 162H215V161H214ZM219 162H220V161H219ZM221 162H222V161H221ZM233 162H234V161H233ZM3 163H4V162H3ZM7 163H9V162H7ZM24 163L27 164V162H24ZM28 163H29V161H28ZM36 163L38 164V162H36ZM57 163H58V162H57ZM73 163H74V162H73ZM82 163H85V162L83 161ZM88 163H89V166H91V165H90V164H91V161L88 162ZM88 163H87V164H88ZM137 163H138V162H137ZM146 163H147V162H146ZM204 163H205V162H204ZM204 163H203V164H204ZM223 163H224V161H223ZM9 164H10V163H9ZM15 164H16V163H15ZM17 164H20L21 167H22L23 165H25V164H22V161H21V163L18 162ZM17 164H16V165H17ZM21 164H22V165H21ZM32 164H33V163H32ZM41 164H42V162H41ZM41 164H40V167H43V166H41ZM43 164H45V163H43ZM142 164H144V163H142ZM147 164H148V163H147ZM156 164H157V163H156ZM230 164H232V163H230ZM27 165H30V164H27ZM63 165H64V163H63ZM65 165H69V164H65ZM71 165H72V162H71ZM81 165H82V164H81ZM144 165H145V164H144ZM144 165H142V166H144ZM148 165H149V164H148ZM158 165H159V163H158ZM158 165H157V166H158ZM8 166H9V165H8ZM31 166H33V165H31ZM31 166H29V167H31ZM49 166H47V167H49ZM60 166H62V165H60ZM76 166H77V165H76ZM84 166H85V164H84ZM86 166H87V165H86ZM101 166H102V165H101ZM101 166H100V168H101ZM142 166H141V168H142ZM149 166H150V165H149ZM159 166H160V165H159ZM215 166H216V165H215ZM225 166H226V164H225ZM4 167H5V166H4ZM11 167H12V166H11ZM11 167H6V168H11ZM14 167H15V166H14ZM54 167L56 168V166H54ZM63 167H64V166H63ZM69 167H70V166H69ZM72 167H74V166H72ZM82 167H83V166H82ZM87 167H88V166H87ZM98 167H99V166H98ZM203 167H204V166H203ZM206 167H207V166H206ZM208 167H209V166H208ZM221 167H222V166H221ZM2 168H3V167H2ZM31 168H32V167H31ZM37 168H38V165H37V167H36L35 169L38 170V171H40V168H39V169H37ZM59 168H60V167H59ZM95 168H96V167H95ZM105 168H106V167H105ZM141 168H140V171H141ZM154 168H155V166L153 167V169H154ZM159 168H160V167H159ZM182 168H183V167H182ZM182 168H181V170H182ZM199 168H200V167H199ZM225 168H226V167H225ZM0 169H1V167H0ZM4 169H5V168H4ZM4 169L0 170V172H2V171H7L6 169H5V170H4ZM16 169H17V170H20V169H18V168H16ZM29 169H30V168H29ZM29 169H28V172H31V171H29ZM32 169H34V167H33ZM43 169H45V168L43 167ZM57 169H58V167H57ZM61 169H62V168H61ZM66 169H67V168H66ZM69 169H71V168H69ZM69 169H68V170H69ZM74 169H75V167H74ZM77 169H79V168H77ZM84 169H86V167H85ZM177 169H178V168H177ZM201 169H202V168H201ZM221 169H222V168H221ZM228 169H229V168H228ZM228 169H227V170H228ZM239 169H240V168H239ZM14 170H15V169H14ZM14 170H13V171H14ZM36 170H35V171H36ZM51 170H52V168H51ZM79 170H80V169H79ZM79 170H77V171H79ZM82 170H83V169H82ZM82 170H81V171H82ZM91 170H93V169H91ZM142 170H143V169H142ZM162 170H163V169H162ZM164 170H165V169H164ZM179 170H180V168H179ZM198 170H199V169H198ZM202 170H203V169H202ZM205 170H207V168H206ZM215 170H216V169H215ZM218 170H219V169H218ZM236 170H238V169H236ZM25 171H26V170H25ZM32 171L34 172V170H32ZM61 171H62V170H61ZM65 171H67V170H65ZM84 171H85V170H84ZM84 171H83V172H84ZM93 171H96V170H93ZM93 171H91V172H93ZM138 171H139V170H138ZM138 171H136V173H137ZM140 171H139V174H140ZM147 171H148V170H147ZM147 171H146V172H147ZM168 171H169V170H168ZM171 171H172V168H171ZM173 171H175V169H173ZM192 171H193V170H192ZM194 171H195V170H194ZM196 171H197V170H196ZM196 171H195V172H196ZM18 172H19V171H18ZM21 172H22V171H21ZM23 172H24V171H23ZM41 172H42V169H41ZM43 172H45V171H43ZM46 172H47V171H46ZM49 172L51 173V172H53V171H50V169H49ZM49 172H48V173H49ZM67 172H68V171H67ZM89 172H90V171H89ZM99 172H100V171H99ZM99 172H98V173H99ZM102 172H103V171H102ZM104 172H105V171H104ZM134 172H135V171H134ZM134 172H133V173H134ZM176 172H177V171H176ZM184 172H185V171H184ZM217 172H219V171H217ZM220 172H221V171H220ZM10 173H11V172H10ZM15 173H16V172H15ZM15 173H13L14 175H13V174H12V175H13V176L17 175V173H16V174H15ZM34 173H35V172H34ZM54 173H56V172H54ZM62 173L64 174V172H60V174H62ZM68 173H70V170H69ZM79 173L82 174L81 172H79ZM96 173H97V171H96ZM96 173H95V174H96ZM148 173H149V172H148ZM171 173H174V172H171ZM181 173H182V172H181ZM197 173H199V172H197ZM214 173H215V171H214ZM1 174H3V173H1ZM25 174H26V173H25ZM28 174H29V173H28ZM28 174H27V175H28ZM31 174H32V173H31ZM36 174H37V176H38V173H37V172H36ZM36 174H34V177H35ZM51 174L53 175V173H51ZM65 174H66V173H65ZM70 174H71V173H70ZM72 174H74V173H72ZM85 174H86V173H85ZM99 174H100V173H99ZM141 174H142V172H141ZM143 174H144V173H143ZM145 174H146V173H145ZM151 174H152V173H151ZM151 174H150V176H151ZM183 174H184V173H183ZM222 174H224V173H222ZM232 174H233V173H232ZM237 174H238V173H237ZM18 175H19V173H18ZM18 175H17V176H18ZM27 175H24V176L26 177ZM39 175H40V174H39ZM41 175H42V174H41ZM41 175H40V177H41ZM44 175H45V174H43V177H44ZM52 175H51V177H52ZM55 175H56V174H55ZM77 175H78V174H77ZM86 175H87V174H86ZM92 175H93V174H92ZM92 175H91V176H92ZM127 175H129V174H127ZM148 175H149V174H148ZM164 175H166V173H165ZM218 175H219V174H218ZM234 175H235V174H234ZM0 176H1V175H0ZM3 176H4V175H3ZM3 176H2V177H3ZM9 176H11V175H9ZM21 176H22V175H21ZM31 176H32V175H31ZM45 176H46V175H45ZM60 176H61V175H60ZM60 176H59V177H60ZM73 176H75V175H73ZM98 176H99V175H98ZM125 176H126V175H125ZM135 176H136V175H135ZM137 176H138V175H137ZM141 176H142V175H141ZM141 176H140V177H141ZM168 176H169V175H168ZM229 176H230V175H229ZM232 176H233V175H232ZM6 177H7V176H6ZM6 177L4 176V178H6ZM11 177H12V176H11ZM19 177H20V176H19ZM27 177H28V176H27ZM48 177H49V176H48ZM56 177H57V176H56ZM64 177H65V176H64ZM66 177H67V176H66ZM86 177H87V176H86ZM101 177H102V174H101ZM122 177H123V175H122ZM143 177H145V175H143ZM161 177H162V179H163V176H161ZM166 177H167V175H166ZM176 177H177V176H176ZM182 177H183V175H182ZM188 177H189V176H188ZM219 177H220V176H219ZM219 177H218V178H219ZM224 177H225V176H224ZM260 177H261V176H260ZM14 178H15V177H14ZM53 178H54V177H53ZM75 178L78 179L77 177H75ZM93 178H94V176H93ZM96 178H97V180H98V177H96ZM125 178H127V176H126ZM150 178H151V177H150ZM164 178H165V177H164ZM171 178H172V177H171ZM180 178H181V177H180ZM229 178H230V177H229ZM232 178H233V177H232ZM232 178H231V181H232ZM20 179H21V178H20ZM29 179H30V175H29ZM33 179H34V178H33ZM36 179H37V178H36ZM36 179H35V181H37ZM42 179H43V178H42ZM50 179H51V178H50ZM87 179H88V177H87ZM108 179H109V178H108ZM127 179H128V178H127ZM167 179H168V177H167ZM169 179H170V178H169ZM178 179H179V178H178ZM181 179H182V178H181ZM185 179H186V177H185ZM220 179H222V178H220ZM0 180H1V179H0ZM24 180H25V179H24ZM24 180H23V179L21 180V181H22V184H18V183H17V184L14 183V184H15V185H20V186L23 185V184L26 185V180H25V181H24ZM52 180H53V179H52ZM60 180H62V181H60V183L64 181V179H61V178H60ZM73 180H74V179H73ZM80 180H82V179H80ZM80 180L78 181L79 183H80ZM85 180H86V179H85ZM95 180H96V179H95ZM95 180H94V181H95ZM115 180H116V178H115ZM121 180H123V179H121ZM133 180H134V179H132L131 181H133ZM137 180H138V179H137ZM141 180H142V179H141ZM145 180H146V179H145ZM147 180H148V178H147ZM157 180H159V179H157ZM173 180H174V179H173ZM2 181H3V180H2ZM15 181H17V180H15ZM23 181H24L25 183H24ZM31 181H32V180H29L27 183H29V182L31 183ZM44 181H45V180H44ZM49 181H50V180H49ZM83 181H84V179H83ZM88 181H89V180H88ZM91 181H92V180H91ZM98 181H99V180H98ZM98 181H97V182H98ZM102 181H103V179H102ZM123 181H124V180H123ZM160 181H161V180H160ZM168 181H169V180H168ZM171 181H172V180H171ZM183 181H184V180H183ZM212 181H213V180H212ZM217 181H218V180H217ZM234 181H235V180H234ZM17 182H20V181H17ZM39 182H40V181H39ZM39 182L37 181L38 184H37L36 182H35V183H36L37 185H39ZM41 182H42V180H41ZM46 182H47V179H46ZM52 182H53V181H52ZM64 182H65V181H64ZM84 182H85V181H84ZM86 182H87V181H86ZM99 182H101V181H99ZM112 182H113V180H112ZM112 182H111V183H112ZM134 182H135V180H134ZM139 182H141V181H139ZM147 182H148V181H147ZM172 182H174V181H172ZM177 182H178V181H177ZM213 182H215V180H214ZM228 182H229V181H228ZM261 182H262V181H261ZM0 183H1V182H0ZM33 183H34V182H33ZM56 183H57V182H56ZM69 183H71V182H69ZM76 183H77V181H76ZM79 183H78V185H79ZM92 183H93V182H92ZM101 183H103V182H101ZM109 183H110V181H109ZM115 183H116V182H115ZM142 183H143V182H142ZM142 183H141L140 185H139V183H137V184H138L139 186H142ZM145 183H146V182H145ZM149 183H151V182H149ZM175 183H176V182H175ZM185 183H186V182H185ZM192 183H193V181H192ZM198 183H199V181H198ZM221 183H223V182H221ZM236 183H237V182H236ZM236 183H235V184H236ZM12 184H13V183H12ZM14 184H13V185H14ZM43 184H45V182H43ZM43 184H42V185H43ZM51 184H52V183H51ZM54 184H55V183H54ZM54 184H52V185L54 186ZM67 184H68V182H67ZM107 184H108V183H106V185H107ZM117 184L120 185V184H121V181H119V183L117 182ZM117 184H116V187H117ZM131 184H132V183H131ZM134 184H135V183H134ZM134 184H132V186H133ZM147 184H148V183H147ZM199 184H200V183H199ZM214 184H216V183H214ZM228 184H229V183H228ZM259 184H260V183H259ZM13 185H12V186H13ZM42 185L40 184V186H42ZM47 185H48V182H47ZM47 185H46V187H47ZM52 185H51V186H52ZM60 185H61V184H60ZM64 185H65V184H64ZM64 185H63V187H64ZM68 185H69V184H68ZM80 185H82V184H80ZM128 185H129V184H128ZM167 185H168V184H167ZM170 185H172V183H170ZM182 185H183V184H182ZM185 185H186V184H185ZM221 185H222V184H221ZM261 185H262V184H261ZM12 186H11V187H12ZM34 186L37 187L35 184H34ZM40 186H39V187H40ZM53 186H52V187H53ZM55 186H57V185H55ZM75 186H76V185H75ZM75 186H73V187H75ZM86 186H87V185H86ZM93 186H94V185H93ZM95 186H97V184H96ZM99 186H100V185H99ZM99 186H98L97 188H99V189L101 188L100 190H102V188L105 187V186H103V187H101V186L99 187ZM108 186H109V185H108ZM120 186H121V185H120ZM122 186H124V185H122ZM132 186H131L130 188H132ZM187 186H188V184H187ZM194 186H195V185H194ZM207 186H211V185H208V184H207ZM212 186H213V185H212ZM227 186H228V185H227ZM9 187H10V186H8L7 188H9ZM17 187H18V186H17ZM24 187H25V186H24ZM29 187H30V186H29ZM31 187H33V185H31ZM43 187H44V186H43ZM90 187H92V186H90ZM90 187H89V188H90ZM118 187H119V186H118ZM126 187L128 188V186H126ZM151 187H152V186H151ZM174 187H175V186H174ZM177 187H178V186H177ZM181 187H182V186H181ZM195 187H196V186H195ZM204 187H205V186H204ZM204 187H202V188H204ZM224 187H226V186H224ZM258 187H260V190H261V186H258ZM258 187H257V188H258ZM48 188H49V186H48ZM48 188H47V189H48ZM57 188H62V187H57ZM68 188H69V187H68ZM68 188H67V190H68ZM71 188H72V187H71ZM71 188H70V191H71ZM92 188H94V187H92ZM92 188H91L90 190H92ZM107 188H108V187H107ZM113 188H114V185H113ZM122 188H124V187H122ZM122 188H120V189H122ZM134 188H136V187H134ZM134 188H133V190H134ZM179 188H180V187H179ZM184 188H185V187H184ZM205 188H206V187H205ZM230 188H231V187H230ZM257 188H256V189H257ZM9 189H11V188H9ZM41 189H42V188H41ZM41 189H36V190L38 191V192H36V193H39V192H40L39 190H41ZM47 189H46V190H47ZM94 189H95V188H94ZM110 189L113 190L112 188H110ZM118 189H119V188H118ZM136 189H137V188H136ZM136 189H135V190H136ZM147 189H148V188H147ZM168 189H169V188H168ZM170 189H171V187H170ZM196 189H197V188H196ZM208 189H209V188H208ZM211 189H212V188H211ZM214 189H215V188H214ZM224 189H225V188H224ZM243 189H244V188H243ZM245 189H246V188H245ZM251 189H252V188H251ZM251 189H250V191H251ZM24 190H25V189H24ZM34 190H35V188H34ZM36 190H35V191H36ZM54 190H55V189H54ZM58 190H59V189H58ZM72 190H73V189H72ZM76 190H77V188L75 189V191H76ZM80 190H81V189H80ZM85 190H86V188H85ZM90 190H89V192H90ZM100 190H96V191H98V193H99ZM106 190H107V189H106ZM116 190H117V189H116ZM127 190H128V189H126V191H127ZM140 190H141V189H140ZM145 190H146V188H145ZM175 190H176V189H175ZM175 190H174V191H175ZM180 190H181V189H180ZM204 190H205V189H204ZM204 190H203V191H204ZM236 190H237V187H236ZM6 191H7V190H5V192H6ZM13 191H14V189H13ZM17 191H18V190H17ZM25 191H26V190H25ZM44 191H45V189H44ZM64 191H65V190H64ZM70 191H68V192H70ZM75 191H74V192H75ZM81 191H84V190H81ZM81 191H80V192H81ZM92 191H93V190H92ZM94 191H95V190H94ZM123 191H124V190H123ZM128 191L130 192V190H128ZM205 191H207V190H205ZM210 191H211V190H210ZM228 191H229V189H228ZM230 191H231V190H230ZM237 191H241V190H237ZM243 191H244V190H243ZM250 191H249V192H250ZM2 192H3V191H2ZM2 192H1V193H2ZM7 192H8V191H7ZM18 192H19V191H18ZM55 192H56V191H55ZM71 192H73V191H71ZM102 192H106V191L103 190ZM129 192H128V193H129ZM145 192H147V191H145ZM162 192H163V190H162ZM162 192H160V193H162ZM176 192H177V191H176ZM214 192H215V191H214ZM253 192H254V191H253ZM255 192H256V191H255ZM13 193H15V192H13ZM24 193L26 194V192H22V195H23ZM28 193H29V192H28ZM36 193L33 192V194H36ZM48 193H50V192H49V189H48L47 194H48ZM51 193H52V192H51ZM82 193H83V192H82ZM128 193H127V194H128ZM155 193H156V192H155ZM157 193H158V192H157ZM165 193H166V192H165ZM169 193H170V192H169ZM195 193H197V192H195ZM199 193H200V192H199ZM204 193H205V192H204ZM206 193H209V192H206ZM206 193H205V194H206ZM223 193H225V192H223ZM230 193H232V191H231ZM240 193H241V192H239V194H240ZM243 193H244V192H243ZM243 193H242V194H243ZM256 193H257V192H256ZM4 194H5V193H4ZM31 194H32V193H31ZM31 194H30V195H31ZM44 194H45V193H44ZM70 194L73 195V193H70ZM70 194H69V195H70ZM78 194H79V193H78ZM78 194H77V195H78ZM94 194H95V193H94ZM100 194H102V193H100ZM107 194H111V193L109 192V193H107ZM112 194H114V193H112ZM119 194H121V193H119ZM134 194H135V193H134ZM141 194L143 195V192H142V191H141ZM177 194H178V193H177ZM197 194H198V193H197ZM200 194H201V193H200ZM200 194H199V196H200ZM205 194H204V195H205ZM218 194H219V193H218ZM221 194H222V193H221ZM239 194H238V195H239ZM254 194H255V193H254ZM260 194H261V193H260ZM13 195H14V194H13ZM17 195H18V194H17ZM27 195H28V194H27ZM27 195H26V196H27ZM37 195H38V194H37ZM51 195H52V194H50V196H51ZM54 195H55V193H54ZM64 195H65V193L62 195V192H61V194H60V198H61V196H63V197H62V199H63V198H64ZM67 195H68V194H67ZM69 195H68V196H69ZM116 195H117V194H116ZM121 195H123V194H121ZM124 195H126V194H124ZM148 195H149V194H148ZM151 195H152V194H151ZM153 195H154V193H153ZM159 195L162 196V194H159ZM207 195H208V194H207ZM229 195H230V194H229ZM229 195H228V196H229ZM235 195H236V194H235ZM238 195H237V196H238ZM246 195H247V194H246ZM248 195H251V194H248ZM255 195H256V194H255ZM9 196H10V195H9ZM15 196H16V195H15ZM46 196H47V195H46ZM52 196H53V195H52ZM58 196H59V195H58ZM96 196H97V194H96ZM96 196L94 195L95 198H96ZM106 196H107L106 198H107L108 200L111 199V196H108V195H106ZM114 196H115V195H114ZM127 196H128V195H127ZM135 196H136V195H135ZM172 196H173V195H172ZM201 196H202V195H201ZM239 196H240V195H239ZM239 196H238V197H239ZM241 196H242V195H241ZM260 196H261V195H260ZM263 196H264V195H263ZM17 197H19V199H20L21 195H20V196H19V195L16 196V200L18 199ZM73 197H75V196H73ZM76 197H77V196H76ZM85 197H86V196H85ZM87 197H88V196H87ZM98 197H99V196H98ZM100 197H101V195H100ZM104 197H105V196H104ZM109 197H110V198H109ZM146 197H148V196H146ZM162 197L164 198L165 196H162ZM167 197H168V196H167ZM197 197H198V196H197ZM204 197H205V196H203L202 198H204ZM216 197H218V195H217ZM225 197H227V196L224 195V198H225ZM231 197H232V196H231ZM234 197H235V196H234ZM242 197H243V196H242ZM249 197H250V196H249ZM5 198H6V197H5ZM7 198H8V197H7ZM27 198H28V196H27ZM32 198H33V197H32ZM32 198H31V199H32ZM35 198H36V197H35ZM60 198H59V199H60ZM80 198H81V197H80ZM88 198H89V197H88ZM106 198H105V199H106ZM112 198H113V197H112ZM119 198H120V197H119ZM129 198H130V197H129ZM129 198H127V199H129ZM141 198H143V197H141ZM152 198H153V197H152ZM159 198H160V197H159ZM165 198H166V197H165ZM174 198H175V197H174ZM202 198L200 197V199H202ZM224 198H223V199H224ZM239 198H240V197H239ZM12 199H14V196H13ZM21 199H22V198H21ZM23 199H24V198H23ZM25 199H26V197H25ZM37 199H38V198H37ZM62 199H61V200H62ZM64 199H66V198H64ZM68 199H69V197H68ZM72 199H73V198H71V200H72ZM76 199H77V198H76ZM78 199H79V196H78ZM82 199H83V198H82ZM100 199H102V198H100ZM113 199H114V198H113ZM127 199H126V200H127ZM131 199H132V198H131ZM195 199H197V198L195 197ZM209 199H211V198H209ZM220 199H221V198H220ZM220 199H219V200H220ZM232 199H233V198H232ZM240 199H242V198H240ZM263 199H264V197H263ZM40 200H41V198H40ZM71 200H70V201H69V200L67 201V202H68V203H67L68 205H69V203H74V204H75V202H74V201L71 202ZM90 200H92V199H90ZM121 200H122V199H121ZM139 200H140V199H139ZM167 200H168V199H167ZM167 200H166V201H167ZM172 200H173V199H172ZM182 200H183V199H182ZM182 200H181V201H182ZM250 200H251V199H250ZM250 200H249V203H250ZM80 201H81V200H80ZM95 201H96V200L94 199L93 202L96 203ZM97 201H98V200H97ZM114 201H115V200H114ZM123 201H124V199H123ZM123 201H121V203H122L121 205H123V203H124V205H125V201H124V202H123ZM127 201H128V200H127ZM131 201H132V200H131ZM137 201H138V200H137ZM149 201H150V200H149ZM157 201H158V200H157ZM162 201H164V199H163ZM195 201H196V200H195ZM197 201H198V200H197ZM201 201H202V200H201ZM220 201H221V200H220ZM263 201H264V200H263ZM78 202H79V200H78ZM78 202H77V208H78V206H79V205H78V204H79ZM100 202H101V201H100ZM102 202H103V201H102ZM119 202H120V201H119ZM133 202H134V199H133ZM151 202H152V201H151ZM154 202H155V201H154ZM182 202H183V201H182ZM186 202H188V201H186ZM193 202H194V199H193ZM198 202H199V201H198ZM198 202H197V204H198ZM213 202H214V201H213ZM230 202H231V201H230ZM233 202H234V201H233ZM239 202H240V201H239ZM246 202H247V199H246ZM128 203H129V202H128ZM152 203H153V202H152ZM169 203H170V201H169ZM172 203H173V202H172ZM194 203H195V202H194ZM215 203H216V202H215ZM236 203H237V202H236ZM243 203H244V202H243ZM249 203H248V204H244V205H249ZM253 203H255V202H253ZM263 203H264V202H263ZM67 204H66V207H67ZM83 204H84V203H82V205H83ZM88 204H89V203H88ZM88 204L85 203L84 205H88ZM92 204H93V203H92ZM92 204H91L90 206L93 208ZM98 204H99V203H98ZM106 204H108V206H112V204H110V203H106ZM148 204H150V203H148ZM156 204H157V203H156ZM161 204H162V203H161ZM176 204H177V203H176ZM176 204H172V205L175 206ZM183 204H184V203H183ZM189 204L191 205V202H189ZM192 204H193V203H192ZM197 204H196V205H197ZM202 204L205 205V203H202ZM222 204H223V203H222ZM225 204H226V203H225ZM237 204H238V203H237ZM250 204H251V203H250ZM261 204H262V203H261ZM64 205H65V204H64ZM71 205H73V204H70V206H71ZM93 205H94V204H93ZM114 205H116V203L113 204V206H114ZM129 205H130V204H129ZM138 205L141 206V203H139ZM144 205L147 206V204H145V203H144ZM150 205H151V204H150ZM150 205H149V206H150ZM177 205H178V204H177ZM179 205H182V204H179ZM179 205H178V206H179ZM229 205H230V204H229ZM240 205H241V204H240ZM255 205H256V204H255ZM255 205H254V206H255ZM263 205H264V204H263ZM74 206L76 207V205H74ZM88 206H89V205H88ZM94 206H95V205H94ZM102 206H103V205H102ZM108 206H107V209H108ZM127 206H128V205H127ZM155 206H156V205H155ZM158 206H160V204H159ZM170 206H171V205H170ZM182 206H183V205H182ZM184 206H185V205H184ZM186 206H187V204H186ZM186 206H185V207H186ZM193 206H194V205H193ZM206 206H208V205H206ZM226 206H228V205H226ZM232 206H234L233 203H232L231 207H232ZM242 206H243V205H242ZM252 206H253V204H252ZM86 207H87V206H86ZM97 207H98V206H97ZM103 207H105V206H103ZM103 207H102V208H103ZM119 207H120V206H119ZM125 207H126V206H125ZM129 207H130V206H129ZM134 207H135V206H134ZM168 207H169V206H168ZM195 207H196V206H195ZM197 207H199V206H197ZM215 207H216V205H215ZM221 207H223L224 210H225V207H224V206H221ZM239 207H240V206H239ZM246 207H247V206H246ZM258 207H259V206H258ZM64 208H65V207H64ZM70 208H71V207H70ZM70 208H67V209H70ZM95 208H96V207H95ZM100 208H101V207H100ZM110 208H111V207H110ZM114 208H115V207H114ZM116 208H117V206H116ZM122 208H123V207H122ZM137 208H138V207H137ZM151 208H153V207L151 206ZM156 208H157V207H156ZM156 208H155V209H156ZM160 208H161V207H160ZM183 208H184V207H182V209H183ZM244 208H245V206H244ZM253 208H255V207H253ZM79 209H82V208L80 207ZM120 209H121V208H120ZM169 209H170V207L165 209V211H168V212L161 211V210L158 209L159 211L157 210V214H158V212L161 211V212H160L161 214H162V212H165L164 215H166V213H167V215H168V214H169ZM172 209H173V208H172ZM172 209H171V210H172ZM180 209H181V208H180ZM180 209H178V210H180ZM188 209H189V208H188ZM188 209H187V210H188ZM190 209H191V208H190ZM203 209H204V208H203ZM203 209H202V210H203ZM212 209H214V208H212ZM221 209H222V208H220V210H221ZM228 209H229V208H228ZM231 209H232V208H231ZM233 209H234V208H233ZM242 209H243V208H242ZM250 209H252V208H250ZM259 209H261V208H259ZM62 210H63V209H62ZM64 210H65V209H64ZM76 210H77V209H76ZM85 210H86V209H85ZM98 210H99V209H97V211H98ZM104 210H105V209H104ZM125 210H126V209H125ZM133 210H134V209H133ZM133 210L131 211V210L128 209L127 211H131V212H133ZM144 210H145V209H144ZM144 210H143V211H144ZM171 210H170V211H171ZM173 210H174V209H173ZM184 210L187 212L186 209H184ZM195 210H196V209H195ZM202 210H201V211H202ZM210 210H211V209H210ZM236 210H237V209H236ZM252 210H253V209H252ZM255 210L258 212V209H255ZM78 211H79V210H78ZM101 211H102V210H101ZM114 211H115V209H114ZM114 211L111 210L112 213H113ZM116 211H117V210H116ZM123 211H124V210H123ZM123 211H119L118 213L122 212L123 215H124L125 213H124ZM136 211H137V210H136ZM181 211H182V210H181ZM203 211H205V210H203ZM206 211H207V210H206ZM216 211H217V210L215 209L214 212H216ZM225 211H227V210H225ZM232 211H233V210H232ZM246 211H247V210H246ZM249 211H250V210H249ZM259 211H260V210H259ZM262 211H263V209H262ZM68 212H69V211H68ZM71 212H72V211H71ZM87 212H89V211L87 210ZM94 212H95V210H94ZM151 212H152V211H151ZM172 212H174V211H171V213H172ZM186 212H185V213H186ZM190 212H192V211H190ZM193 212H195V211H193ZM219 212H220V211H219ZM242 212H243V211H242ZM253 212H254V211H253ZM74 213H77V211L74 212ZM91 213H92V212H91ZM91 213H90V217H91V219H93L92 216H91V215H92ZM95 213H96V212H95ZM97 213H98V212H97ZM99 213H100V212H99ZM107 213H108V212H107ZM127 213H128V212H127ZM129 213H130V212H129ZM141 213H142V212H141ZM153 213H154V212H153ZM160 213H159V214H160ZM175 213H177V212H175ZM178 213H179V211H178ZM183 213H184V211H183ZM183 213L181 212V214H183ZM198 213H200V212H198ZM198 213H197V214H198ZM203 213H204V212H203ZM203 213H202V214H203ZM231 213H232V212H231ZM240 213H241V212H240ZM248 213H250V212H248ZM248 213H247V214H248ZM262 213H263V212H262ZM262 213H261V214H262ZM56 214H58V212H57ZM56 214H55V215H56ZM78 214H80V213H78ZM83 214H84V213H83ZM93 214H94V213H93ZM105 214H106V213H105ZM110 214H111V213H110ZM114 214H115V212H114ZM131 214H132V213H131ZM134 214H135V217H136V213H135V212H134ZM137 214H138V213H137ZM148 214H149V213H148ZM150 214H151V213H150ZM188 214H189V213H188ZM219 214H220V213H218V216H220ZM233 214H234V212H233ZM263 214H264V213H263ZM68 215H69V214H68ZM118 215H119V214H118ZM167 215H166V216H167ZM190 215H191V214H190ZM200 215H201V214H200ZM209 215H210V214H209ZM213 215H214V213H212V217H213ZM223 215H224V214H223ZM227 215H228V214H227ZM227 215H226V217H227ZM229 215H231V214L229 213ZM244 215H246V214H244ZM79 216H80V215H79ZM82 216H83V215H82ZM154 216H155V215H154ZM168 216H170V215H168ZM171 216L173 217V214H172ZM175 216H176V218H177V215H175ZM178 216H179V214H178ZM181 216H182V215H181ZM181 216H180V217H181ZM184 216H185V215H183V217H184ZM187 216H189V215H187ZM239 216H241V214H240ZM248 216H249V215H248ZM248 216H247V218H248ZM258 216H259V215H258ZM263 216H264V215H263ZM49 217H50V216H49ZM60 217H61V215H60ZM77 217H78V216H77ZM84 217H85V215H84ZM100 217H101V216H100ZM117 217H119V216H117ZM117 217H116V218H117ZM128 217H129V216H128ZM145 217H146V216H145ZM152 217H153V216H152ZM180 217H179V218H180ZM191 217H192V216H191ZM193 217H194V216H193ZM201 217H202V216H201ZM233 217H234V216H233ZM233 217H232V218H233ZM245 217H246V216H245ZM256 217H257V216H256ZM54 218H55V216H54ZM69 218H70V217H69ZM87 218H88V217H87ZM94 218H95V217H94ZM96 218H97V217H96ZM137 218H138V217H137ZM137 218H134V219H130V220H129V222L131 223V228H130V229H131V230H132L133 228H134V229H133V233H132V234H131V232L129 233V234H131V236H130V238H128V240L126 239L125 242L127 241L128 243L132 242V244H136V243H139V242L142 240V237H141L142 235L140 236V234H139V230H138L137 226L135 225V223L137 222ZM150 218H151V217H150ZM160 218H161V216H160ZM163 218H165V217H163ZM163 218H161V219H163ZM166 218H167V217H166ZM168 218H169V217H168ZM187 218H188V217H187ZM195 218H196V217H195ZM199 218H200V217H199ZM218 218H219V220H220V218H221V221H220V222L223 221V220H222V216H220V217H218ZM227 218H228V217H227ZM247 218H246V219H247ZM249 218H250V216H249ZM253 218H254V217H253ZM257 218H258V217H257ZM257 218H256V221H258ZM259 218H260V217H259ZM51 219H52V218H51ZM88 219H89V218H88ZM100 219H101V220H100V223H99V219H98V223H99V224H102L103 226L105 225V229H103L102 233L98 232L99 235L102 236V235L109 234V230H110V228H108V227L111 226L112 224L114 225V220H115V219L112 218V215H111L110 217H108V215H103L102 218H100ZM157 219L160 220L159 218H157ZM172 219H173V218H172ZM184 219H185V217H184ZM190 219H191V218H190ZM190 219L188 218L189 222H191ZM197 219H198V218H197ZM205 219H206V218H205ZM205 219H202V220L204 221ZM207 219H208V218H207ZM216 219H217V218H216ZM223 219H224V218H223ZM234 219H236V218H234ZM49 220H50V219H49ZM54 220H55V219H54ZM70 220H71V219H70ZM74 220L76 221V219H74ZM74 220H72V222H75ZM83 220H85V219H83ZM93 220H94V219H93ZM95 220H97V219H95ZM117 220H118V219H116L115 221H117ZM126 220H128V219H126ZM142 220H143V219H142ZM158 220H155V221H158ZM179 220H180V219H179ZM185 220H186V219H185ZM199 220H201V219H199ZM230 220H231V219H230ZM248 220H249V219H248ZM248 220H247V221H248ZM262 220H263V219H261V221H262ZM22 221H23V220H22ZM50 221H52V220H50ZM150 221L153 222L152 219H150ZM150 221H149V223H151ZM174 221H176V220H174ZM192 221H193V220H192ZM227 221H228V220H227ZM252 221L255 222L254 220H251V219H250L249 222L252 223ZM55 222H56V221H55ZM66 222H68V226H69V225H70V224H69L70 222L67 221V220H66ZM72 222H71V223H72ZM82 222H86V220H85V221H82ZM82 222H81V223H82ZM133 222H134V223H133ZM158 222H159V221H158ZM163 222H164V220H163ZM167 222H168V220H167ZM177 222H178V221H177ZM179 222H180V221H179ZM187 222H188V221H187ZM205 222H206V221H205ZM223 222H224V221H223ZM241 222H242V221H241ZM45 223H46V222H45ZM47 223H48V222H47ZM47 223H46V224H47ZM95 223H96V222H95ZM120 223H122V222H120ZM169 223H170V222H169ZM172 223H173V221H172ZM180 223H181V222H180ZM193 223H194V222H192V224H193ZM206 223H207V222H206ZM208 223H210V222H208ZM212 223H213V222H212ZM217 223H218V222H217ZM229 223H230V222H229ZM256 223H257V222H256ZM14 224H15V223H14ZM14 224H13V225H14ZM17 224H18V223H16V225H17ZM19 224H21V223H19ZM60 224H62V223H60ZM73 224H74V223H73ZM75 224H76V223H75ZM78 224H79V223H78ZM78 224H77V225H78ZM91 224H92V223H91ZM99 224H98V225H99ZM137 224H138V223H137ZM154 224H155V222H154ZM161 224H164V223H161ZM214 224H215V221H214L213 225H214ZM218 224H219V223H218ZM242 224H243V223H242ZM254 224H255V223H254ZM258 224H259V222H258ZM9 225H10V224H9ZM11 225H12V223H11ZM21 225H22V224H21ZM64 225H65V224H64ZM86 225H88V224L86 223ZM102 225L100 226L101 229H102ZM141 225H142V224H141ZM148 225H149V224H148ZM151 225H153V224H151ZM180 225H181V224H180ZM184 225H185V223L183 222V225H182V226H184ZM188 225H190V224H188ZM225 225H226V223H225ZM225 225H224V226H225ZM246 225H247V224H246ZM252 225H253V224H252ZM255 225H256V224H255ZM0 226H1V224H0ZM17 226H18V225H17ZM42 226H43V225H42ZM47 226H48V225H47ZM58 226H59V224H58ZM58 226H57V227H58ZM62 226H63V224H62ZM66 226H67V223H66ZM70 226H71V225H70ZM118 226H119V225H118ZM125 226H126V225H125ZM142 226H143V225H142ZM145 226H147V225H145ZM163 226H165V224H164ZM167 226H168V225H167ZM178 226H179V224H178ZM193 226H194V225H193ZM198 226H200V225H198ZM202 226H203V225H202ZM215 226H216V225H215ZM230 226H233V225H230ZM230 226H229V227H230ZM234 226H236V225L234 224ZM7 227H8V226H7ZM15 227H16V226H15ZM43 227H44V226H43ZM72 227H73V226H72ZM95 227H98V226L95 225ZM114 227H115V226H114ZM148 227H149V226H148ZM158 227H160V226H157V229H159ZM169 227H171V226H169ZM184 227H186V226H184ZM189 227H190V226H189ZM203 227H205V225H204ZM220 227H221V225H220ZM220 227H219V228H220ZM222 227H223V226H222ZM226 227H228V226H226ZM238 227H239V226H238ZM255 227H257V226H255ZM263 227H264V226H263ZM28 228H29V227H28ZM28 228H27V229H28ZM30 228H32V227H30ZM59 228H60V227H59ZM65 228H66V227H65ZM76 228H78V227L76 226ZM82 228H83V227H81V230H82ZM93 228H94V227H93ZM100 228H98V229H100ZM106 228H107V229H106ZM149 228H151V227H149ZM164 228H166V226H165ZM181 228H182V227H181ZM186 228H187V227H186ZM197 228H198V227H197ZM200 228H201V227H200ZM211 228H212V227H211ZM211 228H210V229H211ZM253 228H254V227H253ZM7 229H8V228H7ZM42 229H43V228H42ZM69 229H70V228H69ZM83 229H84V228H83ZM98 229H97V230H98ZM125 229H126V228H125ZM167 229H170V228H167ZM190 229H192V228L190 227ZM190 229H189V231H190ZM208 229H209V228H208ZM214 229H216V228H214ZM225 229H226V228H225ZM244 229H245V228H244ZM256 229H257V228H256ZM263 229H264V228H263ZM1 230H3V228L0 229V232H1ZM9 230H10V229H9ZM18 230H19V229H17V231H18ZM43 230H44V229H43ZM45 230H46V229H45ZM45 230H44V231H45ZM49 230H50V229H49ZM51 230H52V229H51ZM67 230H68V229H67ZM67 230H66V231H67ZM76 230H77V229H76ZM76 230H75V231H76ZM92 230H94V229H92ZM97 230H96V231H97ZM148 230H149V229H147V231H148ZM155 230H156V229H155ZM165 230H166V229H165ZM176 230H177V229H176ZM180 230H181V229H180ZM217 230H218V229H217ZM222 230H223V229L221 228V229H220V232H221ZM238 230H239V228H238ZM238 230H235V231L238 232ZM257 230H258V229H257ZM3 231H4V230H3ZM17 231H16V232H17ZM19 231H20V230H19ZM22 231H23V230H22ZM22 231H20V232H22ZM60 231H61V230H60ZM60 231H59V232H60ZM88 231H89V230H88ZM120 231H121V229H120ZM150 231H151V230H150ZM163 231H164V230H163ZM171 231H172V230H171ZM173 231H174V230H173ZM196 231H197V230H196ZM196 231H195V232H196ZM225 231H226V230H225ZM243 231H244V230H243ZM250 231H251V230H250ZM5 232H6V230H5ZM5 232H4L3 235H4L5 237H7V236L5 235ZM41 232H43V231L41 230ZM47 232H48V231H47ZM56 232H57L56 234H58V231H56ZM79 232H81V231H79ZM123 232H124V231H123ZM128 232H129V231H128ZM151 232H152V231H151ZM174 232H175V234H176L177 231H174ZM179 232H180V231H179ZM208 232H209V231H208ZM210 232H211V231H210ZM210 232H209V233H210ZM215 232H216V231H215ZM223 232H224V231H223ZM233 232H234V231H233ZM239 232H240V231H239ZM241 232H242V231H241ZM247 232H248V231H247ZM247 232H246V234H247ZM252 232H253L252 234L256 237V235L254 234V231H252ZM255 232H257V231L255 230ZM258 232H259V231H258ZM260 232H261V231H260ZM1 233H3V232H1ZM6 233H7V232H6ZM23 233H24V231H23ZM36 233H37V232H36ZM38 233H39V232H38ZM43 233H44V232H43ZM49 233H50V232H49ZM52 233H53V231H52ZM54 233H55V232H54ZM70 233H71V232H70ZM112 233H113V232H112ZM117 233H118V232H117ZM120 233H122V231H121ZM120 233H119V236H118V237L121 238V236H120L121 234H120ZM126 233H127V230H126ZM145 233H146V232H145ZM161 233H162V232H161ZM166 233H167V232H166ZM184 233H185V232H184ZM186 233H187V232H186ZM203 233H204V231H203ZM229 233H230V231H228V234H229ZM248 233H249V232H248ZM18 234H19V233H18ZM39 234H40V233H39ZM39 234H38V235H39ZM63 234H64V233H61V236H60L61 238H62V235H63ZM72 234H73V233H72ZM75 234H76V233H75ZM83 234H84V231H83ZM89 234H90V232H89ZM92 234H93V233H92ZM154 234H155V233H154ZM154 234H153V235H154ZM158 234H159V233H158ZM164 234H165V233H164ZM190 234H191V233H190ZM196 234H198V233H196ZM199 234H200V233H199ZM205 234H207V233H205ZM222 234H223V233H222ZM228 234H227V235H228ZM237 234H239V233H237ZM244 234H245V233H244ZM246 234L243 235V237L246 236ZM256 234L258 235V233H256ZM41 235H42V234H41ZM44 235L47 236L48 234L46 235V233H44ZM50 235H51V234H50ZM54 235H55V234H54ZM59 235H60V233H59ZM64 235H65V234H64ZM93 235H94V234H93ZM99 235H97V236H95V237H101V236H99ZM112 235H113V234H112ZM147 235H148V234H147ZM151 235H152V234H151ZM151 235H150V236H151ZM155 235H156V234H155ZM165 235H166V234H165ZM172 235H173V234H172ZM214 235H215V234H214ZM229 235H230V234H229ZM259 235H260V234H259ZM4 236H3V237H4ZM12 236H14V235H12ZM18 236H20V234H19ZM21 236L23 237V236H25V235H22V234H21ZM29 236H30V235H29ZM80 236H82V235H80ZM167 236H168V235H167ZM170 236H171V235H170ZM170 236H169V237H170ZM178 236H179V235H178ZM184 236H186V235H184ZM195 236H196V235H195ZM197 236H198V235H197ZM215 236H217V239H215V241H217V240H221V239H222V238L219 239V238H218V235H215ZM239 236H242V235H238V237H239ZM34 237H38V236L36 235V236H34ZM47 237H48V236H47ZM74 237H75V236H74ZM122 237H123V236H122ZM125 237H126V236H125ZM127 237H129V236H127ZM154 237H155V236H154ZM162 237H164V236H162ZM200 237H201V236H200ZM205 237H206V236H205ZM228 237H229V236H228ZM243 237H242V238H243ZM251 237H252V236H251ZM257 237H258V236H257ZM13 238H14V237H13ZM29 238H30V237H29ZM29 238H28V239H29ZM32 238H33V236H32ZM44 238H45V237H44ZM52 238H53V237H52ZM66 238H67V237H66ZM69 238H71V237H69ZM85 238H87V236L84 237L83 240H81V237L78 236V239L81 240V242H82V241L85 242V240H84ZM92 238H94V237H92ZM104 238H105V237H104ZM110 238H112V236H111ZM113 238H114V237H113ZM145 238H146V236H144L143 239H144V240H148L147 238H146V239H145ZM148 238H150V237H148ZM156 238H157V236H156ZM158 238H159V236H158ZM201 238H202V237H201ZM223 238H224V237H223ZM242 238H240V239H241V243H242ZM246 238H248V237H246ZM260 238H261V235H260ZM9 239H10V238H9ZM9 239H8V241L12 242V240H9ZM18 239H19V237L17 238V240H18ZM21 239H22V238H21ZM28 239H27V240H28ZM46 239H47V238H46ZM50 239H51V238H50ZM50 239H49V240H50ZM72 239H73V238H72ZM78 239H77V240H78ZM117 239H119V238H117ZM117 239L115 238V240H117ZM172 239H173V238H172ZM180 239H183V238H179V240H180ZM189 239H190V237H189ZM206 239H207V238H206ZM231 239H232V238H231ZM231 239H230V240H231ZM244 239H245V238H244ZM252 239H253V238H252ZM255 239H256V238H255ZM255 239H254V240H255ZM0 240L3 241L4 239H3V240L0 239ZM6 240H7V238H6ZM24 240L27 241L26 238H25ZM33 240H35V239H33ZM41 240H42V239H41ZM55 240H56V239L54 238L53 241H55ZM65 240H67V239H65ZM65 240H64V241H65ZM92 240H93V239H91V241H92ZM144 240H142V241H144ZM152 240H153V239H152ZM166 240H167V239H166ZM166 240H165V243H167ZM195 240H198V239H195ZM200 240H202V239H200ZM223 240H225V239H223ZM223 240H221V241L223 242ZM21 241H22V240H21ZM35 241H36V240H35ZM58 241H60L59 238H58ZM86 241H88V240H86ZM93 241H94V240H93ZM111 241H112V240H111ZM111 241H110V244H111ZM129 241H130V242H129ZM155 241H156V240H155ZM168 241H169V239H168ZM174 241H175V240H174ZM213 241H214V240H213ZM227 241H228V240H225L224 242H227ZM233 241H236V240H233ZM250 241H251V240H249V243H250ZM257 241H259V240H257ZM4 242H5V241H4ZM13 242H14V240H13ZM27 242H28V241H27ZM37 242H40V241H37ZM37 242H36V243H37ZM46 242H47V241H46ZM56 242H57V241H56ZM105 242H106V240H105ZM179 242H180V241H179ZM184 242H185V240H184ZM188 242H190V241H188ZM192 242H193V240H192ZM202 242L204 243V240H202ZM209 242L211 243L212 240L209 241V239H208L207 244H208ZM245 242H247V241H245ZM261 242H262V239H261ZM261 242H259V243H261ZM24 243H25V242H24ZM30 243H31V242H30ZM33 243H34V242H33ZM50 243H52V241H51ZM53 243H54V242H53ZM60 243H61V242H60ZM70 243H71V242H70ZM76 243H80V242H77V241H76ZM76 243H75V244H76ZM169 243H170V245H171L172 242H169ZM182 243H183V241H182ZM214 243H216V242H214ZM214 243L212 242L211 244H214ZM217 243H219V242H217ZM251 243H253V242L251 241ZM254 243H255V242H254ZM13 244H14V243H13ZM34 244H35V243H34ZM43 244H44V243H43ZM58 244H59V243H58ZM66 244H68V243H66ZM103 244H104V243H103ZM118 244H119V242H118ZM161 244L163 245V243H161ZM173 244H174V243H173ZM184 244H185V243H184ZM184 244H183V245H184ZM190 244H191V243H190ZM190 244H188V245H190ZM197 244H198V243H197ZM199 244H201V242H200ZM205 244H206V242H205ZM244 244H245V243H244ZM5 245H6V244H5ZM15 245H16V244H15ZM17 245H19V244H17ZM17 245H16V246H17ZM20 245H21V244H20ZM56 245H57V244H56ZM73 245H74V244H73ZM76 245H77V244H76ZM95 245H96V244H95ZM123 245H124V243H123ZM123 245H119V246H123ZM125 245H126V244H125ZM128 245H129V244H128ZM137 245H138V244H137ZM181 245H182V244H181ZM185 245H186V244H185ZM192 245H193V244H192ZM202 245H203V244H202ZM214 245H215V244H214ZM219 245H220V243H219ZM234 245H235V244H234ZM250 245H251V244H250ZM256 245L258 246V244H256ZM256 245H255V246H256ZM7 246H8V245H7ZM7 246H6V247H7ZM10 246H11V245H10ZM10 246H9V248H10ZM23 246H24V244H23ZM41 246H42V245H41ZM47 246H48V245H47ZM47 246H45V247H47ZM53 246H54V245H53ZM61 246L63 247L64 245L62 244ZM82 246H83V245H82ZM131 246H132V245H131ZM134 246H136V245H134ZM139 246H140V245H139ZM139 246H138V247H139ZM175 246H176V245H175ZM177 246H178V244H177ZM193 246H194V245H193ZM197 246H198V245H197ZM220 246H221V245H220ZM236 246H237V244H236ZM240 246H241V245H240ZM6 247H5V248H6ZM27 247H28V246H27ZM32 247H33V244H32ZM45 247H44V248H45ZM66 247H67V245H66ZM76 247H77V246H75V248H76ZM80 247H81V246H80V244H79V248H80ZM84 247H85V246H84ZM106 247H107V246H106ZM114 247H115V246H114ZM145 247H146V245L143 246V248H145ZM147 247H148V246H147ZM152 247H153V246H152ZM159 247H160V246H159ZM159 247H158V248H159ZM173 247H174V246H173ZM173 247H172V248H173ZM231 247H232V246H231ZM249 247H250V246L247 245V247H246V248L243 247V249H247V250H248V249H251V248H249ZM259 247H260V246H259ZM261 247H263V246H261ZM0 248H1V245H0ZM19 248H21V247H19ZM59 248H60V246H59ZM69 248H72V247H69ZM85 248H86V247H85ZM93 248H94V247H93ZM121 248H122V247H121ZM165 248H166V247H165ZM178 248H182V247H178ZM178 248H177V249H178ZM186 248H187V247H186ZM197 248H198V247H197ZM215 248H216V246H215ZM222 248H226V247H225V243H224V246H222ZM222 248H221V249H222ZM1 249H3V247H2ZM22 249H23V248H22ZM55 249H58V248H57V247L53 248V249H52V252H53V253H54L53 250H55ZM81 249H83V248L81 247ZM86 249H87V248H86ZM95 249H96V248H95ZM110 249H111V248H110ZM126 249H127V248H126ZM129 249H130V248H129ZM147 249H148V248H146V250H147ZM151 249H152V248H151ZM155 249H156V248H155ZM161 249H162V250H165V249H163V248H161ZM202 249H203V248H202ZM226 249H227V248H226ZM253 249H254V248H253ZM256 249H258V248L256 247ZM3 250H4V249H3ZM10 250H11V249H10ZM17 250H18V248H17ZM23 250H24V249H23ZM28 250L30 251V249H28ZM73 250H75V249L73 248ZM123 250H124V249H123ZM136 250H137V249H136ZM143 250H145V249H143ZM153 250H154V248H153ZM157 250H158V249H157ZM157 250H156V251H157ZM170 250H171V249H170ZM180 250H181V252L184 251V250L182 251V249H180ZM203 250H204V249H203ZM216 250H217V252H218V248H216ZM7 251H8V249H7ZM24 251H26V250H24ZM41 251H42V249H41ZM46 251H47V250H46ZM49 251H50V250H49ZM69 251H71V250H69ZM92 251H93V250H92ZM92 251H91V252H92ZM97 251H98V249H97ZM115 251L117 252V250H115ZM150 251H151V250L149 249V251L145 253V256H146L147 253H150V254H151ZM154 251H155V250H154ZM156 251H155V252H156ZM173 251L175 252V250H173ZM186 251H187V249H186ZM189 251H190V250H189ZM213 251H215V250H213ZM221 251H222V250H221ZM223 251H224V250H223ZM223 251H222V254L225 253V252H223ZM239 251H241V250H239ZM244 251H245V250H243V252H244ZM248 251H249V250H248ZM9 252H10V251H9ZM11 252H12V251H11ZM17 252H19V251H16V252H15V253H16V254H14L15 257H16V255H17ZM27 252H28V251H27ZM78 252H80V250H79ZM91 252H90V253H91ZM102 252H104V251H103V248H102ZM123 252H125V251H123ZM139 252H140V251H139ZM167 252H168V251H167ZM167 252L165 253L166 255H167ZM169 252H170V251H169ZM178 252H179V251H178ZM227 252H228V254H229V251H227ZM243 252H241L242 256H243ZM250 252H252V251H250ZM262 252H263V251H262ZM1 253H2V255L0 254L1 256H5V255H6V257H7V254H9V253H7V254H4V255H3V252H1ZM12 253H13V252H12ZM12 253H10V258L13 257V255H11ZM20 253H21V252H20ZM23 253H24V252H23ZM28 253L31 254V255H33V256H36V257H38V258H41V254L44 253V251L40 252V250L36 247V248H33V249H32L30 252H28ZM28 253H27V255H28ZM74 253H75V252H74ZM90 253H88V254H90ZM92 253H93V252H92ZM100 253H101V252H100ZM108 253H109V251H108ZM110 253H111V252H110ZM114 253H115V252H114ZM120 253H121V252H120ZM134 253H135V252H134ZM140 253H141V252H140ZM142 253H144V252H142ZM157 253H158V252H157ZM160 253H161V252H160ZM171 253H172V252H171ZM189 253H190V252H189ZM191 253H192V252H191ZM198 253H199V252H198ZM207 253H208V252H207ZM219 253H220V252H219ZM246 253H248V252H246ZM25 254H26V253H25ZM46 254H47L48 258H50L49 255H48V254H50V252H48V253H46ZM68 254H69V252H68ZM84 254H86V253H84ZM88 254L86 255V257L88 256ZM96 254H97V253H96ZM112 254H113V253H112ZM112 254H111V255H112ZM155 254H156V253H155ZM155 254H154V255H155ZM163 254H164V253H163ZM175 254H176V252H175ZM184 254H185V253H184ZM187 254H188V253H187ZM194 254H195V253H194ZM196 254H197V253H196ZM199 254H200V253H199ZM202 254H203V253H202ZM204 254H205V253H204ZM204 254H203V255H204ZM211 254H212V253H211ZM214 254H215V253H214ZM222 254H221V255H222ZM233 254H235V253H233ZM241 254H240V255H241ZM250 254H251V253H250ZM256 254H258V253H256ZM261 254H263V253L260 252V253L258 254V256L261 255ZM43 255H44V254H43ZM52 255H53V254H52ZM54 255H55V254H54ZM57 255H58V254H57ZM62 255L65 256V254H62ZM70 255H71V254H70ZM77 255H78V254H77ZM94 255H95V253H94ZM105 255H106V254L104 253V257H105ZM111 255H110V256H111ZM128 255H129V254H128ZM139 255H140V254H139ZM166 255H165V256H166ZM168 255H169V254H168ZM172 255H173V254H172ZM172 255H171V256H172ZM176 255H177V254H176ZM189 255H190V254H189ZM191 255H192V254H191ZM206 255H207V254H206ZM253 255H254V254H253ZM263 255H264V254H263ZM68 256H69V255H68ZM68 256H67V257H68ZM84 256H85V255H84ZM114 256H115L116 259H117V256H116V255H114ZM121 256L123 257V254H121ZM130 256H131V255H130ZM132 256L135 257L134 254H133ZM136 256H137V255H136ZM149 256H150V255H149ZM159 256L163 257L162 254H160ZM217 256H218V255H217ZM231 256H232V254H231ZM251 256H252V255H251ZM251 256H250V257H251ZM18 257H19V256H18ZM25 257H26V256H25ZM31 257H32V256H31ZM51 257H52V256H51ZM61 257H62V260H63V256H61ZM76 257H77V256H76ZM81 257H82V256H81ZM112 257H113V256H112ZM122 257H121V258H122ZM137 257H139V256H137ZM137 257H136V258H137ZM157 257H158V256H157ZM157 257L154 256V258H156V259H157ZM173 257H174V256H173ZM177 257H178V255H177ZM195 257H196V256H195ZM200 257H201V256H200ZM205 257H206V256H205ZM222 257H224V256L222 255ZM234 257H235V256H234ZM250 257L247 256V259H249V261H250ZM254 257H255V256H254ZM261 257H262V256H261ZM1 258H2V257H1ZM43 258H44V257H43ZM52 258H53V257H52ZM106 258H107V257H106ZM140 258H141V257H140ZM147 258H148V254H147ZM147 258H145L144 260L147 261V260H146ZM154 258L152 257V259H154ZM188 258H190V257H188ZM197 258H198V257H197ZM240 258H241V257H240ZM252 258H253V256H252ZM54 259H56V258H54ZM69 259H70V258H69ZM83 259H84V258H82V260H83ZM88 259H90V261H92L91 258L88 257ZM113 259H114V258H113ZM113 259H112V261H113ZM122 259H123V258H122ZM129 259H130V258H129ZM131 259H132V257H131ZM150 259H151V258H150ZM156 259H155V260H156ZM161 259H162V258H161ZM166 259H167V257H165V260H166ZM171 259L174 260L175 257H174V258H171ZM171 259H170V260H171ZM185 259H186V256H185ZM194 259H196V258H194ZM213 259H215V258H213ZM232 259H233V258H232ZM245 259H246V256H245ZM257 259H259V258H257ZM43 260H44V259H43ZM45 260H46V258H45ZM48 260H49V259H48ZM48 260H47V261H48ZM65 260H67V259H65ZM74 260H75V262L77 261L76 259H74ZM110 260H111V259H110ZM125 260H126V259H125ZM137 260H139V258H137ZM141 260H142V258H141ZM167 260H168V259H167ZM167 260L165 261V264L167 263ZM182 260H183V259H182ZM205 260H206V258H205ZM207 260L209 261L210 259L207 258ZM218 260H219V259H218ZM220 260H221V256H220ZM226 260H228V257H227ZM229 260H230V259H229ZM259 260H260V259H259ZM17 261H18V260H17ZM41 261H42V260H41ZM49 261H52V260H49ZM68 261H69V260H68ZM78 261H79V260H78ZM99 261L101 262V259H99ZM102 261H103V260H102ZM118 261H119V259H118ZM130 261H131V260H130ZM156 261H157V260H156ZM158 261H159V260H158ZM178 261H179V260H178ZM178 261H177V262H178ZM184 261H185V260H184ZM186 261H188V259H187ZM189 261H190V260H189ZM208 261H207V262H208ZM222 261H223V260H222ZM231 261H232V260H230V262H231ZM235 261L237 262V258H236ZM238 261H239V260H238ZM242 261L244 262V260H242ZM245 261H246V260H245ZM251 261H252V260H251ZM262 261L264 262V260H262ZM1 262H2V261H1ZM1 262H0V263H1ZM5 262H6V261H5ZM19 262H20V261H19ZM28 262H29V261H28ZM43 262H45V261H43ZM52 262H53V261H52ZM59 262H60V261H58V263H59ZM72 262H73V260H72ZM88 262H89V261H88ZM93 262H94V261H93ZM116 262H117V261H116ZM132 262H133V261H132ZM142 262H143V261H142ZM147 262H149V261H147ZM152 262H153V260H152ZM190 262H191V261H190ZM212 262H213V261H212ZM230 262H229V263H230ZM233 262H234V260H233ZM243 262H242V263H243ZM21 263H22V262H21ZM26 263H27V262H26ZM36 263H37V261L35 262V264H36ZM69 263H70V262H69ZM81 263H83V262H81ZM86 263H87V262H86ZM98 263H99V262H98ZM98 263H97V264H98ZM108 263H110V262H108ZM114 263H115V262H114ZM119 263H121V262H117V264H119ZM159 263H160V262H159ZM180 263H181V262H180ZM194 263H198V261H197V262L194 261ZM200 263H201V262H200ZM200 263H199V264H200ZM202 263H203V262H202ZM204 263H206V262H204ZM216 263H217V262H216ZM221 263H222V262H221ZM242 263H241V264H242ZM259 263H260V262H259ZM3 264H4V263H3ZM31 264H32V263H31ZM44 264H45V263H44ZM65 264H66V263H65ZM71 264H72V263H71ZM73 264H74V262H73ZM103 264H105V262H104ZM110 264H111V263H110ZM115 264H116V263H115ZM125 264H126V263H125ZM127 264H128V263H127ZM133 264H134V263H133ZM135 264H137V262H135ZM139 264H140V261H139ZM143 264H144V262H143ZM147 264H148V263H147ZM153 264H154V263H153ZM155 264H156V262H155ZM168 264H172V262H171V263L169 262ZM173 264H174V263H173ZM177 264H178V263H177ZM186 264H187V263H186ZM188 264H189V263H188ZM213 264H215V262H213ZM222 264H223V263H222ZM261 264H263V263H261Z\"/></svg>",
    "mask_w": 264,
    "mask_h": 264
}]
</instances>
